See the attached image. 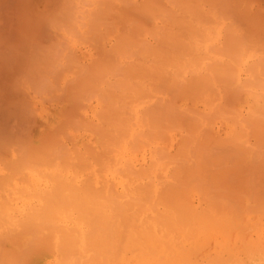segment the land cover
Returning <instances> with one entry per match:
<instances>
[{
  "label": "rangeland",
  "instance_id": "obj_1",
  "mask_svg": "<svg viewBox=\"0 0 264 264\" xmlns=\"http://www.w3.org/2000/svg\"><path fill=\"white\" fill-rule=\"evenodd\" d=\"M56 1H58L59 2V0H19V4H20V8H19V11H20V15H19V17L17 18L16 17V20L15 21H17L18 20V22H20V23H22V24H20V23H18L17 22V24H16V22L13 24L14 26V31H15V37H17V38H15V40H17V46H19V45H21V47H22V45H23V47L21 48V47H18V48H20L19 50L22 52V57H21V54H20V56H19V63H18V60H17V65L15 64V66L16 67H14V69L12 70V71H10L9 69H11V68H9V69H6L5 71H4V73H2V75L0 76V130H3L2 129V127H3V125H5L6 124V130H5V128H4V130L6 131V133L5 134H7L8 132L9 133H11V134H7L6 136H5V134H4V132H2L3 134H0V135H2V136H0V141H1V145L3 146V151H2V153H0L1 155H3V152H5L4 153V155L2 156V157H4L6 154H8L7 156H5L4 158H6L5 160L6 161H3V163L5 164V162L6 163H8V164H3L2 163V161H0V180L1 179H3V177H7V178H4L3 180H4V182L2 183L3 184V187L5 188V186H9V185H7V184H5V183H7V182H5V179H8L9 178V174L10 173H13L14 171H16L17 169H14V168H16V166H19V167H17L18 169L20 168H23V171L22 170H17L18 172H19V174H15V175H11V177L12 178H14V176L16 177L15 179H13V183H9L10 185H14L15 187H14V191H18L19 189L18 188H21L22 186V189H24L25 188V192L23 191V193H26V196H27V192H29V194L30 193H32V192H34V190H33V187L38 191V190H40V191H43V190H41V189H39L38 187V184L40 185V187L43 189V188H45V187H47L44 191L46 192H44L45 193V195L42 193V192H40V193H42L43 195H41V196H43V198L38 194L39 193V191L37 192V191H35L36 193H37V197L35 196H32V197H30V198H27V197H29V194H28V196L26 197L25 196V194H24V196L22 195V197H20L21 196V192H13L12 190H7V192H5V191H3V193H5V195L1 192V190H3V189H1L0 190V192L2 193L1 195H3V196H5V197H3V202L5 203V201L7 200V199H9L8 201H6V203L8 202V204L10 203V201L12 202L11 203V205L13 204V206H11V208H10V206H9V208L8 207H6V208H4L3 209V206L1 205V203H2V197L0 198L1 200V203H0V212H2V214L0 215V225L5 229V232H7V231H9V233L10 232H12V231H14V230H12L11 231V229H12V227L8 224V226H6V224H5V226H4V221L5 220H9L10 219V221L9 222H12V224H13V226H15L17 229H15V227H14V229L15 230H17L18 231V229H19V231H21V233L20 234H15L14 232H12V234L10 233V234H8V233H6V235H8L9 237H7L4 233L5 232H3L4 230H3V228L0 226V230L2 231V235H5L6 237H3L4 238V240H0V260H2V262H3V260H4V263H6V264H8V263H10L11 264V262H13V261H17V259L20 261L22 258H23V260H21L22 262L20 263V262H16V264H30V260H31V258L35 255V249L36 248H38V247H45L46 249H49L50 251H47V252H50L48 255L49 256H47V257H45L44 258V260H46L45 261V263L44 264H60V260H61V264H62V261H63V258H65V257H67V258H65L64 260H66V262L65 261H63V262H65V264H79L80 262H82L83 263V261H81V258L82 259H85V260H87V259H90L91 258V260H88L87 262H86V264H88V262L90 261H92V264H94V263H96V264H111L110 262H113L112 264H120V263H118V260L120 261L121 260V264H124V263H126V261L128 262L129 260H130V263L129 264H133V262H131V258L130 259H128L129 258V255H132V260L135 262V260L137 261V264H142L143 263V261H144V258H145V262L143 263V264H150V263H153V262H151V261H153L152 259H151V257H150V255H152V257L154 256V254H155V252H154V247L155 246H153L154 245V243L157 241V243H155V245L157 244V245H159V246H157L158 248L157 249H155V251L157 252V250L159 251V248H161L160 246H161V244L162 243H164L165 245H167V243H168V248H167V250L168 249H170L168 252L166 251V250H164V255H165V260H167L166 259V256H167V258L168 259H172L173 260V262H172V260H167L166 262H167V264L170 262H172V263H175V264H180L179 262H181V264L184 262V264H264V249H262V247H264V246H260V244H262V243H264V235L262 236V234H264V233H262V232H264V218H262V217H264V168H263V166H264V164H263V156H261V158H260V156L258 157L259 158V160L260 161H258V162H260L261 163V166L259 167V168H257V167H255V166H253L252 167V163L253 162H250L252 159V157L253 156H251L253 153H251L252 152V149H255L254 147L252 148V146H251V144H250V140L251 141H254L253 140V138H255V136L257 135V137L259 136V134L260 133H263V132H261L264 128H263V126H259V128L260 129H262V130H260L259 128H257L258 126L257 125H259L260 124V122H262V124H260V125H264L263 123V121H264V112H261V111H263L264 109H263V107L261 106V108L263 109H261L260 108V106H258V105H261L262 103L261 102H264L263 101V99L261 98V97H264L263 95H264V74H258V75H256L257 74V72L259 73V71H261L260 73H264L263 72V70H264V58H262L263 56H264V53H262L263 51H264V41L263 42H258L259 40H260V37H261V39H264V0H238V1H241V2H238L239 4H236V3H233L232 4V7L233 6H235V8L239 5L240 7H238L239 8V10L241 9V8H243V6H244V8L247 10V11H245L247 14H248V16H251V14L253 15H255V13H256V17L259 15V20L257 21V18L255 17V20L256 21H253V16H252V18L249 20V22L248 21H246V20H248V16L245 14V16H243V14H239L240 12L242 13L243 11H237V13L239 14H235L237 17H238V19H239V16L241 17V16H243L244 18L242 19V17L240 18V21H241V19H242V21H244L245 19V21L243 22V24L245 23L246 24V26H245V28H247L248 30L249 29H251V27H254L255 29L257 28V29H263V30H261L260 31V29L258 30V31H260V32H258L257 30H255L254 29V31H256L255 33H257L256 35L258 36H256L255 35V33L253 32V30L251 29V31L249 30V31H247V30H245V28L242 26V27H240L239 28V25L241 26V23L242 22H239L237 19V22H239V23H236L235 21L236 20H234V19H232V20H234L233 22H231L232 20H231V18L233 17V14H232V16L231 15H229L228 17H229V19L227 18V15H228V13L226 14V10H227V8L230 10V5H227V3H225L224 4V0H221V1H219V2H222L221 4L223 5H227L228 7L226 8V10H225V7H224V5H223V8H224V10H225V14H223V12L224 11H222L220 14H219V11H220V9L219 8H221L222 6H221V4L218 2V1H216L215 2V0L214 1H212V0H200L201 2H200V5H199V7H197L196 8V10H194L193 9V7L194 6H197L199 3V0H197V3H195V4H197V5H195L193 2H195L196 0H193V4L192 3H189L190 1H192V0H188L187 2L190 4V5H194L192 8H190V5L189 4H187L188 6H186V2H185V0L183 1V0H178V1H176L175 0V2H177L176 4H178V6H175L174 4V0H171L172 2H170L169 0H151V1H153L152 3H154V1H155V3H154V5L156 6V3L157 2H159V1H161V2H159V5H161L162 4V6H159L158 7V4H157V6H156V8L154 9V12L153 11H149L151 14L147 17L146 15H143V17H141L140 16V14L142 13H140L139 14V16H138V12H139V8H141V7H139V5L138 4H136L135 2H137L136 0H125V2H127V1H130L129 3L127 2V3H125L124 4V0H110L109 2H107L108 0H103L104 2H107V4H110L109 6L106 4L105 5V3L102 5V6H100L101 8H103L104 6V8H106L104 11H106V13L102 10V13L101 12H99L98 11V5L99 4H96V2H97V0H95V2L93 1V0H89V2L87 1V3H85V4H87V6L86 5H84L83 4V2L84 1H86V0H84L83 2H82V0L80 1L79 0V2H78V0H73L74 2H76V5L77 4H79V6L77 7V11L80 9V11L82 12L83 10L85 11V7L84 8H81V7H83V6H86L87 7V9L90 11V12H93V11H95V12H93V13H89V11L87 12V11H85L84 13H89V15L88 16H90V20H82L83 19V17L85 16L86 17V14L84 15L83 14V12L82 13H80L79 14V18H80V22L78 23V25H77V28H76V30L79 32V33H81L80 31H82L83 30V32H85L86 33V31H87V36H89V34L90 35H92V33H91V31H90V33L88 32L89 30H92L93 31V34H94V37H96V38H99L98 39V42L99 43H97V45L99 44V46H95V44L96 43H94L95 41V39H91L92 37H88L87 38V40H84V39H81L80 38V36L79 37H77L78 39H76V40H74V38H76V37H74L73 35H71V36H73V39H72V37H71V39L72 40H74V42L72 41V43L73 44H70V43H67L68 41L70 42L71 41V39L70 38H66V40H67V42H66V40H65V36L67 37V35H68V37H70V34H67L66 35V33L64 34L63 33V31H62V29H60V28H58V26L54 23V20H53V18L54 17H56L57 16V14H59V13H61V12H63V10L64 9H62V6L63 7H65L66 5V7H65V10L67 9V7L69 6L68 4L69 3H71V1L70 0H62V2H63V4H62V2H60V3H56ZM70 1V2H69ZM93 1V2H92ZM99 1L101 2V0H98V2L97 3H99ZM132 1V2H131ZM134 1V2H133ZM139 1V0H138ZM145 0H140L139 2H141V3H139L140 4V6H142L143 4L142 3H144V4H147V6H148V4H149V2L148 3H145L144 2ZM148 1V0H147ZM150 1V2H151ZM180 1V3H178ZM181 1H182V3L184 2V4H185V6H182L181 5ZM227 0H225V2H226ZM228 1H230V0H228ZM250 1H254V2H250ZM21 2H22V5H21ZM74 2H73V6L75 5L74 4ZM82 2V3H81ZM91 2L92 3H94V4H91ZM167 2V3H166ZM212 2V3H211ZM243 2V3H242ZM54 3V5L53 6H51L52 4ZM90 3V4H89ZM103 3V2H102ZM161 3V4H160ZM163 3H164V5H163ZM213 3H214V5L216 4V3H218V4H216L215 5V10H214V5H213ZM229 3V2H228ZM245 3V4H244ZM246 3H248V4H246ZM254 3V4H253ZM61 5V6H58V5ZM89 4V5H88ZM97 6H96V5ZM210 4V5H209ZM230 4V3H229ZM237 6H236V5ZM252 4V5H251ZM136 5V8L135 7H133V6H135ZM182 6V7H180V6ZM202 5H204V6H202ZM208 5V6H207ZM220 5V6H219ZM246 5H248V6H246ZM25 6V7H24ZM49 6V7H48ZM57 6H58V8H57ZM97 7V8H95V7ZM130 7L131 6V8L133 9L134 8V11H136L137 12V16H135V15H130L131 13V11H132V9H129V12H128V8L127 7ZM138 6V7H137ZM143 6H146V5H143ZM142 6V9L144 8ZM146 6V7H147ZM171 6H172V8H171ZM202 6V11H203V13H204V15H207V17H209L208 15L209 14H206V13H210V14H212V15H214V17L213 18H215V22H214V19L213 20H211V18H207V20H205L206 19V17H205V19L204 18H202L201 17V15L203 14V13H201V15L199 14L200 13V11H201V9H200V11H198L197 12V9L198 8H200ZM219 6V8H217ZM230 6V7H229ZM247 8H246V7ZM249 6H251L250 8H248ZM51 7V8H50ZM53 7L54 8H57L58 10L56 11V9L55 10H53ZM60 7V8H59ZM167 7H169V8H171L170 9V11H172V13L171 14H173V10L172 9H175V10H177V11H174V16L170 19V17L172 16L171 14H169L170 13V11H169V8H167ZM180 7V8H179ZM186 7L187 8H189L190 10H188L187 9V11H185L184 9H186ZM205 7V8H204ZM261 7V8H260ZM109 8V9H108ZM113 10H112V9ZM126 8H127V10H126ZM151 8V7H150ZM153 8V7H152ZM160 8H161V10H163V11H161L160 10ZM211 8H213V10H212V12L210 11V9ZM243 8V9H244ZM50 9H51V11H50ZM120 11H119V10ZM148 9V8H147ZM167 11H166V10ZM209 9V10H208ZM217 9H219L218 11H216ZM237 9V8H236ZM242 9V10H243ZM263 11H262V10ZM53 10V11H52ZM93 10V11H92ZM101 10V9H100ZM110 10V11H109ZM114 10H116V13L114 12ZM131 10V11H130ZM145 10V9H144ZM144 10H143V13H145L144 12ZM184 10V11H183ZM208 10V11H207ZM233 10H235V9H233ZM259 10H261V11H259ZM55 11L56 12H58L57 14L55 13ZM141 11V10H140ZM146 11V10H145ZM158 11H160V12H158ZM179 11V12H178ZM182 11V12H181ZM190 11V12H189ZM205 11H207L206 13H205ZM215 11L217 12V13H215ZM235 11V12H236ZM253 11V12H252ZM49 12H51L50 14H48ZM54 12V13H53ZM115 13V14H112V13ZM118 12V13H117ZM127 12V13H126ZM147 12V11H146ZM166 14H165V13ZM177 14H176V13ZM185 12V13H184ZM257 12H259V13H257ZM95 13V14H94ZM110 13V14H109ZM128 13H130L129 15H126V14H128ZM132 13H134L133 11H132ZM148 13V12H147ZM164 13V14H163ZM181 13V14H180ZM234 13V12H233ZM244 13V12H243ZM53 14V18L52 17H50V18H48L49 16H51ZM54 14H56L55 16H54ZM91 14V15H90ZM93 14V15H92ZM104 14H106V17H107V22H105V20H104V15L102 16V15ZM135 14V13H134ZM146 14V13H145ZM149 14V13H148ZM155 14H159V16H157V15H155ZM167 14H169V15H171V16H167V17H165V19H164V16L163 15H167ZM183 14L185 15V16H183ZM200 16H199V15ZM217 14H219V16H221L222 17V15L223 16H225L224 18L222 17H217ZM258 14V15H257ZM23 15V16H22ZM25 15V16H24ZM47 15H48V17H47ZM84 15V16H83ZM94 15H96V17H95V20L97 19V21L96 22H92V21H95L94 19L92 20V16H94ZM112 15H114V16H112ZM130 16V17H128V19L129 20H131V22H133V23H135V24H137V25H135V24H133V25H131L129 22V24L127 23V21H128V19H125L126 20V22H121V24L122 25H124L125 23H126V26L124 25V27L120 24V21H121V19H122V21H125V20H123L125 17L124 16ZM186 15H187V19L188 18H190L193 22L191 23V21L190 20H188V21H190V23L192 24V28H191V24L189 23L188 25H187V19L185 20V19H181V18H186ZM194 15H196V17H198V18H200V20H201V22H199L198 21V18H196ZM36 16V17H35ZM47 17V19L45 20V18ZM151 16H157V18H154V17H151ZM160 16L165 20H163L162 18H160ZM180 16H182L181 18H180ZM193 16V19L191 18ZM231 16V17H230ZM123 17V18H122ZM138 17V18H137ZM210 17H212L211 15H210ZM235 17V16H234ZM233 17V18H234ZM246 17V18H245ZM88 18V17H87ZM140 18H141V20L142 21H144L143 23H141L142 25H143V27L145 28H143L144 29V31H143V29H141L142 28V26H140V28L138 27V24L141 22V20H140ZM151 18H153V19H151ZM29 19V20H28ZM55 19V18H54ZM106 19V18H105ZM112 19V20H111ZM116 21H115V20ZM132 19L135 21H132ZM139 19V20H138ZM149 19H151V20H149ZM160 19V20H159ZM220 20V21H218V20ZM261 19V20H260ZM23 20V21H22ZM104 20V21H103ZM109 20H110V23L108 24V22H109ZM137 20L139 21L138 23H137ZM170 20V21H169ZM176 20V21H175ZM183 20H185V22L183 21V23H182V21ZM44 21H46V22H44ZM48 21V22H47ZM119 21V22H118ZM147 21V22H146ZM151 21V22H150ZM160 21V22H159ZM162 21V22H161ZM196 21V22H195ZM198 21V22H197ZM205 21V22H204ZM210 23H209V22ZM251 21V22H250ZM39 22V23H38ZM41 22H44L45 24H46V26L49 24V26L48 27H50L49 29L47 28L46 29V26H45V24L44 23H41ZM103 22V23H102ZM104 22H105V24H104ZM111 22H113V24L111 23ZM115 22V23H114ZM153 22V23H152ZM158 24H157V23ZM177 22V23H176ZM218 22H221L220 24H219V27L218 28H220V29H218L216 26H217V23ZM226 22H227V24L230 22V23H232L231 25L230 24H228V25H230V27H233L234 29H235V31H236V33L235 32H231V34H232V36L230 35V36H228V39L230 38V40L229 41H231V42H229V43H231V44H228V43H225V40H226V37H224L225 35H228V32L229 31H231V30H233V28H230L229 29V27H226L227 25H226ZM256 22V23H255ZM144 23H146V24H144ZM176 23V24H175ZM184 23H186V24H184ZM199 23V24H198ZM201 23V24H200ZM216 23V24H215ZM34 26H33V25ZM43 24V25H42ZM80 24V25H79ZM98 24V25H97ZM106 24H107V26H106ZM115 24V25H114ZM154 24H156V25H154ZM167 24V25H166ZM193 24H194V26H193ZM236 24H238V25H236ZM257 25V26H254V25ZM260 24H261V26L262 27H259L260 26ZM18 27H16V26ZM32 25V26H31ZM37 25V26H36ZM118 25H119V27H118ZM136 26V28L138 27L139 29H138V32H136L135 30H132V29H134L135 27H133V28H131V26ZM146 25H147V27H146ZM148 25H149V27H148ZM160 25L163 27L162 29H161V27H160ZM165 25V26H164ZM170 25V26H169ZM186 25V26H185ZM190 25V28L191 29H196L197 30V32L201 29V31H199L200 32V34L201 35H203V36H201L200 34H199V32H198V35H197V37L199 36H201L200 38H203V40L202 39H198L197 40V38H196V34H194L195 32H194V30H193V34H192V32H191V30H187V29H189L188 28V26ZM251 25V26H250ZM39 26V27H38ZM42 26V27H41ZM44 26H45V29H44ZM105 26V27H104ZM110 26V27H109ZM115 26H116V28H115ZM121 26H122V28H121ZM151 26V27H150ZM153 26V27H152ZM172 26V27H171ZM185 26V28L186 29H184L183 27ZM197 26H198V28H199V30L197 29ZM212 26H214V28L216 29V32L214 31V28H212ZM81 27H82V29H81ZM173 27H175V28H173ZM194 27V28H193ZM227 28V30H224V28ZM237 27V28H236ZM259 27V28H258ZM38 28H42L41 30L40 29H38ZM52 28V29H51ZM87 28V29H86ZM92 28H94V29H92ZM101 28V29H100ZM113 28H115V29H113ZM124 28H127L126 29V31L127 32H125V34H123L124 33ZM147 28V29H146ZM149 28V29H148ZM153 28V29H152ZM165 28V29H164ZM167 28H169V30L170 31H167L166 29ZM178 28H180V29H178ZM183 28V29H182ZM225 28V29H226ZM243 28V29H242ZM51 29V30H50ZM104 29V30H103ZM122 32L121 34H120V31ZM123 31H122V30ZM128 29H130L129 31H128ZM141 29V31H142V33L140 32L139 33V30ZM158 29H159V31H158ZM160 29H161V32H162V36H161V34H160ZM172 29H174V30H176V31H174V30H172ZM228 29H229V31H228ZM239 29H241V31L239 30ZM45 30H50L49 32H53L54 33V35L57 37L56 39H57V41H61L62 43H63V46H62V48L65 50L64 51V54L63 55H69L70 54V59L72 60H70V59H68V60H70L72 63H68V66H66L67 64L65 63V62H68L67 61V56L64 58V57H62L61 56V59H60V57H59V59H60V61H63L62 63L61 62H59V63H61V64H66L65 66H64V64L61 66V64L59 65L58 64V66H59V68H57L58 66H57V64H56V66L57 67H54V66H52V68H54V69H57V70H62V72H56V70H55V72L57 73V78H56V80H58L57 82H59V84H60V87H66L67 88V86H65V85H68L69 83L71 84V86H74V85H77V86H74L75 88H72V87H70V85H68L69 87H70V91L68 92L67 90V92L66 91H64V89L63 88H57V87H59V86H57L58 84H56V82H55V84H56V87H54V85L55 84H53L52 86H51V84L55 81V80H53V81H51L52 79H49V81H51V84H50V82H48V80H47V82L45 83H43V85H42V87H37V88H33V87H35V85L33 86L32 85V83L30 82V80H28L27 78V74H25L28 70H27V68H29L30 67V64H29V67L28 66H26V64H25V61H31V60H28L27 58H29L30 57V59H31V55L32 54H30L29 56H28V53H29V51H30V49H32L31 50V52L32 51H34L33 49H35L36 48V46L38 45L37 43H35V45L36 46H34V44H32L33 43V39H34V37H35V42L37 41V39L40 37V33H44V31ZM52 30H54V31H52ZM147 30H148V32H147ZM150 30H152V33H154V34H152V33H149L150 32ZM164 30H165V32H164ZM221 30V31H220ZM41 31V32H40ZM62 31V32H61ZM136 33H135V32ZM154 31V32H153ZM180 31L182 32V33H180ZM184 31V32H183ZM212 31V32H211ZM226 31H228L227 33H226ZM234 31V30H233ZM244 31H245V33H244ZM37 32H39V33H37ZM65 32V31H64ZM81 33L82 34V36L81 37H83V35H85V33ZM145 33V35H144V33ZM169 32H170V34H169ZM178 32V33H177ZM215 32V33H214ZM239 32V33H238ZM240 32H242L243 34H246V36L247 37H249V40H248V38L247 39H245V36H241L242 34L240 33ZM38 35H37V34ZM75 33H77V32H75ZM89 33V34H88ZM129 33H130V38L132 39H139L140 40V44H142L141 46H143L145 49H142V50H148V54H147V52H146V54H147V56H146V54H145V51H143L144 52V54H143V52H142V50H139V51H141L140 52V55H142L143 57V61H145L146 63H148L147 64V67L149 68V67H151V68H147L146 67V64H143V66H144V68H142L143 66H140V67H138V68H134L133 67V63L131 64V61L129 60L131 57H133L134 59H136V56H130V58H128L127 56H126V60L125 59H123V56L122 55H118V61H117V54H116V51H115V53L114 52H111V51H113V50H110V49H113V48H107L109 45H114V43H115V46H111V47H117L120 43L119 42H121V39H120V41L118 40V38L119 37H117V35L119 36V34H120V36H123L124 35V38L127 36V35H129ZM135 33V34H134ZM164 33V34H163ZM166 33H167V35L169 36H167L166 35ZM223 33V34H222ZM224 33H226V34H224ZM230 33V32H229ZM254 33V34H253ZM20 34H21V36H23L22 38H20L21 36H20ZM35 34H36V36L38 37V38H36V36H35ZM80 34V35H81ZM123 34V35H122ZM148 34H150V35H148ZM153 36H155L156 37V39H155V37H152V35ZM160 34V35H159ZM178 34V35H177ZM192 34V35H191ZM208 34V35H207ZM235 34V35H234ZM248 34H251V35H248ZM17 35V36H16ZM105 35L107 36L106 38H105ZM126 35V36H125ZM189 35H191L192 37H190ZM207 37H206V36ZM236 35H237V37L239 38V36H240V39H237V37H236ZM76 36V35H75ZM158 36V37H157ZM160 36V37H159ZM209 36H210V39L211 40H209L208 38H209ZM212 36H214V37H212ZM26 37V38H25ZM41 37H42V35H41ZM40 37V38H41ZM112 37V38H111ZM172 37L174 38V39H172ZM178 39H181L180 41L178 40V42H179V44H178V42H177V38ZM236 37V38H235ZM252 37V38H251ZM19 38V39H18ZM33 38V39H32ZM39 38V39H40ZM60 38V39H59ZM102 38H104V39H102ZM107 38H108V41H109V39H110V41L111 42H113V44L112 43H110V41L109 42H107ZM116 39V40H113V39ZM127 38V37H126ZM149 40H151V41H149ZM163 38V39H162ZM176 38V39H175ZM192 38V39H191ZM224 38H225V40H224ZM24 39H26V40H24ZM38 39V40H39ZM69 39V40H68ZM86 39V38H85ZM129 39V38H128ZM171 39V40H170ZM191 39V40H190ZM233 39H234V41L236 40V41H239L240 43H238V42H235V45H234V41H233ZM242 39V40H241ZM254 39L256 40V42H253L254 41ZM258 39V40H257ZM22 42H21V41ZM41 40V39H40ZM40 40H39V42H40ZM78 40V41H77ZM103 40V41H102ZM113 40V41H112ZM123 40V39H122ZM175 41L174 43H173V41ZM182 40L184 41V42H182ZM185 40L187 41V43L185 42ZM199 40H202L201 41V43H199L198 44V42H200ZM207 40V41H206ZM244 40H246V42L244 41ZM251 40H253V41H251ZM19 41V42H18ZM25 41H27V42H25L26 44L28 43L29 45H33L32 47L31 46H29L28 44V49H27V51H26V49H25V44H24V42ZM76 41V42H75ZM81 41V42H80ZM83 41V42H82ZM84 41H85V43H84ZM97 41V40H96ZM102 41V42H101ZM124 41V40H123ZM163 41V42H162ZM168 43H167V42ZM171 41V42H170ZM189 41V42H188ZM213 41H215L214 42V44H215V48L213 47V46H211L213 43ZM241 41H242V43H243V41H244V43H243V45H242V43H241ZM20 42L22 43V44H20ZM29 42H31V43H29ZM38 42V41H37ZM38 42V43H39ZM104 42V43H103ZM107 44H106V43ZM125 42H126V46H127V44H129L127 41H126V39H125V41H124V44H125ZM131 42V41H130ZM155 42H157V44L155 43ZM162 42V43H161ZM191 42V43H190ZM251 42L253 43V44H255V45H252L251 44ZM74 43L76 44V45H74ZM93 43H94V45H93ZM102 43V44H101ZM110 43V44H109ZM119 43V44H118ZM123 43V42H122ZM153 43V44H152ZM161 43V44H160ZM172 43H173V45H172ZM175 43H177V45L179 46V49H178V46H176V44ZM194 43H195V45H194ZM202 43H203V45H202ZM237 43V44H236ZM257 43V44H256ZM72 45V46H70V45ZM103 44H105L104 46H103ZM109 44V45H108ZM123 44V45H124ZM132 44V43H131ZM162 44H163V46H162ZM167 44V45H166ZM210 44V45H209ZM227 44H228V46H230V47H232L233 45L234 46H236V45H238V48H237V46L236 47H234V49H236V50H231L232 52H230V50L228 51V49H230V47H228L227 46ZM233 44V45H232ZM247 44V45H246ZM91 45H93L94 46V49H93V46H91ZM123 45H121V47L120 46H118L119 47V49H122L123 50ZM130 45V44H129ZM200 45V46H199ZM217 45V46H216ZM225 45H226V47H225ZM242 45V46H241ZM78 46V47H77ZM86 46V47H85ZM125 46V45H124ZM141 46H140V48H141ZM185 46V48H183ZM197 46H199V48H200V50H201V52L199 51V48L197 47ZM246 46V47H245ZM82 47V48H81ZM118 47L116 48V49H114V50H119L118 49ZM173 47V48H172ZM177 47V48H176ZM242 47V48H241ZM250 47V48H249ZM256 47H257V49H256ZM260 49H259V48ZM261 47H263V49L261 50ZM87 48V49H86ZM91 50H90V49ZM103 48H106V49H109V52H111V53H114L113 55H114V58H115V61H117V62H119V61H122V62H119L120 64H121V66L122 67H124L125 65H126V63H125V61H129V66H131L132 68H131V70L130 69H128L127 71H129V73L131 72V76H132V73H135L136 72V75H134V76H136L135 77V79L133 78V79H131V78H129V79H127V80H131L132 82H133V84L132 83H130L132 86H128V88H127V90L129 89H131V87H132V89L131 90H133V92H131V91H129V92H131L133 95H134V97H133V95H131V94H127V95H129L130 97H132V99H133V101L132 100H130L131 98L129 97V96H127L128 97V99H127V97L125 98V101L123 100H121L120 99V101L117 103L119 106H122V110H120V111H122V112H120V116L121 115H124V116H126V117H117L118 119V121H120L119 123H118V127L120 126L119 124H122L123 126H121V127H123L124 129H123V131L125 132L126 130H128V128H129V132L127 131V133L128 134H126L125 135V133L124 134H122V131H119L118 133L116 132V129H118V130H120V127L119 128H116V126L114 125V128L112 127V126H110L111 124L109 123L108 124V122H111V118L109 119L110 121H107V119H105V120H103V118H105L106 117V115L107 114H105L104 112L105 111H107V110H109L108 108H106V106L108 105V103H110L111 101H110V99H108L109 97V95H107V91H108V89L106 88V87H108L104 82H106L105 80L103 81V79H102V81H101V78H100V76L102 77V74H105V66H107V65H105L107 62L106 61H108V60H106V61H104L105 59H106V57H104V55H105V53H106V51L108 52V50H103ZM210 48V49H209ZM211 48H213V49H211ZM97 49H98V51L99 50H101L102 51V54H104L103 56H102V54L100 53H97L98 51H97ZM139 49V47H137V49L136 50H138ZM169 49V50H168ZM183 49V50H182ZM184 49H185V51H184ZM219 49V53H218V51H216V50H218ZM232 49V48H231ZM256 49V50H255ZM259 49V50H258ZM62 50V49H61ZM168 50V51H167ZM173 50V51H172ZM180 50V51H179ZM182 50V51H181ZM213 50H215V51H213ZM242 52H241V51ZM249 52H248V51ZM261 51V52H258V51ZM87 51V52H86ZM93 51V52H92ZM103 51H105V53L103 52ZM139 51L137 52V53H139ZM164 51H166V53H167V56H170L171 54V57H167L166 56V54H165V56L163 55L164 54ZM171 53H170V52ZM178 51V52H177ZM204 51V52H203ZM207 51H209V52H207ZM227 51L228 52H230V55L232 56V57H230V55H227V54H229V53H227ZM235 51V52H234ZM20 52V53H21ZM23 52H24V54H23ZM30 52V53H31ZM63 52V51H62ZM66 52V53H65ZM78 54H77V53ZM100 52V51H99ZM118 52V51H117ZM121 52V51H120ZM119 52V53H120ZM170 54H169V53ZM176 52V53H175ZM185 52H188L189 54H187V53H185ZM197 52L199 53V54H197ZM244 52H246L245 54H244ZM68 53V54H67ZM118 53V54H119ZM122 53V52H121ZM129 53V52H128ZM163 53V54H162ZM213 53V54H212ZM232 53V54H231ZM234 53V54H233ZM238 53V54H237ZM259 53H261V54H259ZM61 54V53H60ZM75 54V55H74ZM92 54V55H91ZM96 54V55H95ZM109 54V53H108ZM150 54V55H149ZM174 54H175V56H174ZM204 54H206V59H205V55ZM213 55V56H211V55ZM219 54V55H218ZM74 55V56H73ZM79 55H81V57L79 56ZM112 55V54H111ZM140 55H138V57H140ZM179 56L178 57V59H177V56ZM210 55V59H209V56ZM221 55V56H220ZM233 55L235 56V57H233ZM241 55V56H240ZM254 55V56H253ZM263 55V56H262ZM28 56V57H27ZM106 56H108L107 57V59L110 57V55H107L106 54ZM164 56V57H163ZM202 56V57H201ZM203 56H204V59H202L203 58ZM227 56V57H226ZM72 57V58H71ZM73 57H75V58H73ZM155 59H154V58ZM166 57V59L172 64V62H174L173 60H176L177 59V62L179 63V64H176V65H178V66H173V65H175V63H173V65H171V64H166L165 63V60H164V62H161V61H163V58H165ZM175 57V58H174ZM185 57V58H184ZM199 57H201V58H199ZM217 57V58H216ZM240 57V58H239ZM245 57H247V60H246V58ZM255 57V58H254ZM260 57V58H259ZM23 58L25 59V60H23ZM83 58V59H82ZM94 58H96V59H94ZM105 58V59H104ZM111 58H112V56H111ZM123 60H122V59ZM125 58V57H124ZM172 58V59H171ZM183 58V59H182ZM230 58V59H229ZM27 59V60H26ZM73 59L75 60V62L76 61H78V62H73ZM134 59H133V61H134ZM151 59V60H150ZM161 59V60H160ZM199 59H202V61H200ZM216 59V60H215ZM218 59V60H217ZM81 60V61H80ZM83 60V61H82ZM112 60V59H111ZM111 60L109 59V61L110 62H108V63H111ZM125 60V61H124ZM131 60H132V58H131ZM141 60V59H140ZM157 60V61H156ZM184 60V61H183ZM238 60V61H237ZM263 60V61H262ZM24 61V64L22 63ZM114 61V62H115ZM181 61V62H180ZM198 61H200V62H198ZM206 61H207V64H209V62L211 61V63H214V62H218L219 61V64H220V66L218 67V64L216 63L215 64V66H216V68H220L221 67V73L220 74H215V72H216V70L215 71H213L211 68H212V66L209 68L208 66H210V65H208L207 66V64H206ZM209 61V62H208ZM223 61V62H222ZM226 61V62H225ZM230 61L231 63L228 65L229 66V68H228V66H227V64H228V62ZM237 61V62H236ZM247 61V62H246ZM83 62H84V64H83ZM86 62V63H85ZM93 62H96L95 64L96 65H98V66H101V68L103 69L102 70V72L100 73V71H99V74H100V76H98L99 78L97 79V77H96V75H95V73H97L96 71H97V69L98 68H96L97 66L93 63ZM114 62H112L114 65H115V63ZM116 62V64H117V67L120 65H118V63ZM124 62V63H123ZM153 63V65L151 64V63ZM168 62V63H169ZM247 64H246V63ZM254 62L255 63H258V64H254ZM22 63V64H21ZM31 63V62H30ZM78 63V64H77ZM123 63V64H122ZM157 63V64H156ZM185 63V64H184ZM187 63V64H186ZM197 63V64H196ZM201 63V64H200ZM244 63V64H243ZM249 63V64H248ZM20 64H21V67H19L20 66ZM112 64V65H113ZM131 64V65H130ZM154 64L155 65H157V66H154ZM182 64V65H181ZM193 66H191V65ZM199 64V65H198ZM205 64V65H204ZM231 64H234V66H235V69H236V71H237V73H235V72H231L232 70L234 71L235 69H234V67H233V65H231ZM254 64V65H253ZM261 64V65H260ZM19 65V66H18ZM23 65V66H22ZM25 65V66H24ZM72 65V66H71ZM87 65H89L88 66V69H90V71H93L92 69L94 68V69H96V71H95V73H93V76H92V74H91V76H90V73L91 72H87L86 73V70L88 71V69L86 68V66ZM128 65V64H127ZM168 65V66H167ZM188 65V67H190V68H188V69H185V68H183V67H186ZM230 65H231V67H233L232 68V70H231V67H230ZM246 65H248V66H250L249 68L246 66ZM96 66V67H95ZM181 66H182V68H181ZM195 66H197V67H195ZM201 66V67H200ZM215 66L213 67V69L215 68ZM253 66V67H252ZM258 67V71L256 72V71H254V69L256 68V67ZM22 67H24V68H22ZM26 67V68H25ZM71 67V68H70ZM154 67H156L155 69H156V72H155V69H154ZM157 67H159V69L157 68ZM161 67V68H160ZM165 67H167V68H165ZM173 67V68H172ZM179 67V68H178ZM191 67H192V71H195V73H196V76L198 77V75L197 74H200L201 73V71H202V73H204V72H206V71H204V70H207L208 72H206V73H208V74H206V73H204V74H206V75H208V76H211V77H209L210 79H211V81H208V79H207V81H205L206 80V78H203V76L204 75H200L201 77L198 79L197 77H193L194 76V74L192 75L191 74ZM195 67V68H194ZM204 67V68H203ZM247 67V68H246ZM260 67H262V68H260ZM13 68V67H12ZM21 68H22V70H23V74H22V70H21ZM60 68H62V69H60ZM69 68V69H68ZM84 68V70H82ZM101 68L99 67V69L101 70ZM139 68H140V71H139ZM154 70H153V69ZM178 68V69H177ZM193 68L195 69V70H193ZM198 68H200L201 69V71H199V69ZM228 68V69H227ZM246 70H245V69ZM253 68V69H252ZM24 69H26V70H24ZM54 69H52V70H54ZM124 69H125V67H124ZM127 69V68H126ZM157 69L158 70H161V71H157ZM170 70V72L168 71V70ZM174 69H175V71H174ZM179 69L181 70H183V69H185V70H187V73H186V71H184L183 70V72H184V74H187V76L188 77H186V75L183 77V73H182V71L180 72L179 71ZM203 69V70H202ZM230 69V70H229ZM262 69V70H261ZM9 70V71H8ZM17 70H21V71H19L20 73H18V71ZM150 70V71H149ZM151 70H153L152 72H151ZM165 70V71H164ZM197 70V71H196ZM219 70V69H218ZM229 70V71H228ZM256 70H257V68H256ZM26 71V72H25ZM84 73H83V72ZM104 71V72H103ZM135 71V72H134ZM140 72V73H138V76H137V72ZM144 71V72H143ZM146 71V72H145ZM176 71H178V72H180V73H178L177 74V72ZM190 73H189V72ZM220 71V70H219ZM227 71V72H226ZM6 72V73H5ZM51 72H53V73H55L54 71H51ZM76 72L78 73V75H77V77L75 76L76 75ZM79 72H82L84 75H81V73L79 74ZM125 72V71H124ZM200 72V73H199ZM209 72H211V74L209 73ZM226 72V74L224 75V76H226L227 75V73L230 75V73H232V75L230 76V77H232L231 79L233 80H230V77H229V79H227V80H221L222 78L220 77V75L222 74V73H225ZM230 72V73H229ZM18 74V76L19 75H26V76H20V77H22V78H16V76H17V74ZM28 73V72H27ZM55 73V74H56ZM145 73H146V75H145ZM153 73V74H152ZM155 73H157V74H155ZM162 73V74H161ZM216 73H219V72H216ZM4 74H6V75H4ZM11 74V75H10ZM51 75H53L52 73H50ZM49 74V75H50ZM98 74V75H99ZM159 74H161V75H159ZM180 74V75H179ZM235 74L237 75V77L235 78V79H233V75L235 76ZM256 76H255V75ZM15 75V76H14ZM48 75V76H49ZM50 75V76H51ZM79 75H81V76H79ZM141 75H143V77L141 76ZM155 75V76H154ZM182 75V76H181ZM192 75V76H191ZM215 75H218L219 77L217 78ZM242 75V76H241ZM260 75V77H258V79L256 78L257 76H259ZM47 76V77H48ZM49 76V77H50ZM55 76L56 75H53L52 77H54L55 78ZM83 76V77H82ZM95 76V77H94ZM142 78H141V77ZM150 76H151V78H150ZM207 76V77H208ZM222 76V75H221ZM228 76V75H227ZM227 76L226 77H224V78H227ZM25 79H24V78ZM48 77V78H49ZM79 77L80 78H82V80H80L79 79ZM110 77V79L113 77V75L111 76V75H109V76H107V77H105V75H104V78L107 80L108 78ZM137 77H139V80H138V78ZM161 77H162V79L165 81V83L166 84H164L163 85V87L164 88H162V83H164V81L161 83L160 82V80H161ZM176 77V78H175ZM183 77V78H182ZM192 77V78H191ZM204 77H206V76H204ZM240 77V78H239ZM246 77H248L247 79L244 78ZM51 78V77H50ZM90 78V79H89ZM103 78V77H102ZM136 78H137V80H138V82L140 81V78H141V84L139 83H134L135 82V80H136ZM155 78V79H154ZM157 78V79H156ZM180 78H181V80H183L184 82H183V85H182V83H180L181 82V80H180ZM185 78V79H184ZM194 78V79H193ZM4 79H5V81H4ZM26 79H27V81H26ZM67 79H68V81H67ZM70 79L72 80V82H73V84H72V82H70ZM85 79V80H84ZM91 79H92V81H91ZM100 79V80H99ZM148 79V80H147ZM198 80V81H196L195 82V80ZM203 79H205V80H203ZM213 79V80H212ZM250 81H249V80ZM251 79H253V82H252V80ZM260 79V80H259ZM45 80H46V77H45ZM44 80V81H45ZM62 80V81H61ZM63 80H64V82H63ZM66 80V81H65ZM73 80H75V81H73ZM76 80H78V81H76ZM94 80V81H93ZM109 80V79H108ZM107 80V81H108ZM111 80H113V78L111 79ZM134 80V81H133ZM136 80V81H137ZM145 80V81H144ZM177 80H179L178 81V84H177ZM185 80H186V82H185ZM255 80V81H254ZM85 81V82H84ZM129 81H127V82H129ZM148 81H150V83H148ZM152 81V82H151ZM202 81V82H201ZM204 81V82H203ZM245 81H249L248 83L247 82H245ZM261 81V82H260ZM5 82V83H4ZM28 82V83H27ZM66 82V83H65ZM74 82H76V83H74ZM81 82H82V84H81ZM93 82V83H92ZM123 82H125V81H123ZM144 82V83H143ZM156 82H157V84H156ZM158 82H160L161 84L159 85V86H161V87H159V88H162V89H159V88H157L156 89V87H155V89H152L153 88V85H158ZM208 82V83H207ZM242 82V83H241ZM244 82V83H243ZM49 83V84H48ZM152 83V84H151ZM180 83V84H179ZM184 83H185V85H184ZM196 84V85H194V84ZM219 83V84H218ZM237 83H240V84H242L243 85V88L241 89V87H242V85H240V90L238 89V88H236V86H238L239 87V85L237 84ZM255 83V84H254ZM83 84L84 85H88L89 86V89H90V91L93 93L94 91V93H93V96H91L90 97V95H91V92L88 90V88L84 91L83 89ZM108 84V83H107ZM121 84V83H120ZM124 84V83H123ZM122 84V85H123ZM127 83L125 82V85H126ZM135 84H138V85H141L140 86V89H141V91H137L138 89H139V87H138V89H136V87H137V85H135ZM143 84V85H142ZM198 84V85H197ZM231 84V85H230ZM246 86H245V85ZM256 84H258V85H256ZM109 85V84H108ZM127 85H129V84H127ZM135 85V86H134ZM149 87H148V86ZM165 85H167V88L169 89H173V90H175L174 88L175 87H177L176 89H178V90H180V91H178V90H176V95L174 94V97H171V96H173V95H171V94H173V91H168V89H166V87H165ZM179 85H181L182 86V88H181V86H179ZM187 85V86H186ZM189 85V86H188ZM205 85V86H204ZM252 85V86H251ZM254 85H256V86H254ZM12 86V87H11ZM21 86V87H20ZM32 86V87H31ZM50 86V87H49ZM79 86L80 87H82V88H80L79 89ZM87 86V87H88ZM93 87V88H90V87ZM121 86V85H120ZM120 86H117L118 88H120ZM148 88H147V87ZM259 86V87H258ZM10 87V88H9ZM21 89H20V88ZM29 87L31 88V89H29ZM76 87H77V89H76ZM123 88H125V89H123V88H121V89H123V90H126V87L123 85L122 86ZM142 87V88H141ZM158 87V86H157ZM172 87H174V88H172ZM180 87V88H179ZM187 87V88H186ZM197 87H198V89H197ZM202 89H201V88ZM223 87H224V90H223ZM39 88H40V92H39ZM49 88V89H48ZM227 88H229V90L227 89ZM19 89V90H18ZM25 89H27V90H25ZM37 89V90H36ZM63 89V90H62ZM76 89V90H75ZM81 89H82V91H81ZM91 89H95L94 91L93 90H91ZM136 89V90H135ZM139 89V90H140ZM191 89V90H190ZM193 89H195V90H193ZM205 89V90H204ZM208 89H209V91H208ZM236 89H238V91L236 90ZM248 89V90H247ZM258 89V90H257ZM25 90V91H24ZM33 90H35V91H33ZM50 90H51V92H50ZM78 90V91H77ZM109 90H110V86H109ZM122 90V91H123ZM156 90V91H155ZM222 90V91H221ZM227 90H228V92H227ZM2 91V92H1ZM63 91H64V94H61L60 95V98L62 99H60L62 102H60V100L58 99L59 97H58V95L62 92L63 93ZM75 91H77V93L79 94V96H78V94H76L77 96H78V99H76L75 98V101H74V96H76V95H74L75 94ZM82 92V95H81V92ZM97 91V92H96ZM116 91H118V92H120L119 91V89H116ZM121 91V92H122ZM136 91L138 92V94L136 93ZM163 91H165V92H163ZM183 91V92H182ZM189 91V92H188ZM204 91H207V94L210 92V91H212V93H211V99L209 98V99H207L205 96H204V99H202V100H198L197 101V99H194V100H191V99H186V97H184L185 96V93L186 92H188V93H192V94H194L193 92H195V95H199V94H202ZM224 91H226L227 92V94H225V92ZM13 92H14V94H13ZM21 92V93H20ZM23 92V93H22ZM72 92V93H71ZM74 92V93H73ZM90 94H89V93ZM115 92V91H114ZM125 92V91H124ZM123 92V93H124ZM127 92V91H126ZM141 92H145L144 94H141ZM149 92H151L152 94H157V95H159V96H161L162 97V99H161V97H157V95H155V96H153V95H151ZM159 92V93H158ZM172 92V93H171ZM175 92V91H174ZM197 92V93H196ZM200 92V93H199ZM202 92V93H201ZM236 92V93H235ZM20 93V94H19ZM29 93V94H28ZM84 93H86V94H84ZM141 95H140V94ZM147 93H149V94H147ZM206 92H204V94H205ZM9 94V95H8ZM30 95L29 97H28V95ZM33 94V95H32ZM52 96H51V95ZM54 94H56L57 96H55ZM84 94V95H83ZM87 94H89V96H87ZM116 94H118L119 96H120V98H121V95H122V93H117L116 92ZM247 95V96H249V95H251V96H257V97H259V100L257 101V104H256V106H248V105H250V104H247V101H246V98H245V95ZM253 94V95H252ZM263 94V95H262ZM14 95V96H13ZM32 95V96H31ZM139 95V96H138ZM142 95H144V97L142 96ZM146 95H149V96H146ZM168 95V96H167ZM178 95V96H177ZM236 95V96H235ZM244 95V96H243ZM10 96V97H9ZM12 96H13V98H12ZM37 96V97H36ZM117 96V95H116ZM118 96V97H119ZM123 96H126V95H123ZM122 96V97H123ZM136 96V97H135ZM228 97V98H226V99H224V97ZM239 96V97H238ZM9 98V102H8V98ZM18 97V99H16ZM22 97H24L25 99H27V101L26 102H28V105H27V109H28V107L29 106H33V108L32 107H29V108H31V110L29 111V112H31L32 110H33V114H32V112L29 114V112H28V117H27V119H26V117H24L23 115V113H19L18 111H19V109H20V111H21V109H22V106L19 104V102H18V104L21 106L20 108H19V105L18 104H15L14 102H12L13 100L15 101H20L21 102V100H23V98ZM50 97V98H49ZM52 97V98H51ZM66 97V98H65ZM81 97V98H80ZM86 97H88V98H86ZM89 97H90V99H89ZM22 98V99H21ZM117 98V97H116ZM137 99V102L136 101H134V99ZM158 98V99H157ZM172 98H174L173 99V101H174V103H173V107H181L180 109L178 108V110L179 111H182V108H183V111L182 112H179L180 114L181 113H183V115L185 116V117H191L192 119H193V121H194V124H192V125H190V124H188V123H184V121H181V120H179V117L178 116H175L176 118L173 120L172 119V113L170 114V115H168L167 113H166V116L168 115V116H171V117H169L170 118V120H171V122H169V118H168V116L166 117V118H168V119H166V118H164V114L161 112L162 111V109H163V111H165V109H166V105L169 107V109L171 110V108L170 107H172L171 105L169 106V104H171L169 101H171L170 99H172ZM230 98V99H229ZM238 98V99H237ZM10 99H11V101H10ZM13 99V100H12ZM24 99V100H25ZM83 99V100H82ZM86 99V100H85ZM123 99H124V97H123ZM166 99H168V101L166 100ZM224 99V100H223ZM229 99V100H228ZM237 99V100H236ZM243 99H245V100H243ZM50 100V101H49ZM106 100V101H105ZM126 100H129L130 101V103L129 102H127ZM141 100H142V102H141ZM144 100V101H143ZM147 100V101H146ZM150 100V101H149ZM156 100H160V102L158 101V102H156ZM186 100V102H184ZM189 100V101H188ZM251 100L253 101L254 100V98H251ZM14 103V104H11L12 106H11V110H8L9 109V107H7V106H9V104L7 103ZM34 101H36V102H34ZM92 101V102H91ZM101 101V102H100ZM153 101H154V103L156 104V103H158L157 105H159V104H161L162 103V107H165V108H157V109H159L160 110V112H159V114L158 113H155V114H158V116L160 115V117H158L159 118V120H161V124H159V122L156 124V119H155V123L153 122V125L151 124V120H150V118L151 117H153L152 116V114H151V111H148V109H147V114L145 113V110H144V112H143V109H146V107H149V103H153ZM177 101V103H175ZM194 101H196V103H195V106L193 105L194 104ZM224 103V104H221L222 102ZM6 102V104L4 105V103ZM23 102V101H22ZM64 102V103H63ZM76 103V104H74V103ZM82 102V103H81ZM106 102V103H105ZM124 102V103H123ZM127 102V103H126ZM139 102V103H138ZM149 102V103H148ZM169 102V103H168ZM190 102V103H189ZM198 102V103H197ZM217 102H218V108L217 109H219V111L220 112H222V111H224V108H225V111L224 112H226V110L228 109V111H229V108H230V111L232 110L233 111V113L232 112H230V113H232V115L234 116H237V114H239V115H241L242 116V114H244V112L248 115V116H246V114H244L243 116H245L244 118H246V117H249L250 116V110L251 109H254L255 110V108L256 109H258V110H255L256 112L258 111H260L262 114H263V118H262V120H260L261 119V116L260 117H257V115H256V117H254L255 115H252V114H255L254 112H251L252 114H251V116L249 117L250 119H251V117H253L254 119L256 118V121L253 123V124H256L257 123V125H254V126H252L253 128L251 129V131H250V133L251 134H249L248 133V135H246V136H244L246 133H244V135L243 136H241V133L245 130H243L242 132H240L241 130V125H240V123L241 122H238V121H240V120H242L241 119V116L239 117V116H237L238 118H240L239 120H237V121H235L234 119H236L237 117H235L234 116V118L231 116V114H228V116H226L225 117V114H223V116H222V113H224V112H222V113H220L217 109H216V104H217ZM227 102V103H226ZM30 103H31V105H30ZM36 103V104H35ZM46 103V104H45ZM53 103V104H52ZM72 103V104H71ZM80 103V104H79ZM86 103V104H85ZM154 103H153V105H154ZM165 103H166V105H165ZM181 103V104H180ZM184 103H186V104H188V105H185ZM204 105H203V104ZM229 103H231V105L229 104ZM232 103H234V105H232ZM244 103V106H247L246 107V110L247 109H249L250 107H251V109L248 111H245V107H243V105H241V104H243ZM3 104V105H2ZM22 104V103H21ZM34 104V105H33ZM52 104V105H51ZM73 104H74V106H73ZM79 104V105H78ZM82 104H83V106H82ZM144 104V105H143ZM176 104H178V105H176ZM179 104H180V106H179ZM184 104V105H183ZM196 104H198V105H196ZM247 104V105H246ZM14 105V106H13ZM70 105V106H69ZM80 107L81 106V108H79L78 106ZM181 105H183V106H181ZM203 105V106H202ZM220 105H223L222 106V108H221V106ZM228 105H230V106H232V107H235V108H233V109H235V112H237V113H235L234 112V110L233 109H231L232 107H229ZM263 106H264V103L262 104ZM34 106H36L35 107V109H34ZM70 107V109H71V111H72V107H74L73 108V113H75V111L76 110H78L79 112H78V114L77 113H75L74 115L76 116L77 115V118L78 117H80L79 119V121H80V124L82 123V125L80 126H78V127H76L77 129H73V127H72V125H70V124H77L75 121H71V122H69L68 123V125L65 127V128H63L64 130V132L61 130L60 131V129H61V125H64V121H63V119L65 120V118H67V119H69V121L72 119V117H74V116H71V114H66L67 112H71V111H67V109H69V108H67V107ZM86 106V107H85ZM105 106V107H104ZM142 108H141V107ZM146 106V107H145ZM151 106V105H150ZM160 106V105H159ZM185 106H187V107H185ZM240 106V107H239ZM18 107V108H17ZM78 107V108H77ZM132 107H134V108H132ZM143 107H145V108H143ZM152 107V106H151ZM150 107V108H151ZM155 107V106H154ZM189 107V108H188ZM191 107V108H190ZM197 107H198V109H197ZM206 107H208V108H206ZM224 107V108H223ZM228 107V108H227ZM249 107V108H248ZM259 107V108H258ZM15 109V112H16V110H18L17 112L19 113V114H22V116L21 115H19V116H17V112H16V115H15V119H14V116H13V114L15 113L14 112V110L13 109ZM66 108V109H65ZM75 108H76V110H75ZM188 108V109H187ZM215 108V109H214ZM5 109H7L8 111H13L12 113V115H10L11 116V118H13V120L11 121V118L10 117H8L9 115L7 114V118H10L9 120H8V122H6L7 121V119H6V113L8 112V111H6ZM36 109H37V111H36ZM64 109V110H63ZM99 109H100V111H99ZM132 109H133V111H135V115H133L134 114V112L132 111ZM141 109V110H140ZM153 109V108H152ZM156 109V108H155ZM156 109V110H157ZM174 109V108H173ZM172 109V110H173ZM190 109H192V110H190ZM195 109V110H194ZM223 109V110H222ZM259 109H261V110H259ZM34 110H35V113H34ZM90 110V111H89ZM102 110V111H101ZM105 110V111H104ZM174 110H176L177 111V109H174ZM194 110V111H193ZM197 110V112H195ZM243 110V111H242ZM104 111V112H103ZM110 111V110H109ZM108 111V112H109ZM140 111H141V113H140ZM154 111V110H153ZM158 111V110H157ZM166 111H168L167 109H166ZM165 111V112H166ZM200 111H202L203 112V114L205 113V116H203V114H200L199 112ZM210 111H211V114H210ZM218 111V112H217ZM251 111H253V110H251ZM9 112V113H10ZM170 111H168V113H169ZM175 112V111H174ZM201 112V113H202ZM213 112L216 114V113H218V114H213ZM241 112V113H240ZM72 113V112H71ZM100 113V114H99ZM163 114V116H162V114ZM193 113H194V115H193ZM11 114V113H10ZM64 114H66V115H64ZM105 114V115H104ZM138 114V115H137ZM146 114V115H145ZM148 114H151V117L149 116L148 117ZM206 114H207V116H206ZM256 114H259V115H262V114H260V113H256ZM68 115H70L71 116V119H70V116H68ZM111 115V114H110ZM109 114H108V116L109 117H111ZM140 115V116H139ZM144 115H145V118H147L146 120H145V118L143 119V117H144ZM229 115H230V117H229ZM258 115V116H259ZM20 117V118H22V119H20V120H22L21 122L18 120V118L17 117ZM26 116V115H25ZM35 116H36V118H35ZM66 116V117H65ZM140 118H139V117ZM156 116V115H155ZM195 116V117H194ZM209 116V117H208ZM214 118H213V117ZM23 117L25 118V120L23 119ZM34 118V120H32L33 118ZM63 117H65V118H63ZM69 117V118H68ZM174 117V116H173ZM194 117V118H193ZM208 117V118H207ZM227 117H229V118H227ZM31 118V119H30ZM75 118V117H74ZM73 118V119H74ZM106 118H108V117H106ZM161 118H164V119H161ZM233 118V120L235 121V122H233L232 120H230V119H232ZM257 118H259V119H257ZM62 119V120H61ZM72 119V120H73ZM121 119V120H120ZM123 119V120H122ZM126 121H125V120ZM145 120V121H143V120ZM152 119V118H151ZM197 119V120H196ZM205 120V121H202V120ZM6 120V121H5ZM24 120V121H23ZM29 120V121H28ZM76 120V119H75ZM84 120H86V122L84 121ZM139 120V121H138ZM148 120H150L151 122H149ZM158 120V121H159ZM174 121V124H175V126L177 127H175L174 125H172V123H173V121ZM178 120V121H177ZM200 120H201V123H200ZM209 120V122H211V121H213L212 123H210V124H212V125H208V123L209 122H207ZM219 120H220V122H219ZM225 120V121H224ZM230 120V121H229ZM244 120V119H243ZM248 120V119H247ZM260 120V121H259ZM33 121V122H32ZM62 121V122H61ZM68 121V120H67ZM67 121H66V123H65V125L67 124ZM104 121H107V123L106 122H104ZM162 121H165V123L164 122H162ZM227 121V122H226ZM249 121H252V120H249ZM6 122V123H5ZM18 122H20V123H18ZM30 122V123H29ZM97 122V123H96ZM121 122H123V123H121ZM140 122V123H139ZM146 122H147V124H146ZM169 124H168V123ZM176 122V123H175ZM199 122V123H198ZM206 122V123H205ZM230 122V123H229ZM236 122H238L239 123V125H237V123ZM245 122H248V121H246L245 120ZM244 121L241 123L242 124V127H243V124L245 123ZM7 123H9L8 125H7ZM17 123V124H16ZM87 123V124H86ZM92 123V124H91ZM99 123V124H98ZM112 123V122H111ZM129 123V124H128ZM171 123V124H170ZM181 125H180V124ZM226 123V124H225ZM233 124V125H230V124ZM236 125H235V124ZM250 124H251V122H249ZM30 124V125H29ZM61 124V125H60ZM73 124V125H74ZM79 124V123H78ZM84 124H86L85 126H84ZM96 124H98V125H96ZM102 124H104V125H107V127L105 126V128H110V127H112L111 129H109V130H112V131H110V133L112 132L113 134H110L109 133V135H116L117 137L119 136V141L122 143H120L119 144V146L121 147H119L118 145L117 146H115L116 145V141H115V139H114V137L112 136H110V139H109V136L107 137V134H108V132H107V134H106V131H108V130H103V129H99V128H101L102 127ZM114 124V123H113ZM112 124V125H113ZM178 126H177V125ZM185 126H184V125ZM219 124H223L222 125V127H221V125L218 127V125ZM224 124H225V126H224ZM229 124V125H228ZM13 125V126H12ZM15 125H17L16 127H15ZM25 125V126H24ZM59 125V126H58ZM64 125V126H65ZM92 125V126H91ZM96 125V126H95ZM100 125V126H99ZM104 125H103V128H104ZM128 125V126H127ZM140 125V126H139ZM146 125H149V128H151L150 130H151V132L149 131V133L148 134H150V136L147 134L146 136L144 135V134H142V132L141 131H143V129H144V127L146 126ZM168 126V129H166L167 128V126ZM169 125L171 126V129H169ZM228 125V126H227ZM245 126H246V128L248 129V128H250V125H247L246 123L244 124ZM20 126H24L25 128L26 127H28L31 131H32V129L33 130H35V131H37V133H38V135H39V139H38V141L37 142H34V141H28V139H27V142H26V140L25 139H22L24 142H26V143H28V142H32L33 144H30L29 143V145L31 146V145H34V143H35V145H34V148H35V150H36V148H37V146H40V144H41V150L43 151V152H45V153H43L44 154V156L46 157V155L47 156H49L48 158L49 159H47V161L45 160V161H43L42 159H41V157L43 156V154L42 155H40V157H38V156H36L38 153L39 154H41L42 152H39V150L40 149H37L38 150V152L36 153V151H35V153L36 154H34L33 155V153H31L33 156L32 157H34L35 158V162H39L40 163V161H41V164L43 163V162H47L48 163V160H50V161H52L53 159L51 158L52 157V154H54V152H52V154H50L51 152H49L48 153V150H49V146L50 147H52V145H53V147H55V145L58 147V150H56V152L57 151H59V149H60V151L59 152H57V153H60L61 151V154H60V156L63 158V156H65L66 158H67V156L69 155V153H67V151L68 150H64V148H66L67 149V147H68V149H70V153H72L73 152V154H70L71 156H73V159H74V155H76L77 156V158H78V160H79V162L77 161L76 163H80V164H75V166L77 165L80 169L82 168V171L84 172V174L82 173V171H77V172H75L76 171V169H74V173H72L71 171L69 172L68 171V173L66 172L68 169H72L73 170V168H70L72 165H73V163H72V161H73V159H71L70 161H71V163H72V165L71 166H69V168L67 169V170H65L64 168H63V166L61 167V168H59L60 170L61 169H63V170H61V173L63 172V174H61V176H62V181H63V177L65 178V176H67L68 178V180L67 181H73V179L72 180H70V177L72 178V176H73V174H77L76 175V177L74 178V179H76V181L78 182H76V185L78 186V185H80V186H78V187H81V185H83V184H81L82 183V181L83 182H85V181H87V178H88V182L87 183H90L89 182V180L91 179V182H92V185H94V186H96L97 187V190L99 189L98 188V186L100 185L101 186V184H105V183H102V180L103 179H108L110 176H112V174L114 175V176H112L114 179H113V181H114V183H112V184H114V185H112L111 184V179H108V180H110V183H109V181L108 180H106L105 179V181H106V185L109 183V187H110V185H112V186H114V188H116L115 189V192H116V190L117 191H119V192H123V193H127L128 195H131L130 193V186L132 185V184H127V185H129V187L128 186H124V185H126V184H122V186H120L121 184L120 183H118V185L117 184H115V183H117V181L118 182H123V183H125V181L128 179V175L130 176V171L128 170V172H127V168L125 169V171H126V175L123 173V176H124V179H121V175H120V173H118V172H116L117 170V167H120L121 165V168L123 169V166L125 167L126 166V163L124 162L125 160V158H126V160H128L129 158V161H131V159H134V160H132V161H134L133 162V164H132V166H131V168H129V169H132V167H133V165H134V167H139V168H141L142 169V166L143 167H149L148 169L149 170H146V171H150V173L152 174V176L151 175H149V176H145L146 174H143L144 175V177H145V179L143 178V177H141V178H138V176L139 175H136L137 176V179H136V176H133V175H135V172H134V174L132 175V176H130L131 177V179H132V177H135L134 179L136 180V182H134L133 180L132 181H130V178L127 180V181H130V182H133V183H136V186H139V184L140 183H144L145 181H146V177H149V179L147 178V180H149V182L148 181H146L145 183H150L149 185H150V187H151V189L149 188V189H147L148 191H149V193H148V191H147V193H148V198L146 197V202L148 201V199H149V202L148 203H150L151 205L149 206L148 205V203H147V205L146 206H149L147 209L144 207V208H142V207H140V208H142V209H145V211H146V215H147V217H150V216H148V214L149 215H151L153 212H157L158 210H162V207L165 205V204H169L170 202L168 201V203H165L164 205L162 204V206H161V204H159L160 202L162 203V201H160L159 202V200L157 201L158 202V204H157V202H156V200H157V198H159V194H160V192L162 191V187H160V186H163V184H166L167 182H169L170 181V183L172 184V183H175V187L173 186V185H171L170 183H168L171 187L168 189L167 188V185L165 186H163V187H166L167 188V190H172L173 188L172 187H174L175 188V190H177V187H176V183L177 182H179V181H177V179L178 180H180V179H182V178H175L174 176H176V177H178L177 176V174L176 175H174V176H172V175H169L170 174V170H171V174L174 172H172V166L173 165H176L177 166V164H178V166L179 167H177V169H173V170H177L178 172H179V174L180 175H183L185 178H187L186 180L188 181V183L190 184V185H188V183L187 182H185L183 179L181 180V181H184L185 182V188H183V190L182 191H184L185 192V190H186V193H187V190H188V192L189 193H187V194H185V196L184 197H186L188 194H190V199L191 200H189V199H187V197L189 196H187L185 199H187L186 201H185V199H184V197H183V199L182 200H177V201H179V202H183V204H180V205H178L177 206V204L179 203H176L175 202V200L176 199H178L177 197H176V199H174V197L176 196V195H174V194H176V193H178L177 191H176V193H174V191L175 190H173L172 191V193L171 194H173L172 196L170 195L169 197H171V198H173V200H174V203H175V205H174V208H171V207H173V202L171 203L172 205L171 206H167V205H165L167 208H169V209H174L173 211H174V213L171 211V214H170V212H169V215H167L168 213H166V212H168V210L169 209H167V210H165L166 209V207H165V209H164V212H163V210H162V212H163V216H165V215H167V216H165V217H163V218H165V220H163L164 222H162L161 221V219H162V217H161V210L160 211H158V212H160V214H158V215H155L156 213H154L153 215H154V217H153V215L150 217V219L149 220H151V219H153V221L157 218V221L158 222H161V223H156V224H154L155 222H153V224H154V226L155 227H157L158 226V230L155 228V229H153L152 228V222L150 221H148L147 220V218H146V222L148 221L149 223L148 224H150V225H148L147 223L145 224V221H144V223H143V220H142V216H140V215H138V218H139V216H140V218H141V220H142V223H140V218L138 219V218H136V220L138 221L139 220V222H137V221H131V222H127V223H130V224H126V219H123V218H126L127 217V215H128V218H129V216L131 217H134L133 215H130V213H131V211L129 212V209H128V212H129V214H126V216H122V219L124 220V222H122L123 220L121 219V217L118 219V217H116V219H118V221L119 220H122V221H119V223H121V225L120 224H118L117 222V220H112V221H115V223H117L116 224V226L118 225V227H114L113 225H115V223H113L112 224V221H111V219H109V215L111 216V214H108V213H106L109 209H108V207H110V206H106V202L108 201H110L109 199H105V197H107V196H105V197H100L101 199L100 200H102L101 202L102 203H100L99 204V206H100V208L101 209H103V210H101V209H99L98 208V210H101V212L99 211H95V209H96V206H98L97 204H96V202L97 201H99L98 200V198H99V196H94V191L93 190H95L94 189V187H92V192L91 191H88L89 193H91V194H93L91 197H90V202L88 203L89 204V206L91 207V212H92V209H93V211H95L96 213H101V214H99V215H101V216H98V214H96L95 216L97 217H101V221H100V219H98V218H96V220L98 219V222H101V225L100 224H98L97 222H96V220H94L93 219V216L91 215V220H94V222H96L95 224H97V225H95L94 223H93V221H92V223H90V225H89V222L91 221H89V219H88V217H84V218H82V219H80L79 217H81V216H85V212H86V207H87V205H86V203H85V205L86 206H84V208H85V212L83 211V205L84 204H82L83 203V201L81 202V200H83L84 199V197L83 196H81V194H84L85 193V191H84V189L83 190H78L81 194H79L80 195V197H79V195H78V198L80 199L81 198V200H80V202L81 203H79L80 205H82L81 207H79V205H78V210L81 208L82 210H79L80 211V213H79V211L77 210V212L79 213V214H81L82 212L81 211H83L85 214H83V215H78V213L76 212V209L74 208V202H71V199L73 198V196H71L70 195V193H72L73 191H72V189H74L73 187H75L76 185L74 184V186H73V184H72V186L73 187H69L70 189H71V191L72 192H70V190H68L69 188H68V182L65 180V182L66 183H63V184H65V186H66V188H68V189H66L65 190V192H64V186L61 188V187H59L58 188V185H57V188L55 189V193H58L59 192V194L57 195H55L54 194V197L56 196L57 198H56V201H58V202H64L63 201V199L61 200V198H60V195L62 194V192L63 193H65L64 195H61L62 196V198H63V196H65L64 198H66V194H68L69 192V194H68V199H70V203L69 204H74L73 206L72 205H69V206H71L70 207V209H72V208H74V214H72V212L71 213H69V211H70V209L68 208V207H66L65 205H66V203H64L63 205L65 206V210L62 212V211H60V208H62L59 204H61V203H56V201H55V199L53 198V200L51 199V197H48L49 195H51V194H53V187H51V186H54V183H56L55 181H53V180H50V177L48 176L47 178H45L46 176H44L43 177V175H44V173H42L41 172V170L43 171V167L41 168V167H38V166H36V165H33L35 162H30L31 164L30 165H28V166H31L32 168H33V166H35L36 168L38 167L39 168V172L36 170L35 172V174H34V176L31 174L33 171H31V170H26L27 171V173H26V171L24 170V168L26 169L27 167V163L28 162H26L25 160L26 159H24V157H23V155L22 154H24V153H21V158L23 157V159H22V161L21 162H23V163H21V164H19V161L21 160H19L18 159V155H19V153H20V151H19V147L20 148H22V150H23V148L25 149V150H28V148L30 149L31 147H29L28 146V148L25 146V145H28V144H26V143H24V142H22V143H19V142H21L22 140H20L21 138L20 137H24V135L22 134V130H23V128L22 127H20ZM63 126V127H64ZM125 126V127H124ZM126 126H127V128H126ZM152 126V127H151ZM157 126V127H156ZM163 126H166V128L165 127H163ZM179 126H181V128L179 127ZM182 126H184V128H182ZM196 126V127H195ZM198 126V127H197ZM208 126V127H207ZM227 126V127H226ZM232 126V127H231ZM235 126H236V128H235ZM248 126V127H247ZM16 129H15V128ZM17 127H20L19 128V130H17ZM60 129H59V128ZM172 127H174V128H172ZM190 127V128H189ZM205 127V128H204ZM210 127V128H209ZM238 127V128H237ZM7 128L8 129H12L13 128V131H17V134L18 135H20L19 133H20V131H21V134L23 135V136H18L20 139H18V140H16V132H12V130L11 131H9V130H7ZM24 128V129H25ZM28 128H26L24 131H23V133L25 132H27V134L26 135H28V133H29V129ZM88 128V129H87ZM116 128V129H115ZM164 128V129H163ZM195 128V129H194ZM204 128V129H203ZM221 128H222V130H221ZM225 128L227 129V130H229V131H224L225 130ZM230 128V129H229ZM232 128H233V130H232ZM245 128V127H244ZM256 128L257 129H259V130H257V132H256ZM22 129V130H21ZM65 129H66V131H65ZM145 129H148V126L145 128ZM144 129V131H145V133H146V130ZM154 129V130H153ZM161 129V130H160ZM162 129H163V132H165L166 133V135H164V133L162 134ZM206 129V131H208V130H210V131H208V136H206V134L204 135V133L206 132V131H202V130H205ZM215 129V130H214ZM221 130V132H223L222 134L219 132V130ZM243 129V128H242ZM246 129V130H247ZM102 130V131H101ZM117 130V131H118ZM165 130V131H164ZM171 130V131H170ZM191 131L190 133H186L187 131ZM237 130L238 132V134H239V132H240V135L239 136H241V137H239V136H237L236 137V135H237V133L235 132V131ZM248 130H250V129H248ZM247 130V131H248ZM18 131H19V133H18ZM68 131V133L71 135V136H69V134L68 133H66ZM76 131V132H75ZM78 131H80V132H78ZM104 131V132H103ZM114 131V132H113ZM135 131V132H134ZM186 131V132H185ZM42 134H41V133ZM73 132H74V135H76L75 136V138L73 137ZM87 132V133H86ZM121 132V133H120ZM147 132H148V130H147ZM204 132V133H203ZM227 132V133H226ZM245 132V131H244ZM0 133H1V131H0ZM13 133H15V134H13ZM76 133V134H75ZM83 133V134H82ZM154 133V134H153ZM158 133V134H157ZM161 133V134H160ZM194 134V136L193 135H190V134ZM216 133H218V134H216ZM232 133H234V134H236V135H234V134H232ZM255 133V134H254ZM13 134V135H12ZM50 134V135H49ZM119 134V135H118ZM120 134H122V135H120ZM134 134H135V136L138 138H135V139H137V141L133 138V136H134ZM153 134V136H151ZM157 135V138H156V135ZM169 134V135H168ZM222 136H220V135ZM232 134V135H231ZM45 135H49L48 137H49V139H50V137H51V139H50V141H47L48 139H47V137L45 136ZM154 135H155V137H154ZM158 135L160 136V137H158ZM214 135V136H213ZM250 135V136H249ZM251 135H252V137H251ZM67 136V137H66ZM116 136H115V138H116ZM121 136H122V138H124V139H121ZM172 136V137H171ZM216 136V137H215ZM220 136V137H219ZM225 136H229L230 137V139L233 137H235V139L234 140H232L231 139V142H233V141H235L236 139H239V140H241L242 141V139L243 138H245V137H250V139H248V141H247V139H246V141L244 140L243 142H248V143H246L248 146H246L245 148H244V143L242 142H240L239 140V142L236 140L235 141V143L233 142L232 143V146L233 147H236L237 146V144L238 143H240V144H238V146H241L242 144V148L240 149V152L242 151V149L244 148V152H246L247 150H246V148L248 149L249 148V150L251 151V152H249V150H248V152L249 153H251L250 154V157L248 156V154L247 153H245L244 154V152L242 151L241 153H243V154H241L240 152H238L235 148V152H238V154L240 153L241 155H243L242 157H241V155L240 156H237V159L234 157V159L233 160H235V161H233V163L234 162H236L237 163V165L234 163V165L233 164H231V161H230V159H229V157H227V156H229V155H225V153L226 152H224L225 150L222 148L223 146H226L225 144H221V142H223V137L225 138ZM254 136V137H253ZM5 137H6V139H5ZM47 139L46 141H45V145L46 146H44L43 145V143H44V140H45V138ZM68 137H70L69 139H68ZM162 137H164L163 138V142H162ZM215 137V138H214ZM218 137V138H217ZM256 137V138H257ZM9 138H10V140H9ZM27 138V137H26ZM40 138L42 139L43 138V140H41L40 141ZM54 138V139H53ZM127 138V139H126ZM129 138H131V140L132 141H136L137 142V145L139 146V148H138V146H136V144H132L131 142V140H129ZM148 138V139H147ZM159 138H161V139H159ZM191 138H193L192 140H191ZM198 138V139H197ZM219 138H221V139H219ZM255 138V139H256ZM260 138V137H259ZM262 138L264 139V137H263V135H262ZM262 138L261 139H259V140H262ZM18 142L19 140V144L18 143H16L17 144V146L19 145V147L17 148V146H16V144H15V142H13V141H15V140ZM111 139H113V140H111ZM118 138H116V140H117ZM175 139V140H174ZM186 139V140H185ZM226 139H228L229 141H230V139L229 138H227L226 137ZM224 140L225 142L224 143H226L227 145H228V143H229V141H227V140ZM4 140V141H3ZM7 142H11L12 140V143H14V146H15V148H14V146L12 147V146H9L10 144L9 143H6V141ZM29 140H30V138H29ZM100 140V141H99ZM128 141V143H127V141ZM169 140H170V142H169ZM185 140V141H184ZM256 140H258V138L256 139ZM39 141L41 142V143H39ZM53 141V142H52ZM60 141V142H59ZM83 141V142H82ZM109 141H111V142H113L114 141V145L112 144V143H110ZM118 141V140H117ZM129 141H131V142H129ZM196 141H198L197 143H196ZM214 141V142H213ZM216 141H221V142H216ZM47 142V143H46ZM51 142V143H50ZM57 142H59V143H57ZM67 144H66V143ZM73 144H72V143ZM135 142V143H136ZM160 144H159V143ZM184 142L187 144V142H189V144H191V145H188L189 147H187V151L186 150H183V149H185L184 147L186 146V145H184ZM228 142V143H227ZM231 142H230V144H231ZM256 142L257 141H255L254 143L256 144ZM261 142V141H260ZM259 142V143H260ZM263 143H264V141H262ZM11 143V144H12ZM84 143H87V144H84ZM88 143H90V144H88ZM125 143V144H124ZM130 143V144H129ZM162 143H164V144H162ZM166 143V144H165ZM172 143H173V145H172ZM210 143V144H209ZM217 143V144H216ZM237 143V144H236ZM251 143H253V142H251ZM20 144L21 145H23V146H25V147H21L20 146ZM37 144V145H36ZM52 144V145H51ZM60 144V147L58 146ZM61 144H62V146H63V148L61 147ZM79 145V144H81V145H79V147L77 148V146H75V145ZM92 144L94 145V147L92 146ZM113 145V148H115V149H112V147H110V145ZM127 144H128V146H127ZM147 144V145H146ZM152 144H153V147H152ZM157 144H159V145H157ZM168 144V145H167ZM180 144H183V146H181ZM196 144H198V145H196ZM207 144V145H206ZM209 144V145H208ZM214 146H213V145ZM250 144V145H249ZM261 144V143H260ZM1 145H0V148H2L1 147ZM5 145V146H4ZM49 145V146H48ZM64 145H66V147L64 146ZM69 145V146H68ZM88 145H91V146H88ZM111 145V146H112ZM122 145V146H121ZM133 145V146H132ZM196 145V147H197V149L198 150H200L199 152H200V154H201V152H203L204 151V154H203V157L205 158L206 157V159H207V161L208 162H206L205 160V162L203 161V162H201V163H199L200 161H201V158L199 159V157H202V154L200 155V154H197V155H195L194 153H191V152H193L194 151V146ZM200 145V146H199ZM211 145H212V147L214 148V149H211L212 147H211ZM217 145H218V147H217ZM222 145V147H220ZM258 145V144H257ZM43 146V147H42ZM48 146V147H47ZM73 146V147H72ZM127 146V147H126ZM132 146V147H131ZM159 146H162V148L161 147H159ZM163 146L166 148L167 147V149H168V152H167V149H165L166 150V153L165 154H163V152L165 151H162L164 148H163ZM199 146V147H198ZM209 146V147H208ZM216 146V147H215ZM229 146V145H228ZM231 146V145H230ZM231 146V147H232ZM237 146V147H238ZM249 146H251V147H249ZM46 147L48 148V150H46ZM57 147H56V149H57ZM82 147V148H81ZM88 149H86V148ZM134 147H137L135 150H133V149H131V148H134ZM158 147L160 148V150H161V152H160V150L158 149ZM181 148V150H179V148ZM195 147V148H196ZM204 147V148H203ZM220 147V148H219ZM255 147H256V145H255ZM260 147H261V145H260ZM264 147V146H263ZM27 148V149H26ZM62 148V149H61ZM73 148H74V150H73ZM75 148H77L76 150H75ZM112 149V151L111 150H109V149ZM174 148V149H173ZM190 148H193L192 150L193 151H191V149ZM219 150H217V149ZM225 148V147H224ZM252 148V149H251ZM262 148V147H261ZM5 149V150H4ZM15 151H14V150ZM16 149L18 150V151H16ZM90 149H92V150H90ZM119 150V152H117V150ZM123 149V150H122ZM126 149V150H125ZM137 149L139 150V151H137ZM150 149V150H149ZM159 151H158V150ZM196 149V150H197ZM209 149H211V151L212 150H214V151H216L217 153L218 152H220V155L218 154V156H220V158H218V156H215L214 154V156L212 155V153L209 151ZM216 149V150H215ZM224 150V151H222V150ZM238 149V148H237ZM21 150V151H22ZM33 150V146H32V149H31V152H33L32 151ZM46 150V151H45ZM50 150H53L52 148L50 149ZM54 150H55V148H54ZM53 150V151H54ZM73 150V151H72ZM81 150V151H80ZM84 151V154H83V151ZM101 150V151H100ZM121 150V151H120ZM128 150V151H127ZM129 150H131V152H133L132 153V156H131V152L129 151ZM133 150V151H132ZM170 150V151H169ZM177 150H179L178 152H179V158L180 159H178L177 158V160H179V162H176V160H174V159H171L172 157H176L175 155H177ZM185 152V153H188L187 154V156H185V153L182 155V153H183V151ZM226 150H228L227 151V153L229 152V151H232L231 153L233 154V151L234 150H231V149H226ZM7 151H8V153H7ZM14 151V152H13ZM66 151V152H65ZM72 151V152H71ZM77 151V152H76ZM94 151V152H93ZM104 151V152H103ZM111 151V152H110ZM130 152V153H128V154H130V155H128V154H126L125 152ZM157 151L159 152V153H162L163 154V156H162V154H160L161 156H162V158H157L158 156L159 157H161L160 155H158L157 154ZM182 151V152H181ZM208 151V152H207ZM223 152V154L226 156V159H225V162L226 161H228L229 162V164H228V166H226V168L224 167L225 166V164L227 163H225V162H223L224 161V155H222V152ZM261 151V150H260ZM259 151V152H260ZM17 153V157H16V155H14V154H16ZM22 152H24V150L22 151ZM93 153V155H91L92 153ZM123 152V153H122ZM141 152V153H140ZM213 152V151H212ZM234 152V153H235ZM259 152H257L258 154H260ZM57 153H56V155H57ZM64 153H67V154H64ZM77 153V154H76ZM86 153V154H85ZM89 153H91V154H89ZM101 153H103V155H101ZM176 153V154H175ZM198 153V152H197ZM216 153V154H217ZM226 153V154H227ZM46 154V155H45ZM49 154V155H48ZM105 154V155H104ZM169 154H170V157H169ZM194 154V155H193ZM261 154H264V151H263V153H261ZM51 155V156H50ZM69 155V156H70ZM84 155H88V156H84ZM96 155V156H95ZM99 155V156H98ZM126 155H128L129 156V158H127L126 157ZM149 155V156H148ZM165 155H167V157L165 156ZM192 155V156H191ZM200 155V156H199ZM205 155V156H204ZM208 155V156H207ZM231 155V154H230ZM236 155V153L234 154V156ZM245 155H246V157H245ZM20 156H19V158H20ZM44 156H43V158H44ZM55 156V155H54ZM53 156V157H54ZM58 156V155H57ZM92 156H93V158H94V160L97 162H95L94 160H93V158H92ZM95 156V157H94ZM98 156V157H97ZM106 158V156L108 157V156H110V157H112V159H113V157H114V159L115 160H111V158H109L111 161H112V163L111 164H113V166H112V168H113V170H114V168H115V170L113 171L112 169V171H110V173L107 171V170H105V171H107L108 172V175H106L107 174V172L105 173V175L106 176H108V177H105L104 176V174L102 175V180L101 179H97L98 177H100L101 175V173L103 172H101V170H99V172H101V173H98V170H97V172H95V170L96 169H99L101 166H103L104 165V158ZM121 157V158H123V159H119V158H117V157ZM172 156V157H171ZM188 156H190V160H189V158H188ZM194 156H198L197 157V159H196V157H194ZM221 156H223V157H221ZM2 157H0L1 159H3ZM8 157V158H7ZM39 158L40 159V161H38L36 158ZM59 157V156H58ZM81 157V158H80ZM84 157V158H83ZM96 157H97V160H96ZM102 157V158H101ZM164 157V158H163ZM202 157V159H204ZM238 157H241V159H239ZM34 158H32L33 160H34ZM47 158V157H46ZM45 158V159H46ZM76 158V159H77ZM90 158V160L92 161H90V160H87V159H89ZM92 158V159H91ZM101 159L102 160V162H103V165H102V162L101 163H98V159ZM166 158V159H165ZM186 158H188L187 159V163H186V165L187 166H189L190 164L192 165V160H191V158H193V162H195L196 164H197V160L199 159V162H198V164H208L207 166L208 167H206V166H202V168L200 169V167L201 166H199V165H196L198 168V170L195 168L196 166H194V168H195V170H197V173L198 172H200V174L198 173V175H200V177H201V174H202V176L203 177H205V178H209V179H207V180H205L203 177V180H201V183L203 182L204 184H206L207 182H209V181H213V184L214 183H216L215 185L217 186L218 185V183H219V185L218 186H221V188L222 187H224L223 189L225 190V196H222L223 194H224V192L222 193V190L220 191V190H215L217 187L216 186H214V187H216L214 190H215V192H218V194H219V192H221L222 194H220V197L222 198V199H218V200H216L215 198L216 197H218V195L216 194L215 195V198H212V197H214V196H212L213 194H209L207 191H206V193H208L210 196L209 197H211L210 199L207 197L208 195L205 193V190H209L208 188V186H206V187H204V185H203V183L201 184V185H199V184H197L196 182H198L197 180H194L195 178H193V177H197V176H195V173H194V171H192L193 173H194V175H193V173L192 172H188L189 174L191 173L193 176H192V178H193V181H196V182H194V183H196L194 186L196 187V188H194L193 189V184H192V178H191V175H189V174H187V173H184V170L187 172V170L186 169H190V171L192 170V168L193 167H187L186 166V169H184V164H185V159ZM255 158H256V156H255ZM257 158V159H258ZM0 159V160H1ZM18 159V160H17ZM28 159H30L31 160V155H30V157L28 158ZM52 159V160H51ZM56 156H55V158H54V161H56V160H61V158L60 159H56ZM68 159L69 158H67V159H65V161H68ZM81 159V160H80ZM99 159V160H100ZM108 158H106V160H107ZM109 159L107 160V162L109 161ZM117 159H119V161L117 160ZM156 159H158V160H156ZM210 159H213V160H210ZM229 159V160H228ZM251 159V160H250ZM254 159V158H253ZM16 160V161H15ZM37 160V161H36ZM75 160V159H74ZM83 160V161H82ZM100 160V161H101ZM104 160V161H103ZM124 160V161H123ZM156 160V161H155ZM163 160V161H162ZM172 160V162L174 161V163H170V161ZM189 160V161H188ZM237 160H239V161H237ZM243 160V161H242ZM248 160V161H247ZM28 161V160H27ZM61 161H63V163L61 162ZM61 161H59V164L60 163H62V165L63 164H66V163H64V158H63V160H61ZM69 161V162H70ZM88 161L90 162V163H93V164H88ZM99 161V162H100ZM118 161V162H117ZM132 161H131V163H132ZM154 161V162H153ZM162 161V162H161ZM242 161V162H241ZM253 161V160H252ZM263 161V162H262ZM26 162V163H25ZM86 162V163H85ZM106 162V163H107ZM124 162V163H123ZM151 162V163H150ZM153 162V163H152ZM182 162V163H181ZM212 162H213V165L211 166L210 164H212ZM215 162V163H214ZM217 162V163H216ZM2 163V164H1ZM10 163V164H9ZM17 163H18V165H17ZM51 163V165H52V162H50ZM53 163H55V162H53ZM56 163H57V161H56ZM75 163V162H74ZM116 163V164H115ZM128 163V162H127ZM154 163H156V164H154ZM239 163V164H238ZM241 163V164H240ZM248 163V167L249 168H245V166L243 167V165H246ZM16 165V166H14V165ZM29 164V163H28ZM35 164H37V163H35ZM82 164V165H81ZM85 166H84V165ZM108 164V163H107ZM125 164V165H124ZM136 164V165H135ZM146 164V165H145ZM153 164V165H152ZM160 164V165H159ZM163 166H162V165ZM173 164V165H172ZM214 164H215V168H216V166L218 165V166H220L221 167V165H223V167L222 168H225L226 170H224V172H223V169L222 168H217V169H215L214 168V171H217L218 173H220L221 171V179H219V174L216 172H214V171H212L213 169V167H214ZM220 164V165H219ZM231 164V165H230ZM243 164V165H242ZM263 164V165H262ZM3 165L4 166H7L8 168H11V170H13V172L12 171H10V173H9V171H8V173H6V171H7V167H6V171H4L5 170V168H2L3 167ZM22 165V167H20ZM50 165V166H51ZM61 165V164H60ZM67 165V164H66ZM81 167H80V166ZM101 165V166H100ZM106 165V164H105ZM110 165L108 166L109 168H110ZM139 165H142V166H139ZM151 165V166H150ZM190 165V166H191ZM232 165L234 166V168L232 167ZM242 167H241V166ZM2 166V167H1ZM12 166H13V169H12ZM41 166V165H40ZM43 166H45L44 164H43ZM50 166H49V169H50ZM52 166H54V165H52ZM74 166V168H77V167H75ZM90 168H89V167ZM100 166V167H99ZM127 166H128V164H127ZM154 166H155V168H154ZM159 166V167H158ZM170 166V167H169ZM217 166V167H218ZM231 166V167H230ZM238 166V169H235V167H237ZM247 166V165H246ZM33 168V170L34 169H36V168ZM46 167H48V166H46ZM57 167H59L58 165H57ZM88 167V168H87ZM93 167V169H91ZM99 167V168H98ZM133 167V168H134ZM160 168V169H158V168ZM163 167V168H162ZM183 167V168H182ZM203 167H205L206 169L204 170L203 169ZM211 167V168H210ZM250 167H252V168H250ZM55 168H56V165H55ZM67 168V167H66ZM86 168V169H85ZM104 168V167H103ZM107 167H105L104 169H106ZM109 168H107V169H109ZM138 168V169H139ZM168 168H171V169H168ZM173 168H174V166H173ZM176 168V167H175ZM231 169V170H229L230 171V174L227 172V173H225V171H227V169ZM244 168H245V170H244ZM254 168V169H253ZM2 169H3V171L6 173H4L3 171H2ZM48 168H45V170H47ZM58 169V170H59ZM78 169V168H77ZM91 171H90V170ZM119 169V168H118ZM138 169H137V171H138ZM144 169V168H143ZM145 169H147V168H145ZM153 169H154V171H153ZM161 169H162V175L161 176H163V175H165V176H163L164 178H162V179H166V181H163L162 182V180L160 179V177H159V179L161 180V182L163 183H157V181L158 180H154V178L156 179L157 178V176L158 175H160V174H158L157 172H161ZM184 169V170H183ZM200 169V170H199ZM212 169V170H211ZM220 169V170H219ZM250 169H252L251 171H250ZM259 169V170H258ZM262 169V170H261ZM52 170H54V168L52 169ZM58 170H54V172H53V174L55 173H57L58 175H59V172H57ZM79 170V169H78ZM88 170V171H87ZM248 170V171H247ZM254 170V171H253ZM50 171H51V169H50ZM56 171V172H55ZM89 172V173H87V172ZM95 173H94V172ZM119 171H120V169H119ZM121 171H124V170H121ZM120 171V172H121ZM134 171H136V168H135V170ZM140 171V170H139ZM139 171L138 172H136V173H139ZM144 172V173H147V172ZM169 171V172H168ZM189 171V170H188ZM206 171H207V173H206ZM231 171L232 172H234V174H236L237 175V172H238V175L236 176V179H235V181L234 182H232V181H230L231 180V178L232 177H228V175L229 176H231ZM247 173H246V172ZM30 172V173H29ZM42 173L43 175H41L40 176V174L39 173ZM44 172V171H43ZM47 172V171H46ZM45 172V174H47ZM48 172H49V170H48ZM94 173V176L93 175H91V174H93ZM176 172V171H175ZM175 172L173 173V174H175ZM177 172V173H178ZM196 172V171H195ZM203 172V173H202ZM205 172V173H204ZM210 172H211V175H213V172H214V174H216V176L218 177H216L217 178V180L215 179V175H213V176H211L210 175ZM250 172V173H249ZM258 172V173H257ZM2 173V174H1ZM38 173V174H37ZM52 173V172H51ZM65 173V174H64ZM67 173V174H66ZM70 173H72V174H70ZM79 173H81V176L80 175H78ZM96 173H98V174H96ZM112 173V174H111ZM116 173H117V176H116ZM122 173V172H121ZM150 173H147V174H150ZM157 173V174H156ZM242 173V174H241ZM88 174V175H87ZM90 174V175H89ZM140 174H142V171L140 172ZM209 174V177L207 176ZM224 174V176H222ZM244 174H245V176H244ZM255 174V175H254ZM4 175H8V176H4ZM65 175V176H64ZM87 175V176H86ZM98 175H100V176H98ZM118 175H120V176H118ZM186 175L188 176V177H186ZM3 176V177H2ZM32 176V177H31ZM36 176H38L37 178L38 179H36ZM51 176V175H50ZM60 176V177H61ZM86 177V180H85V177ZM89 176H90V178H89ZM190 176V177H189ZM232 176H233V178H235L234 177V175H233V173H232ZM245 178H244V177ZM56 177H57V175H56ZM59 177V176H58ZM59 177V180L61 179ZM91 177H93V181H92V178ZM94 177L96 178V179H94ZM105 177V178H104ZM120 177V180L121 181H119V180H117L116 181V179H118V178ZM175 179H174V178ZM199 177V176H198ZM214 179H213V178ZM224 177H227V178H225L224 179ZM237 177L239 178V179H237ZM248 177V178H247ZM249 177H250V179H249ZM17 178H19L18 180H17ZM42 178V179H41ZM54 178V177H53ZM123 178V177H122ZM143 178V179H142ZM184 178V179H185ZM228 178H229V181H228ZM11 179V178H10ZM45 179H47L48 180V182H49V184L51 185V184H53V185H49L48 183L46 184L45 183ZM51 179H52V177H51ZM126 179V180H125ZM141 179V180H140ZM170 179H173V180H170ZM191 179V180H190ZM223 179L225 180L224 181V183L226 184H223ZM244 179V180H243ZM253 179H255V181L253 180ZM2 180V181H3ZM9 180V179H8ZM12 180V179H11ZM10 180V181H11ZM30 180H32V181H30L31 183H33V185H30V182L29 181ZM42 180H43V182H42ZM45 180V181H44ZM82 180V181H81ZM95 180V181H94ZM101 180V181H100ZM125 180V181H124ZM142 180H144V182L142 181ZM175 180V182H173ZM215 180V181H214ZM241 180V185L239 184V183H237V182H239ZM248 180H250L249 182H248ZM253 180V181H252ZM2 181H0V184H1V182ZM7 181V180H6ZM18 181V182H17ZM36 183H35V182ZM50 181H53L52 183L50 182ZM96 181H98V183L96 182ZM99 181L101 182V183H99ZM104 180H103V182H105ZM107 181H108V183H107ZM140 182L138 185H137V182ZM190 181H191V183H190ZM228 181V182H227ZM15 182V183H14ZM59 182V181H58ZM61 182V181H60ZM95 182V183H94ZM166 182V183H165ZM184 182H182L181 184L183 185L184 184ZM200 182V181H199ZM220 182H222V183H220ZM236 182V183H235ZM254 182L256 183V185H254ZM86 183V184H87ZM94 183V184H93ZM127 183V182H126ZM180 183V182H179ZM178 183V184H179ZM231 183V184H230ZM233 183V184H232ZM258 183V184H257ZM4 184H5V186H4ZM16 184H18V186L16 185ZM59 184H62V183H59ZM71 184H69V185H71ZM96 184V185H95ZM178 184H177V186H178ZM212 184V183H211ZM239 184V185H238ZM242 184H243V186H242ZM251 184H253V186H252V189H251V187H250V185ZM43 185H44V187H43ZM47 185V186H46ZM56 185V184H55ZM89 184H87V186H88ZM115 185H117V187H115ZM133 185H135V184H133ZM141 185V184H140ZM149 185L147 186V187H149ZM154 185V186H153ZM169 185H168V187H169ZM180 185V184H179ZM182 185H180V186H178V187H180V188H182V187H184V185L182 186ZM208 185H209V183H208ZM222 185H225V186H222ZM234 185V187H232ZM60 186V185H59ZM62 186V185H61ZM86 185H85V187H84V185H83V187L86 189V190H89V189H91L90 188V186H88L87 187ZM104 186V185H103ZM103 186H101V187H103ZM135 186V187H136ZM201 186V187H200ZM227 186H228V188L230 187V192L228 191V188H227ZM245 186V187H244ZM0 187H2L1 185H0ZM7 187H6V189H7ZM32 187V188H31ZM82 187V188H83ZM89 188V189H87V188ZM106 187V186H105ZM109 187H108V189L107 190H109ZM121 187H124V188H121ZM134 187V186H133ZM132 186H131V188L134 190V188H133ZM145 187V186H144ZM147 187H145V188H147ZM187 187L189 188V187H192V190H190L189 191V189H187ZM202 187L203 188H205V190L204 189H202ZM208 187V188H207ZM12 189V187H9V189ZM26 188H28L27 190H26ZM50 188H53L52 189V191H49V190H51ZM81 188V189H82ZM107 188V187H106ZM112 188V187H111ZM122 190H121V189ZM162 188V189H161ZM180 188H178L179 189V192H181V190H180ZM201 188V189H200ZM207 188V189H206ZM232 188V189H231ZM237 188V189H236ZM245 188V189H244ZM6 189H4V190H6ZM31 189V190H30ZM77 189H79V188H77ZM76 189V190H77ZM103 189V191H105V188H102ZM113 189V188H112ZM128 191H127V190ZM131 189V190H132ZM136 189H137V187H136ZM140 189H143L142 190V194H144L143 192H145V189L143 188V187H139V189L138 190H140ZM165 189V188H164ZM163 189V190H164ZM191 189V188H190ZM227 189V190H226ZM234 189V190H233ZM235 189L236 190H239L240 192L238 193L237 191H235ZM30 190V191H29ZM57 190H60V191H57ZM63 190V191H62ZM75 189H74V191H75V193L77 192ZM100 190V189H99ZM105 191V192H107L108 193V191ZM125 192H124V191ZM132 190V191H133ZM166 190V189H165ZM165 190H164V192H165ZM166 190V192L165 193H167L168 194V191ZM11 191H12V194H11ZM27 191V192H26ZM47 191H48V196H46V194H47ZM84 191V192H83ZM96 191V190H95ZM101 191V190H100ZM112 191V190H111ZM136 192H137V190H135ZM141 191V190H140ZM212 193H214V191L213 190H210ZM227 191H228V193H230L231 194V192L233 193V198L232 197H230V198H228L229 196H231L230 194H228L227 195ZM251 191L253 192L252 194H251ZM68 192V193H67ZM87 192V193H88ZM99 192V191H98ZM102 192V191H101ZM100 192V193H101ZM114 191H112V193H113ZM115 192L113 193V194H115ZM163 192V191H162ZM161 192V193H162ZM164 192H163V194H164ZM205 193V195L203 194V193ZM241 192H243L242 194H241ZM260 192V193H259ZM6 193H7V196L9 197V195L13 198V199H11V198H7V196H6ZM74 193V192H73ZM78 193V192H77ZM76 193V194H77ZM87 193H85V194H87ZM109 193H110V191H109ZM133 194L135 193V192H132ZM139 193V192H138ZM146 193V192H145ZM154 193V194H153ZM195 193V194H194ZM13 194H17L16 196L15 195H13ZM84 194V195H85ZM90 194V195H91ZM99 194V193H98ZM97 194V195H98ZM103 194V193H102ZM101 194V195H102ZM117 194H122V193H117ZM137 194V193H136ZM234 194H235V196H237V199L239 200H244V202L243 201H241V208H243V207H245L246 206V210L244 211L243 209H242V214L241 215H239V213H238V211H240L238 208H236L235 207V205L234 204H237V203H234L235 202V200L238 202V200L236 199V197L234 198ZM238 194V195H237ZM20 195V196H19ZM32 195V194H31ZM30 195V196H31ZM33 195H35V193H33ZM41 197V199L39 198V196ZM96 195V194H95ZM108 195V194H107ZM122 195H124V194H122ZM121 195V196H122ZM147 195V194H146ZM145 194H144V196H146ZM154 195V196H153ZM179 196L180 195H182V193L181 194H178ZM202 195H204V197L202 196ZM240 195V196H239ZM243 197H242V196ZM250 195H251V197H250ZM18 196V197H17ZM52 196V195H51ZM59 196V197H58ZM76 196V195H75ZM88 196H89V194H88ZM110 196L112 197V196H114V195H111L110 194ZM120 196V195H119ZM120 196V200H121V198L123 197H121ZM136 195L134 194V197H135ZM138 196V195H137ZM143 196V195H142ZM141 196V197H142ZM150 196V197H149ZM158 196V197H157ZM163 196V195H162ZM200 196H202V197H200ZM228 196V197H227ZM258 196V197H257ZM20 197V198H19ZM25 197V198H24ZM49 198V199H47V198ZM72 197V198H71ZM87 197V196H86ZM94 197H95V199H94ZM114 197H117V196H114ZM125 197H128V196H125ZM138 197H140V196H138ZM155 197H157L156 199H155ZM165 196H163V198H164ZM207 197V198H206ZM225 199H224V198ZM228 199H227V198ZM241 197V198H240ZM251 199H250V198ZM254 197H257V198H254ZM261 197V198H260ZM6 200H5V199ZM16 198V199H15ZM59 198H60V200H59ZM109 198V197H108ZM144 198V197H143ZM142 198V199H143ZM160 198H161V196H160ZM168 198V197H167ZM171 198L170 199H167V200H170V201H173V200H171ZM189 198V197H188ZM195 198V199H194ZM196 198H197V200H196ZM204 199L205 198V201H202V199ZM244 198V199H243ZM259 198V199H258ZM15 199V200H14ZM19 199V200H18ZM46 200V201H48L49 203L48 204H50L51 202H52V206H54L55 204H57V206H60V207H55V209L57 210V212H56V210L54 211V212H56L59 216H57L55 213V215L53 216V218L55 219V217L57 216V218H56V220L58 219L59 221H60V223H59V225L60 224H62L63 222H64V224L62 225V230H61V228L59 229V231H58V227H57V225H56V229H53V227H54V224H52V221L54 220L53 218H52V215H53V213L52 214H49L48 215V212L49 213H51V212H53L52 210L54 209V207H52L53 209H50V207L48 206V205H46L45 206V204H44V206L42 205V203H44V201L43 200ZM58 199V200H57ZM74 199H76L75 197H74ZM85 199H89V198H85ZM92 199V200H91ZM97 199V200H96ZM111 199H113V197L111 198ZM118 199V198H117ZM116 198H115V200H117ZM123 199V198H122ZM129 199H130V197H129ZM132 199H134V198H131V200ZM141 199V205H140V201L138 202V200H136V198H135V200L139 203H137V205H133L132 203H134V202H136V201H134L133 200V202L132 201H129V203L131 202V207H135V206H142V204H143V202H145L144 200H142ZM166 199V198H165ZM179 199H181V197L179 198ZM214 199H215V201H214ZM235 199V200H234ZM259 201H258V200ZM77 200V199H76ZM96 200V201H95ZM114 200V201H115ZM119 200V201H120ZM125 200V199H124ZM123 200V201H124ZM126 200H128V198L126 199ZM154 200V201H153ZM161 200H163V199H161ZM166 200V201H167ZM187 203V201L189 200V201H192V202H190L191 204V206L189 205V204H187L186 205V203H185V207H183V206H181V205H184V201ZM214 201V202H211V201ZM240 200H239V202H238V204H240ZM248 200L249 201H251V203H255V202H258V205H257V203L254 205H250V202L248 203ZM256 200V201H255ZM263 200V201H262ZM40 201V203H41V207H40V204H39V208L40 209H38V207H37V205H38V203H36V202H39ZM55 203H54V202ZM72 201H74V200H72ZM78 201V200H77ZM76 201V202H77ZM86 201H88V200H85V202ZM92 201V202H91ZM114 201H113V203H114ZM118 201V202H119ZM196 201V202H195ZM32 202V203H31ZM65 202H67V200L65 199ZM79 202V201H78ZM95 202V203H94ZM103 202H104V204H103ZM117 202V203H118ZM124 202H126V201H124ZM123 202V203H124ZM128 202V201H127ZM206 202V203H205ZM211 202V203H210ZM217 202L219 203V205H217ZM242 202L244 203L243 205H242ZM30 203L31 204H33V209H32V205L30 206ZM37 205H36V204ZM45 203H47V202H45ZM111 203V202H110ZM120 203V202H119ZM129 203H126L127 205L129 204ZM202 203H204V204H202ZM209 203H210V205H209ZM214 203V205H212ZM247 203H248V205H249V207L250 208H248L247 206ZM260 203H262V205L260 204ZM3 204V203H2ZM23 204V205H22ZM26 204V205H25ZM36 205V208H37V210L35 209V205ZM94 204H96V205H94ZM101 204H102V206H101ZM108 204V203H107ZM145 204V203H144ZM192 204H194V205H192ZM215 204H216V206H215ZM259 204H260V206H259ZM51 205V204H50ZM62 205V206H63ZM67 205H68V202H67ZM109 205V204H108ZM117 205V204H116ZM116 205H113V206H115V207H118V205L116 206ZM123 205V204H122ZM122 205L120 204L119 206H121L122 207ZM133 205V206H132ZM198 205V206H197ZM208 205V206H207ZM245 205V206H244ZM14 206H16L14 209H16V210H14L13 211V207ZM20 206V207H19ZM22 206V207H21ZM29 206L31 207V208H29ZM63 206V207H64ZM98 206V207H99ZM125 206V205H124ZM176 206L178 207V209H180V208H182V209H184V210H186L185 208H187V210L186 211H184L183 210V213H182V211H181V209H180V213H182V215H180V214H177V215H179V216H181L180 217V220H182V221H184L183 223L179 220V222L178 221H176V222H173V221H175V218H176V214H175V211H177V210H175V208H176ZM187 206V207H186ZM193 206H196L195 208L193 207ZM200 206H202V208L200 207ZM205 207V210H203L204 209V207ZM207 206V207H206ZM261 206H262V208H261ZM18 207V208H17ZM23 207H25V208H23ZM43 207H45V208H49L48 210L46 209L45 211H43L45 208H43ZM76 207V206H75ZM105 207V208H104ZM126 207V206H125ZM120 208L119 210H118V213H120V210H121V215H122V211L124 212V211H127L126 210V208ZM128 208H131L130 206H127ZM133 207V208H134ZM159 207V208H158ZM193 209H192V208ZM197 207H198V209H199V211L202 209L204 212H206V210H207V212H210L211 214H207L206 213V216L203 218V217H201V216H199V215H202V214H199V213H201L202 212V210L200 211V212H198L197 211ZM216 207H218V208H216ZM258 207H259V210H258ZM29 209L28 211L29 212H31L30 210H33V211H35L34 213H41V214H43L40 210L41 209H43L42 211L44 212V213H46V214H44V216H48V218H49V216H50V218L49 219H51V221L50 220H48V218L47 217H42V216H39L40 215V213L39 214H35L36 216H37V218H39V219H41L42 220V222H43V219H45V218H47V219H45L46 221L45 222H47V221H50L51 222V224L49 225L48 223H44L45 224V226H44V228L47 226L48 228H46L48 231L46 232V229H44L42 226H43V223L41 224L38 220H37V218H35L36 219V221L35 220H33V217H35L34 216V214H33V212L31 213V217L29 216L30 214H29V212L28 213H26V214H29L28 216H26L25 215V213H21V211H23V212H25L27 209ZM58 208H59V211H60V213H62V214H60L59 212H58ZM67 208H68V213L72 216V218L69 216L68 217V214L67 213H65L66 211H67ZM135 208H138V207H135ZM150 208H152V210L150 209ZM201 208V209H200ZM254 209V211H250L249 212V210L250 209ZM4 210V212H3V210ZM8 210V212L9 213H11V215L10 216H8L7 215V213L6 214H4L5 216L7 215V217H5L4 215H3V213H5L7 210ZM19 209L21 210L20 212H18L19 211ZM35 209V210H34ZM105 209V210H104ZM108 209V210H107ZM112 209H113V214H116V212L117 211H114L115 209H114V207H112ZM111 208H110V210H112ZM124 209V210H123ZM148 209H150L151 211H153L152 213H148L147 211H149ZM195 209V210H194ZM228 209V210H227ZM258 211H257V210ZM260 209H261V211H260ZM263 209V210H262ZM18 210V211H17ZM50 210H51V212H50ZM61 210H63V209H61ZM73 210V209H72ZM90 209H89V207H88V209H87V211L88 212H90L89 211ZM131 210V209H130ZM135 209H133V211H134ZM137 210V209H136ZM209 210V211H208ZM233 210V211H232ZM238 210V211H237ZM255 210H256V212H255ZM13 211V212H12ZM38 211V212H37ZM103 211V212H102ZM133 211H132V213L131 214H133ZM139 211H142L141 209H139ZM144 211V210H143ZM142 211V212H143ZM145 211H144V213H143V215L145 214ZM151 211H149V212H151ZM194 211V212H193ZM196 211V212H195ZM218 211H220V212H218ZM235 211V212H234ZM246 211H248V212H246ZM16 212H18V213H16ZM27 212V211H26ZM87 212V213H88ZM90 212V213H91ZM109 212H112V211H109ZM135 212V211H134ZM138 212V211H137ZM137 212H135V214L137 213ZM142 212L141 213H139V214H142ZM178 212V211H177ZM197 212H198V214H197ZM204 212H203V214H204ZM222 212V214L224 213L226 216H227V218H226V216L224 217L223 215H221V216H223V219H221V218H214L215 217V215L214 214H216V217H217V215H218V213H219V215H220V213ZM226 212L228 213V214H226ZM233 212H234V214L235 215H233ZM255 212V213H254ZM12 213L14 214V216L12 215ZM18 214V216L16 215V214ZM76 213H77V215H76ZM92 213H94V212H92ZM117 213V214H118ZM172 213H173V215L175 216H173L172 215ZM194 213V214H193ZM238 213V214H237ZM22 214L23 215H25L27 218H23L24 220H20V218H22ZM65 214H67V217H66V215ZM95 214V213H94ZM119 214V215H120ZM124 214H125V212H124ZM138 214V213H137ZM197 214V215H196ZM213 214V217H211V215ZM3 215V216H2ZM17 217H19L20 216V218H16V216ZM64 215H65V217H64ZM86 215H89V217H90V214H86ZM120 215V216H121ZM171 215V216H170ZM208 215V216H207ZM218 215V216H219ZM251 215V216H250ZM255 215V216H254ZM2 216V217H1ZM24 216V217H25ZM39 216V217H38ZM78 217V218H76L77 220L78 219H80V220H78V221H83L84 219H86V221H83L82 222V225L78 222V221H76V219H75V217ZM113 217H110V218H115L114 216L115 215H112ZM159 216L161 217V218H159ZM168 216H170L169 218H168ZM173 216V218H171ZM197 216H199V217H201V219L203 218L204 220H200V218L199 217H197ZM204 216V215H203ZM220 216V217H221ZM235 216H237L238 218H234L235 220H233V221H235V226L233 225L232 226V224L233 223H231L230 222V219L232 218V217H235ZM242 216V217H241ZM251 218H250V217ZM254 216V217H253ZM59 217V218H58ZM132 217H131V220H132ZM156 217V218H155ZM166 217H167V219H168V222H166L167 221V219H166ZM206 217L207 218H209L207 221H209L210 219L214 222H212L211 220L208 222V224L206 223L207 221H205L206 220ZM228 217L230 218V219H228ZM245 219H244V218ZM1 218H3V219H1ZM5 218V219H4ZM7 218V219H6ZM31 218V223H32V221L33 222H39V223H37V224H39V228H38V225H37V227H36V225H35V223H32L31 225H32V229L30 230H28L27 231V227L28 228H30L31 227V225L29 226H26V225H23V224H26V221H28L29 222V220L28 219H30ZM43 218V219H42ZM63 218V219H62ZM64 218H65V220L68 222V223H66V221L64 220ZM68 218V219H67ZM74 219V221L76 222V223H79L80 225H76L77 226V230H78V228L80 229V231L77 233V231L76 230H74L75 228H73V226L72 225H75L76 223H74V222H72L71 221V219ZM95 218V217H94ZM144 218V217H143ZM155 218V219H154ZM171 218V219H170ZM178 216H177V220H178ZM182 218V219H181ZM198 218H199V220H198ZM225 218V219H224ZM19 219V220H18ZM107 219V220H106ZM174 219V220H173ZM184 219V220H183ZM216 219V220H215ZM4 220V221H3ZM58 220L56 221V222H58ZM63 220V221H62ZM88 220V221H87ZM106 220V221H105ZM129 219H127V221H128ZM133 220H135L134 218H133ZM145 220V219H144ZM173 220V221H172ZM218 220H220L221 222L224 220V221H227L228 222V224L229 225H231V227H233V228H231V229H229L228 228V224L227 225H225L224 223H226V222H222V224L221 225H223V226H219L220 224L219 223H221L220 221H219V223H216V222H218ZM232 220V219H231ZM19 221H21V222H19ZM22 221H24L25 223H23ZM71 221V222H70ZM105 221V222H104ZM156 221V220H155ZM172 221V222H171ZM199 221V222H198ZM205 223H204V222ZM242 221V222H241ZM254 221V222H253ZM256 221V222H255ZM6 222V221H5ZM135 222H136V224H135ZM165 222L167 223L166 225H164L165 224ZM169 222H171V223H169ZM211 222V223H210ZM54 223V222H53ZM72 223H74V224H72ZM85 225H84V224ZM102 223H104V224H102ZM122 223H124V225L122 224ZM132 223L133 224H135L134 226L132 225ZM163 223V224H162ZM169 223V224H168ZM173 223V224H172ZM182 223V224H181ZM186 224L185 226H183V224ZM200 223V224H199ZM239 223H240V225H239ZM249 223L253 226H255V225H257L256 227L257 228H253V227H250L249 226ZM256 223V224H255ZM27 224H29V223H27ZM48 224V225H47ZM70 226H68V225ZM87 224V225H86ZM92 224H93V226H92ZM139 224V225H138ZM144 224L146 225L145 227L147 228L148 226H150V227H148L147 229L148 230H146V228L144 227ZM160 224L162 225V226H160ZM175 224V225H174ZM176 224H178V225H176ZM179 224H180V226H182V227H180L179 226ZM196 224H198V225H196ZM210 224H211V226H210ZM214 224H217V225H214ZM242 224H244V227H243V230L244 229H246L247 227V224H248V230L246 231V232H244L243 230V232L241 231V230H239V229H241V228H239V227H242L243 225ZM51 225L53 226V227H51ZM66 225V226H65ZM100 225V226H99ZM128 226V229H127V226ZM164 225V226H163ZM171 226V228H170V226L169 227H167L168 228V230L167 231H164L163 232V229L164 230H166L167 228H163V227H165V226ZM173 225V226H172ZM200 225V226H199ZM205 225V226H204ZM236 225H237V227H236ZM246 225V226H245ZM10 226V227H9ZM23 226H25L26 228H24ZM40 226L42 227V229H44V231H42V229L40 228ZM49 226L51 227V228H49ZM65 226V228L67 227V229L70 231V232H68V231H66V229L65 228H63ZM79 226V227H78ZM92 226V227H91ZM96 226V227H95ZM121 227V229H120V227ZM129 226H131V227H129ZM137 226H139V227H137ZM153 226V227H154ZM174 226H176V228L174 227ZM205 228H204V227ZM214 226H215V228H214ZM216 226H219V227H221L222 228V230H223V232H222V230L219 228V227H216ZM225 226V227H224ZM227 226V227H226ZM9 229H8V228ZM73 228L72 230L70 229V228ZM75 227V226H74ZM82 227V228H81ZM84 227V228H83ZM102 229H101V228ZM103 227H105V228H103ZM125 227L126 229H127V231H128V233H127V231L126 232H124V230H125V228L123 229V228ZM134 227V228H133ZM137 227V228H136ZM178 227H180V228H178ZM190 227V228H189ZM191 227H193L192 229H193V231H192V229H191ZM202 227H203V229L204 230H201L202 229ZM211 227H213V228H211ZM263 227V228H262ZM55 228V227H54ZM91 228H93L92 230H91ZM95 228H100L99 230V235H101L102 236V234H100L101 233V230H102V232H103V234H105V238L104 239H102L104 236H102V238H99V239H102V241H104V244L103 243H101V241L99 240L98 242H97V244L95 243V238L97 237L98 238V234H97V236L95 237V236H93V235H95V233H98L96 230H98V229H95ZM115 228V229H114ZM150 228V229H149ZM162 230H161V229ZM178 228V229H177ZM182 228V229H181ZM185 228V229H184ZM218 228V229H217ZM226 229L227 228V234H228V232H229V234H231L230 236H231V239H230V237H229V234L227 235L229 238L227 239V236H226V234H223V233H225V231H224V229ZM8 229V230H7ZM39 231H38V230ZM54 230V231H52V230ZM64 229V230H63ZM123 229V231H122V233L120 234V230H122ZM135 229H137V230H135ZM143 229V230H142ZM175 229V230H174ZM199 229V230H198ZM210 229V230H209ZM214 230L215 231V233H213L212 232V230ZM216 229H217V231H216ZM219 229H220V231H219ZM233 229H234V231H233ZM50 230H51V232H50ZM56 230H57V232H56ZM82 230V231H81ZM95 230V231H94ZM103 230H105V231H103ZM117 230H119L118 232H117ZM131 230H134V231H131ZM155 231V233L153 232V231ZM178 231L177 232V234H174V233H176V232H174V231ZM186 230L188 231V233L186 232ZM191 230V232H189ZM197 230V231H196ZM249 230L251 231V232H249ZM18 231V232H19ZM31 231V232H30ZM41 231V232H40ZM63 231H66L65 232V234L68 232V233H71V231H72V233H71V235L69 236L68 234H66V235H68L69 237H71V236H73L72 234L73 233H77L76 234V236H75V239H73L74 241L76 240V243L74 242V241H71L70 242V240L71 239H69V237H67V236H64L65 234H64V232ZM90 231V232H89ZM130 231V232H129ZM136 231V232H135ZM149 231V232H148ZM173 231V232H172ZM184 232L185 233V236H184V234L183 233H181V232ZM233 231V232H232ZM34 232V233H33ZM39 232V233H38ZM43 232H45V233H43ZM61 232V233H60ZM81 232V234H79ZM84 232V233H83ZM86 232V233H85ZM88 232V233H87ZM95 232V233H94ZM133 232V233H132ZM136 234H135V233ZM149 233V235H147L148 233ZM152 234H151V233ZM168 232V233H167ZM193 232H195V233H193ZM198 232H204L203 234L205 235V234H207L208 232L210 233V235H208V236H212V238H208V236H206V238H204V235H202L201 233V235H198V236H200L199 238L198 237H196V235L197 234H199ZM220 232H222L221 234H219ZM247 232H248V234L250 235H248L247 234ZM254 232V233H253ZM259 232V233H258ZM1 233V232H0ZM50 235V236H48V234ZM59 233V234H58ZM90 233H93V235H90ZM115 233L117 234V235H115ZM126 233H127V235H126ZM131 233V234H130ZM147 233V234H146ZM157 233L160 235V237H161V244H159V242L158 241H160V237H159V235H158V237L156 236L157 235ZM164 233H165V235H164ZM170 233H171V235H170ZM180 233V234H179ZM192 233V234H191ZM208 233V234H209ZM242 233H243V236H242ZM15 234V235H14ZM31 234L32 235H34V234H36V235H38V234H41V235H38V236H40L39 238H36V237H38V236H35V237H33V239H32V244H31V238H32V236H31ZM43 234V235H42ZM47 234V235H46ZM64 234V235H63ZM84 234H86L85 236L86 237H89V235H90V239L91 240H89V238H88V241L89 242H87V239H86V250H85V245L83 246V245H79V243H81L82 241V239H83V241L84 242H82L83 244L85 243V239L84 238H82V237H84ZM107 234H108V237H107ZM113 235V237H112V240L111 241H109L111 238L109 237V235L110 236H112ZM132 234H133V236L134 237H131L132 236ZM139 234V235H138ZM173 234V235H172ZM183 234V235H182ZM188 234H190V235H188ZM247 234V235H246ZM260 234V236H258ZM13 235V236H12ZM51 235H53V236H51ZM58 235H60L59 237V239H58ZM61 235H62V237H61ZM75 235V234H74ZM77 235H78V237H77ZM123 235V236H122ZM128 235H129V237H131V238H129L128 237ZM135 235H136V237H135ZM153 235V237H154V235H155V237L153 238V237H151ZM221 235V236H220ZM224 235V236H223ZM244 235H245V237H244ZM258 236V239H259V241H256L255 240V236ZM12 236V237H11ZM15 236V237H14ZM171 236H172V238H171ZM180 237V239H179V237ZM191 236H193V238L191 239V238H189L192 242H193V240H195V238H197L198 239V241H196V246L195 245H193V243L195 242H191L189 239H188V237H191ZM248 236V237H247ZM253 237V239H251L250 237ZM45 237H47V238H45ZM50 237V238H49ZM53 237H55V238H53ZM65 237L68 239H66L67 240V242L65 241ZM77 237V238H76ZM80 237H81V240H80ZM91 237H95V238H91ZM100 237V236H99ZM128 237V240H125L126 238ZM150 237V239H151V242L153 241V245L150 243L149 244V242H148V244L150 245H148L147 244V241H148V238ZM163 237V238H162ZM165 237V238H164ZM202 237V239H200ZM222 237H224V239L222 238ZM226 237V238H225ZM243 237H244V239H243ZM260 237V238H259ZM263 239H262V238ZM2 238V237H1ZM10 238V239H9ZM19 238V239H18ZM53 238V239H52ZM72 238V237H71ZM73 238H74V236H73ZM97 238H96V241H97ZM120 238H122V239H120ZM125 238V239H124ZM140 239V241H139V239ZM157 238H158V240H157ZM177 238H178V240H177ZM186 238H187V240H189V241H187L186 243H185V241H186ZM222 240H221V239ZM242 239V240H240V239ZM44 239V240H43ZM51 239V240H50ZM56 239V240H55ZM115 241H114V240ZM135 239V244L137 243V244H139V245H133L132 246V244H134L133 243V241L132 240H134ZM154 239H155V241H154ZM200 239V240H199ZM204 239V240H203ZM210 239H212V240H210ZM221 240V242H220V240ZM225 239H226V241L227 242H230V243H227L226 241H225ZM249 239H251V241L253 240V242L255 243V241L256 242H259V244H255V247L254 248H252V249H250V247L253 245V242H251L252 244H251V246H249L250 244V240ZM261 239L263 240L262 242H260L261 241ZM20 240V241H19ZM43 240V241H42ZM53 240V241H52ZM122 240V241H121ZM131 240V241H130ZM163 240V241H162ZM183 240V241H182ZM236 240V241H235ZM244 240V241H243ZM28 241H30V242H28ZM63 241H65L66 243H63V245H62V243L61 242H63ZM70 243H69V242ZM79 241H81V242H79ZM93 241H94V246L95 247H93ZM118 241H121V242H118ZM131 243H130V242ZM138 241V242H137ZM220 243H219V242ZM3 242V243H2ZM47 242V243H46ZM49 242H52V243H49ZM79 242V243H78ZM91 242V243H90ZM115 242H116V245H115ZM127 242H129V244L131 245H129L128 246V244H127ZM142 242L144 243V244H142ZM172 242V245L169 247V245H170V243ZM182 242H184V244L183 245H185V246H183L182 245ZM190 242V243H189ZM200 242V243H199ZM225 242H226V245H225ZM234 242V243H233ZM39 243V244H38ZM72 243H75V246L72 244ZM88 243H89V245H88ZM123 243H125V244H123ZM178 243H180V244H178ZM200 244V245H198V244ZM245 243L247 244L248 243V246L247 245H245ZM2 244V245H1ZM30 244H31V246H30ZM48 244V245H47ZM52 244H55V245H52ZM66 244V245H65ZM69 244V245H68ZM91 244V245H90ZM99 244H102V245H99ZM113 244L115 245V247L113 246ZM142 244V246H140ZM191 244V245H190ZM222 244V245H221ZM224 244V245H223ZM39 245V246H38ZM70 245H71V250H70ZM96 245H98L97 246V248H96ZM118 245V246H117ZM151 245L153 246V247H151ZM164 245V248L166 247ZM190 245V246H189ZM215 245V246H214ZM221 245V246H220ZM244 245V246H243ZM262 245H264V244H262ZM30 246V247H29ZM54 246V247H53ZM67 246V247H66ZM73 246H74V248H73ZM77 246H78V249H79V247L81 246V247H83L82 249H81V251H80V249H79V253L81 254V253H84L85 251H86V254L85 255H83L82 256V254H81V256H79V255H76V256H78L79 257V259H78V257H76L75 256V254H77V252H78V250H77ZM119 246H121L120 248H119ZM144 246V248H147V246H148V248L149 247H151L150 249H145L144 250V252H143V254H144V257H143V254H142V252H141V249H138L139 247H143ZM175 247V248H173V247ZM188 246H189V251H188V249H186L185 250V248H188ZM193 246V247H192ZM200 247V248H198V247ZM208 246V247H207ZM226 246V247H225ZM254 246V245H253ZM257 246V247H256ZM10 247V248H9ZM64 247V248H63ZM69 247V248H68ZM89 247H92V248H90L91 250L92 249H94V250H90L89 249ZM100 247V248H99ZM102 247V248H101ZM105 247V248H104ZM116 247L118 248V250L116 249ZM124 247V248H123ZM126 247V248H125ZM131 247H134V248H131ZM135 247H136V249H135ZM138 247V248H137ZM181 247V248H180ZM204 247V248H203ZM259 247V248H258ZM4 248H5V250H4ZM20 248V249H19ZM60 248H63V250L62 249H60ZM76 251L77 250V252H74L73 251V249ZM106 248H107V251H106ZM122 248H123V250H122ZM164 248H162L161 250H163ZM182 248H184L183 250H185V251H187V252H185V251H183L182 250ZM193 248H194V251H193ZM202 248V249H201ZM9 250V251H11L10 253H12V252H14L13 254H11V255H14L13 256V260L9 257V258H6V251L7 250ZM66 249H69L70 250V252H72L73 251V253H70V252H68V250H66ZM89 249V250H88ZM99 249V250H98ZM103 250V251H105V252H101V250ZM116 249V250H115ZM124 249H125V251L127 252V254H128V256H127V254L126 253H124L125 251H124ZM131 249L132 250H135V251H131ZM178 249V250H177ZM217 249V250H216ZM247 249V250H246ZM255 249V250H254ZM259 249H261L260 250V252L259 251H257V250H259ZM18 250V251H17ZM54 250V251H53ZM61 252H60V251ZM65 250V251H64ZM97 250L99 251L98 253H101L102 255H105V256H99L100 254H95V253H97ZM160 250V251H161ZM182 250V252L183 253H181V252H179L178 253V251H181ZM199 250V251H198ZM9 251H7L8 253H9ZM28 251V252H27ZM87 251L89 252V254L91 253V252H93L92 254H90V256H89V254L87 253ZM95 251V252H94ZM109 251V252H108ZM115 251V252H114ZM120 252V256H118L119 255V252ZM132 253H131V252ZM137 251H139L138 253H136V255L134 256V254H135V252H137ZM142 251H143V249H142ZM145 251H147V252H145ZM149 251H150V253H149ZM192 251V252H191ZM220 251H221V253H220ZM229 251V252H228ZM248 253H247V252ZM2 252V253H1ZM66 252V253H65ZM106 252H108L107 253V256H106ZM153 252V253H152ZM170 252V253H169ZM186 254H185V253ZM189 252V253H188ZM197 252V253H196ZM238 252V253H237ZM19 253V254H18ZM21 253H23V254H21ZM64 253V254H63ZM131 253V254H130ZM149 253V254H148ZM162 252H160V257L162 258V256H164V255H162L161 254ZM167 253H169V254H167ZM2 254H4L3 256H2ZM66 254H68V255H66ZM70 254H72V257L74 256V257H76L75 259L74 258H72L71 257V255ZM113 254H114V256H113ZM149 255L148 257H150L149 259L151 260H149V259H147V257H145V255ZM185 254V255H184ZM193 254V255H192ZM251 254V255H250ZM9 255V254H8ZM16 255V256H15ZM62 255H65V256H62ZM126 256V259H124V257ZM139 255V256H138ZM178 255H180V256H178ZM4 258H2V257ZM23 256V257H22ZM85 256V257H84ZM96 256H98V257H96ZM110 257V259H111V257H112V260H108V258ZM137 256V257H136ZM157 256H158V252H157ZM156 256V257H157ZM221 256H223V257H221ZM251 256V257H250ZM81 257V258H80ZM84 257V258H83ZM88 257V258H87ZM100 257H101V259H100ZM105 257V258H104ZM108 257V258H107ZM116 259H115V258ZM131 257V256H130ZM155 256H154V260L156 261L157 259L159 260L160 259V257H157L156 258ZM171 257V258H170ZM215 257H217V258H215ZM8 260L9 259V261H6V259ZM15 258V259H14ZM19 258H21V259H19ZM24 258H25V260H24ZM49 260H48V259ZM87 258V259H86ZM93 258V259H92ZM102 258L103 259H107L106 261L105 260H103V261H100V260H102ZM118 258V259H117ZM164 258V257H163ZM162 258V259H163ZM181 258H182V260H183V262H182V260H181ZM52 259V260H51ZM161 259V262L163 261L164 262V260H162ZM217 259V260H216ZM220 259V260H219ZM12 260V261H11ZM95 260H96V262H95ZM98 260V261H97ZM116 260V261H115ZM122 260H126V261H122ZM185 260V261H184ZM222 260V261H221ZM48 261V262H47ZM71 261H74V263L73 262H71ZM80 261V262H79ZM85 262H84V264H85ZM122 262H124V263H122ZM142 262V263H141ZM197 262V263H196ZM4 263H1L0 262V264H4ZM14 263V262H13ZM12 263V264H13ZM165 263V262H164ZM169 263V264H170ZM171 263V264H172ZM64 264V263H63ZM89 264H91V263H89ZM127 264V263H126ZM134 264H136V263H134ZM153 264H157V262L156 263H153ZM158 264H161L160 263V261H159V263ZM163 264V263H162ZM166 264V263H165Z\"/></svg>",
  "mask_w": 264,
  "mask_h": 264
},
{
  "label": "bare ground",
  "instance_id": "obj_2",
  "mask_svg": "<svg viewBox=\"0 0 264 264\" xmlns=\"http://www.w3.org/2000/svg\"><path fill=\"white\" fill-rule=\"evenodd\" d=\"M63 1H64V0H63ZM70 1H71V3L68 4L69 6L67 7L66 10H65V7H66L67 5H66L65 7L62 6V9H64V10H63V12H61V13H59V14H57L58 12H56V11L58 10V9H57L58 6H61V5H58V4H57V5H58L57 8H54V7H53V10L56 9L55 13L57 14V16L54 17L55 19L53 18V14H52L51 16H49V17H48V15H47V17H48V18L52 17L53 20H54V23L58 26V28L62 29V31H63L64 34H65V33H66V35H67V34H70V37H68V35H67V37L65 36V40H66V38H70V39H71V37H72V39H73V36L76 37V38H74V40L78 39L77 37H79V36H80L81 39L87 40V38L90 36V37H92L91 39H95V40H94V41H95L94 43H96L95 46H99V44L97 45V43H99V42H98V39H99V38L94 37V34H93V31H92V30H89V31H88L89 33H90V31H91V33H92V35H90V34L88 33L89 36H87V34H86L87 31H86V33L83 32V30L80 31L81 33H82V32L85 33V35H83V37H81L82 34L79 33V32L77 31L79 28L76 30L77 25H78V23L80 22L79 14L83 12V14L85 15L86 13H84V12H85V11H87V12L89 11V10L87 9V7H86L87 4H85V3H87V1L89 2V0H86V1L82 0V2L84 1L83 4L86 5V6L81 7V8H84V7H85V8H84L85 11L83 10L82 12L80 11V9H79L78 11L76 10L80 3L76 5V2H74L75 0H74V1H73V0H70ZM70 1H69V2H70ZM80 1H81V0H80ZM93 1L95 2V0H93ZM93 1H92V2H93ZM104 1H105V0H104ZM104 1L101 0V2L99 1V3H97V2H98V0H97V2H96V4H99V5H98V8H99L98 11L101 12V13H102V10L104 11L106 8H104L105 6H104L103 8H101L100 6H102L104 3H105V5H106L107 2H109L110 0H108L107 2H104ZM111 1H112V0H111ZM136 1H137V2H135V3L138 4L139 7H141V8H139L141 11L139 10V12H138V16H139V14L142 12V13L140 14L141 17H143V15H146V16L148 15V16H149V15L151 14L149 11H153V12H154V9L156 8L157 4H158V7H159V6H162L161 3H160L161 5H159V2H161V1L157 2V3H156V6H155V5H154L155 1H154V3H152L153 1H151V0H148V1L145 0L146 2H145V1H144V2H145V3H148V2H149V4H148V6H147V4L142 3L143 5H146V6H147V7H146V6H143V5H142V6L144 7V8L142 9V6H140V4H139V3H141V2H139L140 0H139V1L136 0ZM150 1H151V2H150ZM166 1H167V0H166ZM169 1L172 2L171 0H169ZM176 1H178V0H176ZM183 1H184V0H183ZM187 1H188V0H185V2H186V3H185L186 6H188L187 4L193 2V0L190 1L189 3H188ZM203 1H204V0H203ZM208 1H209V0H208ZM212 1H214V0H212ZM216 1H218V0H215V2H216ZM219 1H221V0H219ZM219 1H218V2H219ZM235 1L237 2L238 0H230V1L227 0L226 2H225V0H224V4L227 3V5H230V6H231V7L229 6V7H230V10L227 8V7H228L227 5H224V4H223V5H224V7H225V10H226V8H227V10H226V14L228 13V15H227V18H228V19H229L228 16H229V15L232 16V14H233V17H234V16H235V17H234V18L232 17L231 20H232V19H234V20L237 19L239 22H242V23H241V26L239 25V28H240V27H242V26L245 24V23L243 24V22H244L246 19H245L244 21H242V19L244 18L243 16H245V14L248 16V14H247L248 12H247V13L245 12V11H247V10L244 8V6H243L244 9H243V8L240 9L241 11L244 12V13H243V12H242V13H241V12L239 13V14H243V16H241L242 19H241V21H240V18H241V17L239 16V19H238L237 16H238L239 14L237 13V11H240L238 7L241 6V5H240L241 3L239 4L238 2H241V1H238L237 3H236ZM244 1H245V0H244ZM246 1H247V0H246ZM248 1H249V0H248ZM248 1H247V2H248ZM57 2H58V1H56V3H57ZM60 2H62V0H59L58 3H60ZM73 2H74V4H75L74 6L72 5ZM78 2H79V0H78ZM82 2H81V3H82ZM92 2H91V4H94V3H92ZM102 2H103V3H102ZM127 2L129 3L130 1H127ZM127 2H125V0H124V4L127 3ZM131 2H132V1H131ZM133 2H134V1H133ZM138 2H139V3H138ZM173 2L175 3V4H174L175 6H178V4H176L177 2H175V0H174ZM173 2H172V3H173ZM200 2H201L200 0H199V2H198L199 4L197 3V0H196L195 2H193L194 4H195V3L198 4V5L195 4V5H197V6H194V5H193L194 7H193L192 5L189 4V5H190V8L193 7V9L196 10V8L199 7ZM204 2H205V1H204ZM209 2H210V1H209ZM228 2H229L230 4H229ZM232 2H233V3H236V4H239L240 6H239V5L237 6V5L235 4V5L237 6V7H236L237 9H236L235 6L232 7V4H233ZM250 2L252 3V2H254V1H250ZM109 3H110V2H109ZM166 3H167V2H166ZM178 3H180V1H179ZM193 3H192V4H193ZM201 3H202V2H201ZM211 3H212V2H211ZM219 3L221 4L222 2H219ZM242 3H243V2H242ZM248 3H249V2H248ZM248 3H246V4H248ZM62 4H63V2H62ZM89 4H90V3H89ZM89 4H88V5H89ZM96 4H95V5H96ZM185 4H184V2L182 3V1H181V5H182V6H185ZM216 4H218V3H216ZM216 4H215V5H216ZM244 4H245V3H244ZM253 4H254V3H253ZM21 5H22V2H21ZM53 5H54V3H53L51 6H53ZM107 5L109 6L110 4H107ZM163 5H164V3H163ZM209 5H210V4H209ZM213 5H214V3H213ZM215 5H214V10H215ZM223 5L221 4V6H222L221 8H219L220 5L217 7V8L220 9L219 14H220L222 11H224L223 14H225V10H224V8H223ZM251 5H252V4H251ZM96 6H97V5H96ZM179 6H180V5H179ZM182 6H180V7H182ZM191 6H192V7H191ZM202 6H204V5H202ZM202 6H201L200 8L197 9V12L200 11V9H201V11H200V13H199L200 15H201V13H203V11H204V10L202 11V9H203ZM207 6H208V5H207ZM216 6H217V5H216ZM246 6H248V5H246ZM246 6H245V7H246ZM24 7H25V6H24ZM48 7H49V6H48ZM94 7H95V6H94ZM109 7H110V6H109ZM133 7L136 8V5L133 6ZM137 7H138V6H137ZM150 7H151V8H150ZM152 7H153V8H152ZM154 7H155V8H154ZM180 7H179V8H180ZM188 7H189V6H188ZM250 7H251V6H249L248 8H250ZM19 8H20L19 0H0V76L2 75V73H4V71H5L6 69L11 68V69H9V70L12 71V70L14 69V67H16L15 64L17 65V60H18V63H19V56H20V54H21V57H22V52H21L22 50L20 51V50H19L20 48H18V47H21V45L17 46V40H15V38H17V37H15V31H14L16 28L14 29V27H13V26H14L13 24H14L15 22H16V24H17V22H18V20H17V21H15V20H16V17L18 18L19 15H20ZM50 8H51V7H50ZM59 8H60V7H59ZM95 8H97V7H95ZM127 8H128V12H129V9H132L131 6H130V7L128 6ZM127 8H126V10H127ZM147 8H148V9H147ZM167 8H169V7H167ZM171 8H172V6H171ZM171 8H169V11H170ZM204 8H205V7H204ZM246 8H247V7H246ZM260 8H261V7H260ZM20 9H21V8H20ZM100 9H101V10H100ZM108 9H109V8H108ZM111 9H112V8H111ZM136 9H137V8H136ZM144 9H145L149 14H148ZM187 9L190 10V9L187 8V7H186V9H184V10L187 11ZM219 9H217L216 11H218ZM233 9H235V10H233ZM242 9H243V10H242ZM53 10H52V11H53ZM112 10H113V9H112ZM118 10H119V9H118ZM143 10H144V12H145L146 14L143 13ZM160 10H161V8H160ZM165 10H166V9H165ZM172 10H173V14H171L172 11H170V13H169V14H171L172 16L169 15V14H167L166 16L163 15V16H164V19H165V17H167L168 15L171 16L170 19L174 16V11H177V10H175V9H172ZM184 10H183V11H184ZM208 10H209V9H208ZM208 10H207V11H208ZM212 10H213V8L210 9L211 12H212ZM221 10H222V11H221ZM236 10H237V11H236ZM244 10H245V11H244ZM261 10H262V9H261ZM261 10H259V11H261ZM50 11H51V9H50ZM58 11H59V10H58ZM92 11H93V10H92ZM109 11H110V10H109ZM119 11H120V10H119ZM130 11H131V10H130ZM132 11H133L135 14L132 13ZM132 11L130 12L131 14L128 13V14H126V15H129V14H130L131 16H132V15L137 16V12H136L137 10L134 11V8H133ZM161 11H163V10H161ZM166 11H167V10H166ZM207 11H205V13H206ZM216 11H215V13H217ZM235 11H236V12H235ZM262 11H263V10H262ZM59 12H60V11H59ZM79 12H80V13H79ZM93 12H95V11H93ZM93 12H90V11H89V13H93ZM104 12L106 13V11H104ZM114 12L116 13V10H114ZM114 12H113L112 14H115ZM158 12H160V11H158ZM178 12H179V11H178ZM181 12H182V11H181ZM189 12H190V11H189ZM230 12H231L232 14H231ZM233 12H234V13H233ZM252 12H253V11H252ZM50 13H51V12H49L48 14H50ZM53 13H54V12H53ZM89 13L86 14V17L83 15L84 17H83L82 20H84V19H85V20H86V19H87V20H90V19H89L90 16H88ZM117 13H118V12H117ZM126 13H127V12H126ZM164 13H165V12H164ZM164 13H163V14H164ZM175 13H176V12H175ZM184 13H185V12H184ZM257 13H259V12H257ZM56 14H54V16H55ZM94 14H95V13H94ZM109 14H110V13H109ZM165 14H166V13H165ZM176 14H177V13H176ZM180 14H181V13H180ZM199 14H198V15H199ZM206 14H209V15H208L209 17H207V15H204V13L201 15V17L203 16L202 18H204V19H205V17H206L205 20H207V18H211V20L214 19V22L216 21L215 18H213L214 15H212V14H210V13H206ZM219 14H217V17H221V16H219ZM221 14H222V13H221ZM221 14H220V15H221ZM235 14H236V15L238 14V15L236 16ZM90 15H91V14H90ZM92 15H93V14H92ZM101 15H102V14H101ZM103 15H104V14H103ZM103 15H102V16H103ZM126 15L124 16L125 18H124L123 20L128 19V17H130V16L127 17ZM155 15H157V14H155ZM200 15H199V16H200ZM210 15H211L212 17H210ZM257 15H258V14H257ZM22 16H23V15H22ZM24 16H25V15H24ZM112 16H114V15H112ZM140 16H139V17H140ZM148 16H147V17H148ZM157 16H159V14H158ZM157 16H155V17H154V16H151V17L157 18ZM169 16H168V17H169ZM183 16H185V15L183 14ZM194 16L196 17V15H194ZM199 16H198V17H199ZM204 16H205V17H204ZM225 16H226V15H225ZM225 16L222 15L223 18H224ZM231 16H230V17H231ZM252 16H253V18H252ZM35 17H36V16H35ZM45 17H46V16H45ZM47 17L45 18V20L47 19ZM87 17H88V18H87ZM95 17H96V15L92 16V17H91L92 20H93V19L95 20ZM103 17H104L105 22H107V21H106V20H107L106 14H105ZM181 17H182V16H180V18H181ZM198 17H196V18H198ZM222 17H221V18H222ZM255 17H256V13H255V15H254V14H253V15L251 14V16H248V20H246V21L249 22V20H250L251 18L253 19V21H256V20H255ZM258 17H259V15L256 17V18H257V21L259 20ZM96 18H97V17H96ZM105 18H106V19H105ZM122 18H123V17H122ZM137 18H138V17H137ZM160 18H162V17L160 16ZM191 18L193 19V16H192ZM225 18H226V17H225ZM245 18H246V17H245ZM249 18H250V19H249ZM151 19H153V18H151ZM151 19H149V20H151ZM162 19H163V18H162ZM164 19H163V20H164ZM181 19H185V20H186V19H187V15H186V18L184 17V18H181ZM28 20H29V19H28ZM104 20H103V21H104ZM111 20H112V19H111ZM114 20H115V19H114ZM134 20H135V19H134ZM134 20L132 19V21H134ZM138 20H139V19H138ZM138 20H137V23L139 22ZM140 20H141V18H140ZM159 20H160V19H159ZM185 20H183V21L185 22ZM188 20H190L191 23L193 22L190 18H188V19H187V22H188L187 25L190 23V21H188ZM201 20H202V19H201ZM201 20H200V18H198V21H199V22H201ZM217 20H218V19H217ZM234 20H232L231 22H233ZM237 20H236L235 22H236V23H239V22H237ZM260 20H261V19H260ZM22 21H23V20H22ZM96 21H97V19H96L95 21H92V22H96ZM115 21H116V20H115ZM129 21H130V22H129ZM135 21H136V20H135ZM135 21H134V22H135ZM164 21H165V20H164ZM169 21H170V20H169ZM175 21H176V20H175ZM181 21H182V20H181ZM183 21H182V23H183ZM198 21H197V22H198ZM218 21H220V20H218ZM44 22H46V21H44ZM44 22H41V23H44ZM47 22H48V21H47ZM105 22H104V24H105ZM118 22H119V21H118ZM121 22H126V20H125V21H122V19H121L120 24H121ZM128 22H129L131 25L135 24V23L131 22V20H129V19H128L127 23H128ZM143 22H144V21L141 20V22L138 24V27H139V28H140V26H142L141 29L144 28L143 25L141 24V23H143ZM146 22H147V21H146ZM150 22H151V21H150ZM159 22H160V21H159ZM161 22H162V21H161ZM195 22H196V21H195ZM204 22H205V21H204ZM208 22H209V21H208ZM250 22H251V21H250ZM18 23H20V22H18ZM38 23H39V22H38ZM102 23H103V22H102ZM109 23H110V20H109L108 24H109ZM111 23L113 24V22H111ZM114 23H115V22H114ZM129 23H128V24H129ZM152 23H153V22H152ZM156 23H157V22H156ZM176 23H177V22H176ZM176 23H175V24H176ZM191 23H190V24H191ZM209 23H210V22H209ZM220 23H221V22H218V23H217V26H216L217 28L219 27V24H220ZM255 23H256V22H255ZM20 24H22V23H20ZM44 24H45V23H44ZM46 24H47V23H46ZM46 24H45V26H46ZM122 24H123V23H122ZM122 24H121V25H122ZM144 24H146V23H144ZM157 24H158V23H157ZM184 24H186V23H184ZM198 24H199V23H198ZM200 24H201V23H200ZM215 24H216V23H215ZM221 24H222V23H221ZM228 24L231 25L232 23L229 22ZM228 24H227V22H226V25H227L226 27H229V29H230V28H233V27H230V25H228ZM242 24H243V25H242ZM32 25H33V24H32ZM32 25H31V26H32ZM42 25H43V24H42ZM79 25H80V24H79ZM97 25H98V24H97ZM114 25H115V24H114ZM124 25L126 26V23H125ZM124 25H122V26L124 27ZM131 25H130V26H131ZM135 25H137V24H135ZM135 25H134V26H131V28L135 27V28L132 29V30H135V31L137 30L136 32H138V29H139V28H138V27L136 28ZM154 25H156V24H154ZM166 25H167V24H166ZM236 25H238V24H236ZM15 26H16V25H15ZM33 26H34V25H33ZM36 26H37V25H36ZM45 26H44V29H45ZM48 26H49V24L46 26V29H47V28H48V29L50 28V27H48ZM106 26H107V24H106ZM122 26H121V28H122ZM156 26H157V25H156ZM162 26H163V25H162ZM162 26L160 25L161 29L163 28ZM164 26H165V25H164ZM169 26H170V25H169ZM185 26H186V25H185ZM185 26L183 27L184 29L187 28V27L185 28ZM193 26H194V24H193ZM231 26H232V25H231ZM245 26H246V24H245L243 27L245 28ZM250 26H251V25H250ZM254 26H257V25L255 24ZM16 27H17V26H16ZM38 27H39V26H38ZM41 27H42V26H41ZM104 27H105V26H104ZM109 27H110V26H109ZM118 27H119V25H118ZM146 27H147V25H146ZM148 27H149V25H148ZM150 27H151V26H150ZM152 27H153V26H152ZM171 27H172V26H171ZM226 27H225V28H226ZM259 27H262L261 24H260ZM259 27H258V28H259ZM17 28H18V27H17ZM115 28H116V26H115ZM115 28H113V29H115ZM119 28H120V27H119ZM173 28H175V27H173ZM183 28H182V29H183ZM188 28H189V29H187V30H191L192 34H193V30H194V32L196 31L194 34H196V38H197V40H198V39H202V40H203V38H200V37L203 36L204 34H203V35L200 34L199 31H201V29L199 30L198 26H197V29L199 30L198 32H199V34L201 35L200 37H199V36L197 37L198 32H197L196 29H191V28H192V24H191V28H190V25L188 26ZM193 28H194V27H193ZM212 28H214V26H212ZM225 28H224V30H227V28H226V29H225ZM236 28H237V27H236ZM13 29H14V30H13ZM38 29H40V28H38ZM41 29H42V28H41ZM41 29H40V30H41ZM51 29H52V28H51ZM51 29H50V30H51ZM81 29H82V27H81ZM86 29H87V28H86ZM92 29H94V28H92ZM100 29H101V28H100ZM126 29H127V28H124L125 31H124L123 34H125V32H127ZM141 29L139 30V33H140V32L142 33ZM144 29H145V28H144ZM144 29H143V31H144ZM146 29H147V28H146ZM148 29H149V28H148ZM152 29H153V28H152ZM161 29H160V34H161V36H162ZM164 29H165V28H164ZM178 29H180V28H178ZM218 29H220V28H218ZM229 29H228V31H229ZM242 29H243V28H242ZM251 29L253 30L254 33L256 32V31H254V29H255L254 27H251ZM251 29H249V30L251 31ZM259 29H260V28H259ZM259 29L256 28L255 30L258 31ZM263 29H264V28H263ZM263 29H260V31L263 30ZM42 30H43V29H42ZM50 30H49V31H50ZM103 30H104V29H103ZM118 30H119V29H118ZM121 30H122V29H121ZM129 30H130V29H128V31H129ZM166 30H167V31H170L169 28H167ZM172 30H174V29H172ZM230 30H231V29H230ZM233 30H234V31H233ZM233 30L229 31L230 33H229L228 31H226V33L228 32V35H225V36H224V37L227 36V37H226V40H225V38H224L225 43L231 44V43H229V42H231V41H229L230 38L228 39V36H230V35L232 36L231 32H235V33H236V31H235L234 28H233ZM239 30L241 31V29H239ZM245 30L249 31L247 28H245ZM49 31H48V30H45L44 33H43V32L40 33V34L42 35V37H41V35H40L41 38H40L39 36H38V37H39L41 40L36 36V34L39 33V32H37V33L35 34L36 38H38V39L40 40V42H39V40L37 39V41L39 42V43H38L37 41L35 42V40H34L35 37H34V39L32 38V39H33V43H32V44H34V46H36V45L38 44V45L36 46V48H35L32 44L29 45V44L27 43L29 46H31V47L33 46L35 49H33L34 51H32V52H31L32 49H30V51H29V53H28V56H29L30 54H32V55H31L32 57H31V59H30V57L27 58L28 60H31V61H29V62H28V61H25L26 66L29 67V64H30V67L27 68V70L29 69V70L27 71L28 73L25 71V72H26L25 74H27V77H28L27 79L30 80V82L32 83V85H33V84L35 85V87H33V88L42 87L43 83H44V82L46 83L47 80H48V82H50V84H51V81L55 80V81L51 84V86H52L53 84H55V82H56V84H58L57 86H59V87H57V88H63V89L65 88L64 91L67 90V91L69 92V91H70V90H69L70 87L75 88L74 86H77V85L71 86V84L69 83L68 85H70V87H69L68 85H65V86H67V88H66V87H60L59 82H57L58 80H56V78H57V73H56V72H59V71L62 72V70L54 69V68H52V66L57 67L58 64L60 65V64L63 62V61H60V59H61V56L64 54V51H65V50L62 48L63 43H62L61 41H57V39H56L57 37L54 35V33H53V32H49ZM52 31H54V30H52ZM62 31H61V32H62ZM64 31H65V32H64ZM119 31H120V30H119ZM122 31H123V30H122ZM135 31H134V32H135ZM158 31H159V29H158ZM174 31H176V30H174ZM214 31L216 32V29H215V28H214ZM220 31H221V30H220ZM260 31H258V32H260ZM40 32H41V31H40ZM75 32H77V33H75ZM136 32H135V33H136ZM147 32H148V30H147ZM153 32H154V31H153ZM164 32H165V30H164ZM183 32H184V31H183ZM211 32H212V31H211ZM215 32H214V33H215ZM121 33H122V32L120 31V34H121ZM135 33H134V34H135ZM143 33H144V32H143ZM149 33H152V30H150ZM158 33H159V32H158ZM158 33H157V34H158ZM177 33H178V32H177ZM180 33H182V32L180 31ZM226 33H224V34H226ZM238 33H239V32H238ZM240 33L242 34L241 36H245V39L248 38V40H249V37H247L246 34H243L242 32H240ZM244 33H245V31H244ZM254 33H253V34H254ZM80 34H81V35H80ZM120 34H119V36L117 35V37H119L118 40L120 41V39H121V42H119L120 44L118 43V44H119L118 46L121 47V45L124 44L125 39H126L127 42L129 41L128 43H129L130 45L127 44V46H126V42H125V44H124L125 46L123 45V47H124L123 50H122V49H119L118 46H117V47H118L119 50H114V49H116L117 47H111V46H115V43H114V45H109V44H110V43L113 44V42H114L113 40H116V39L114 38V39L112 40L113 42H111V41H110V39L112 38V37H111V38L109 39V41H110V43L108 44L109 46L107 47V48H109V47H110V48H113V49H110V50H113V51H111V52H114V53H115V51H116V54H117V55H116V56H117L116 59H117V61L119 60V59H118V55H122V56H123V59H125V60L127 59L126 56H127L128 58H130V56H133V55H134V56H136V59H134L133 57H131L132 60H131V58H130L129 60L131 61V64L133 63V67H134L135 69L138 68V67H140V66H143V64H146V67H147V64H148V63H146L145 61H143V58H142L143 56L140 55V52H141V51H139V50L145 49L143 46H141L142 44H140V40H139V39H133V38L131 39V38H130V33H129V35H127V36L125 35L127 38H126V37L124 38V35H123V34H122L123 36H120ZM152 34H154V33H152ZM152 34H151V35H152ZM157 34H156V35H157ZM160 34H159V35H160ZM163 34H164V33H163ZM169 34H170V32H169ZM192 34H191V35H192ZM222 34H223V33H222ZM229 34H230V35H229ZM256 34H257V33H255V35H256ZM37 35H38V34H37ZM71 35H73V36H71ZM75 35H76V36H75ZM144 35H145V33H144ZM148 35H150V34H148ZM154 35H155V34H154ZM156 35H155V36H156ZM166 35H167V33H166ZM177 35H178V34H177ZM191 35H189V36L192 37ZM207 35H208V34H207ZM234 35H235V34H234ZM248 35H251V34H248ZM16 36H17V35H16ZM20 36H21V34H20ZM155 36L152 35V37H155ZM167 36H168V35H167ZM205 36H206V35H205ZM256 36H257V35H256ZM22 37H23V36H21L20 38H22ZM106 37H107V36L105 35V38H106ZM157 37H158V36H157ZM159 37H160V36H159ZM168 37H169V36H168ZM206 37H207V36H206ZM212 37H214V36H212ZM232 37H233V36H232ZM236 37H237V35H236ZM236 37H235V38H236ZM257 37H258V36H257ZM25 38H26V37H25ZM85 38H86V39H85ZM128 38H129V39H128ZM176 38H177V37H176ZM176 38H175V39H176ZM251 38H252V37H251ZM18 39H19V38H18ZM59 39H60V38H59ZM72 39H71L70 42H69V41L67 42V40H66V42H67V43H70V44H73L72 41L74 42V40H72ZM88 39H89V38H88ZM102 39H104V38H102ZM122 39H123L124 41H123ZM147 39H148V38H147ZM155 39H156V37H155ZM162 39H163V38H162ZM172 39H174V38L172 37ZM191 39H192V38H191ZM191 39H190V40H191ZM208 39L211 40V39H210V36H209ZM237 39H240V36H239V38L237 37ZM24 40H26V39H24ZM68 40H69V39H68ZM96 40H97V41H96ZM104 40H105V39H104ZM148 40H149V39H148ZM170 40H171V39H170ZM178 40L180 41L181 39H178V38H177V42H178ZM202 40H199L200 42H198V44L201 43ZM241 40H242V39H241ZM257 40H258V39H257ZM20 41H21V40H20ZM77 41H78V40H77ZM102 41H103V40H102ZM102 41H101V42H102ZM105 41H106V40H105ZM109 41H108V38H107V42H109ZM130 41H131V42H130ZM149 41H151V40H149ZM172 41H173V40H172ZM206 41H207V40H206ZM233 41H234V39H233ZM244 41L246 42V40H244ZM244 41H243V43H244ZM251 41H253V40H251ZM263 41H264V39H261V37H260V40H259L258 42H263ZM18 42H19V41H18ZM21 42H22V41H21ZM21 42H20V44H22ZM23 42H24V41H23ZM25 42H27V41H25ZM25 42H24V44L26 45V46H25V49H26V48L28 49L29 47H28V45H27ZM75 42H76V41H75ZM80 42H81V41H80ZM82 42H83V41H82ZM122 42H123V43H122ZM162 42H163V41H162ZM162 42H161V43H162ZM166 42H167V41H166ZM170 42H171V41H170ZM174 42H175V41H173V43H174ZM182 42H184V41L182 40ZM185 42L187 43L186 40H185ZM188 42H189V41H188ZM214 42H215V41L212 42L213 44H212L211 46H213V45L215 46ZM235 42L240 43L239 41H236V40H235V41H234V45H235ZM253 42H256V40L254 39ZM29 43H31V42H29ZM35 43H37V44L35 45ZM84 43H85V41H84ZM94 43H93V45H94ZM103 43H104V42H103ZM105 43H106V42H105ZM131 43H132V44H131ZM155 43L157 44V42H155ZM161 43H160V44H161ZM167 43H168V42H167ZM173 43H172V45H173ZM190 43H191V42H190ZM241 43H242V41H241ZM243 43H242V45H243ZM246 43H247V42H246ZM70 44H69V45H70ZM101 44H102V43H101ZM106 44H107V43H106ZM152 44H153V43H152ZM175 44H176V46H178L177 43H175ZM178 44H179V42H178ZM228 44H227V46H228ZM236 44H237V43H236ZM251 44H252V45H255V44H253L252 42H251ZM256 44H257V43H256ZM74 45H76V44L74 43ZM93 45H91V46H93ZM104 45H105V44H103V46H104ZM166 45H167V44H166ZM194 45H195V43H194ZM202 45H203V43H202ZM209 45H210V44H209ZM232 45H233V44H232ZM234 45H233L232 47L228 46V47H230V49H228V51L230 50V52H232L231 50H236V49H234V47H236V46H237V48H238V45H236V46H234ZM242 45H241V46H242ZM246 45H247V44H246ZM263 45H264V44H263ZM70 46H72V45H70ZM105 46H106V45H105ZM140 46H141V48H140ZM162 46H163V44H162ZM199 46H200V45H199ZM199 46H197V47L199 48ZM214 46H213V47H214ZM216 46H217V45H216ZM22 47H23V45H22ZM22 47H21V48H22ZM77 47H78V46H77ZM85 47H86V46H85ZM137 47H139L138 50H136ZM225 47H226V45H225ZM245 47H246V46H245ZM263 47H264V46H263ZM263 47H261V50L263 49ZM81 48H82V47H81ZM172 48H173V47H172ZM176 48H177V47H176ZM183 48H185V46H184ZM200 48H201V47H200ZM200 48H199V51L201 52ZM214 48H215V47H214ZM226 48H227V47H226ZM231 48H232V49H231ZM241 48H242V47H241ZM249 48H250V47H249ZM258 48H259V47H258ZM27 49H26V51H27ZM61 49H62V50H61ZM86 49H87V48H86ZM89 49H90V48H89ZM93 49H94V46H93ZM105 49H106V48H103V50H105ZM178 49H179V46H178ZM185 49H186V48H185ZM185 49H184V51H185ZM209 49H210V48H209ZM211 49H213V48H211ZM256 49H257V47H256ZM256 49H255V50H256ZM259 49H260V48H259ZM259 49H258V50H259ZM28 50H29V49H28ZM90 50H91V49H90ZM106 50H108V52L106 51V53H105V51H103V52L105 53V55H104V54H102V51H101V50H99V51H100V52H99L98 49H97V51H98L97 53H99V54L101 53L102 56L104 55V57H106V59L104 58V59H105L104 61L108 60V61H106L107 63L105 64V65H107V66H105V68H106V69H105V74H102V77H103V78H102V77L100 76V74H99V71H100V73H101L103 69L101 68V66L96 65V64H97L96 62H93V63H94V64L96 63L95 65H96L97 67H96V66H95V67L98 68L97 71H96V69H94V68L92 69L94 72H93V71H90V69H88V66H89V65H87L86 68L88 69V71L86 70V73H87V72H91V73H90V76H91V74H92V76H93V73H95V71H96L97 73H95V75H96L97 79L99 78L98 76H100L101 81H102V79H103V81H104V80L106 81V82H104V83L108 86V87H106V88L108 89V91H107V92H108L107 95H109V96H108V97H109L108 99H110L111 102L108 103V105L106 106V108L109 107L108 109H109L110 111H109V110H107V111L104 110L105 112L103 111L105 114H107L106 117H108V118L105 117V118H103V120L107 119V121H110L109 119L111 118V122H112V123H111V122H108V124L110 123V124H111L110 126H112L113 128H114V125L116 124V125H117V126L115 125L116 128H119V127H120V130H118V129L115 128V129H116V132L118 133L119 131H122V134L125 133V135H126V134H128L127 131L129 132V128H130V127H129L128 130H126L125 132L123 131L124 128L121 127V126H123L122 124H119L120 126L118 127V123L120 122V121H118V120H119L118 118H119V117L122 118L124 115H121V116L119 115L120 112H122L123 110L121 109L122 106H119L117 103L120 101V99H121L122 101H123V100L125 101V98H126L127 96H129V95H127L128 93L131 94V95H133V94L131 93V92H133V90H131L132 87H131L130 90H129V89L127 90L128 86H132L130 83L133 84V82H132L131 80L129 81V80H127V79H129V78H131V79L134 78V79H135L136 76H134V75H136V72L134 71L135 73H132V76H131V72L129 73V71H127L128 69L131 70V68H132L131 66H129V61H128V60H127V61L124 60L125 63L127 62L126 65L124 66V67H125V69H124V67H122V66L124 65V64H123L124 62L122 63L123 65L121 66V64H120L119 62H122V61H119V62L115 61V58H114V55H115V54L109 52V49H106ZM168 50H169V49H168ZM168 50H167V51H168ZM182 50H183V49H182ZM182 50H181V51H182ZM258 50H257V51H258ZM62 51H63V52H62ZM117 51H118V52H117ZM120 51H121L122 53H121ZM138 51H139V53H137ZM143 51H145V54H146V52H147V54H148V50H147V51H146V50H142V52H143ZM172 51H173V50H172ZM179 51H180V50H179ZM213 51H215V50H213ZM216 51H218V53H219V49L216 50ZM228 51H227V53H229V54H227V55H230V52H228ZM236 51H237V50H236ZM240 51H241V50H240ZM247 51H248V50H247ZM20 52H21V53H20ZM30 52H31V53H30ZM86 52H87V51H86ZM92 52H93V51H92ZM119 52H120V53H119ZM128 52H129V53H128ZM142 52H141V53H142ZM169 52H170V51H169ZM169 52H168V53H169ZM177 52H178V51H177ZM203 52H204V51H203ZM207 52H209V51H207ZM234 52H235V51H234ZM237 52H238V51H237ZM241 52H242V51H241ZM248 52H249V51H248ZM258 52H261V51H258ZM60 53H61V54H60ZM65 53H66V52H65ZM76 53H77V52H76ZM108 53H109V54H108ZM118 53H119V54H118ZM170 53H171V52H170ZM170 53H169V54H170ZM175 53H176V52H175ZM185 53L189 54L188 52H185ZM245 53H246V52H244V54H245ZM262 53H264V51H263ZM23 54H24V52H23ZM67 54H68V53H67ZM77 54H78V53H77ZM106 54H107V55H110V57H109L108 59H107L108 56H106ZM111 54H112V55H111ZM113 54H114V55H113ZM143 54H144V52H143ZM147 54H146V56H147ZM162 54H163V53H162ZM165 54H166V56H167L166 51H164V54H163V55L165 56ZM197 54H199V53L197 52ZM212 54H213V53H212ZM231 54H232V53H231ZM233 54H234V53H233ZM237 54H238V53H237ZM259 54H261V53H259ZM74 55H75V54H74ZM74 55H73V56H74ZM91 55H92V54H91ZM95 55H96V54H95ZM138 55H140V57H138ZM149 55H150V54H149ZM171 55H172V54H171ZM171 55H170V56H167V57H171ZM204 55H205V59H206L207 56H206V54H204ZM210 55H211V54H210ZM210 55L208 56L209 59H210ZM218 55H219V54H218ZM28 56H27V57H28ZM66 56H67V61H68V62H65L67 65L63 63L64 66H65V65L68 66V63H72V62H71L72 60L69 58V57H70V54H69V55H66V54H65V55H63L62 57L65 58ZM79 56L81 57V55H79ZM111 56H112V58H111ZM164 56H163V57H164ZM174 56H175V54H174ZM176 56H177V55H176ZM211 56H213V55H211ZM220 56H221V55H220ZM240 56H241V55H240ZM253 56H254V55H253ZM262 56H263V55H262ZM59 57H60V59H59ZM124 57H125V58H124ZM178 57H179V56H177V59H178ZM201 57H202V56H201ZM201 57H199V58H201ZM226 57H227V56H226ZM230 57H232V56L230 55ZM233 57H235V56L233 55ZM71 58H72V57H71ZM73 58H75V57H73ZM153 58H154V57H153ZM155 58H156V57H155ZM155 58H154V59H155ZM174 58H175V57H174ZM184 58H185V57H184ZM216 58H217V57H216ZM239 58H240V57H239ZM245 58H246V60H247V57H245ZM254 58H255V57H254ZM259 58H260V57H259ZM262 58H264V56H263ZM27 59H26V60H27ZM68 59H70L71 61L68 60ZM82 59H83V58H82ZM94 59H96V58H94ZM109 59H110V60L112 59V60H111V63H108V62H110ZM121 59H122V58H121ZM123 59H122V60H123ZM133 59H134V61H133ZM140 59H141V60H140ZM171 59H172V58H171ZM177 59H176V60H173L174 62H172V64H171V63H170L171 61L169 62V61L166 59V57H165V58H163V61H161V62H164V60H165V63L167 62L166 64H171V65H173V63L176 62L175 65H173V66H178V65H176V64H179V63L177 62ZM182 59H183V58H182ZM202 59H204V56H203ZM202 59H199V60L202 61ZM229 59H230V58H229ZM23 60H25V59L23 58ZM150 60H151V59H150ZM160 60H161V59H160ZM215 60H216V59H215ZM217 60H218V59H217ZM58 61L61 62V63H59ZM80 61H81V60H80ZM82 61H83V60H82ZM114 61H115V62H114ZM156 61H157V60H156ZM183 61H184V60H183ZM200 61H198V62H200ZM237 61H238V60H237ZM237 61H236V62H237ZM262 61H263V60H262ZM30 62H31V63H30ZM73 62H75L74 59H73ZM76 62H78V61H76ZM76 62H75V63H76ZM112 62H114L115 65H114ZM116 62L118 63V65L120 64L118 67H117ZM168 62H169V63H168ZM180 62H181V61H180ZM208 62H209V61H208ZM222 62H223V61H222ZM225 62H226V61H225ZM227 62H228V61H227ZM246 62H247V61H246ZM246 62H245V63H246ZM22 63L24 64V61H23ZM22 63H21V64H22ZM78 63H79V62H78ZM78 63H77V64H78ZM85 63H86V62H85ZM150 63H151V62H150ZM216 63L218 64V67H219V66H220L219 61H218V62L216 61V62H214V63H211V61H210L209 64H207V61H206L207 66L210 65V66H208L209 68L213 65L211 69H212L213 71L216 70V72H219V73H216V72H215V74H220V73L222 72V71H221V67H220V68H216V66H215ZM230 63H231V62L229 61L228 64H227V66H228ZM21 64H20V66H19V65H18V66L21 67ZM56 64H57V66H56ZM63 64H61V66H62ZM83 64H84V62H83ZM112 64H113V65H112ZM127 64H128V65H127ZM131 64H130V65H131ZM151 64L153 65V63H151ZM156 64H157V63H156ZM184 64H185V63H184ZM186 64H187V63H186ZM196 64H197V63H196ZM200 64H201V63H200ZM243 64H244V63H243ZM246 64H247V63H246ZM248 64H249V63H248ZM254 64L256 65V64H258V63H255V62H254ZM254 64H253V65H254ZM148 65H149V64H148ZM181 65H182V64H181ZM190 65H191V64H190ZM198 65H199V64H198ZM204 65H205V64H204ZM231 65H233V67H234V69H235L234 64H231ZM231 65H230V67H231ZM260 65H261V64H260ZM22 66H23V65H22ZM24 66H25V65H24ZM71 66H72V65H71ZM154 66H157V65L154 64ZM167 66H168V65H167ZM191 66H192V65H191ZM214 66H215V68L213 69ZM246 66H247L248 68L250 67V66H248V65H246ZM256 66H257V65H256ZM256 66H255V67H256ZM12 67H13V68H12ZM99 67L101 68V70L99 69ZM187 67H188V65H187L186 67H183V68H185V69L190 68V67H188V68H187ZM192 67H193V66H192ZM192 67H191V70H190V71H191V74H192V75L194 74L193 77H197L195 71H192ZM195 67H197V66H195ZM195 67H194V68H195ZM200 67H201V66H200ZM233 67H231V70H232ZM247 67H246V68H247ZM252 67H253V66H252ZM22 68H24V67H22ZM22 68H21V70H22ZM25 68H26V67H25ZM57 68H59V66H58ZM70 68H71V67H70ZM126 68H127V69H126ZM142 68H144V66H143ZM147 68H148V67H147ZM149 68H151V67H149ZM149 68H148V69H149ZM155 68H156V67H154V69H155ZM157 68L159 69V67H157ZM160 68H161V67H160ZM165 68H167V67H165ZM172 68H173V67H172ZM178 68H179V67H178ZM178 68H177V69H178ZM181 68H182V66H181ZM194 68H193V70H195ZM203 68H204V67H203ZM228 68H229V66H228ZM228 68H227V69H228ZM250 68H251V67H250ZM250 68H249V69H250ZM256 68H257V70H256ZM256 68L254 69V71L257 72V71H258V67H256ZM260 68H262V67H260ZM52 69H54V70H52ZM60 69H62V68H60ZM68 69H69V68H68ZM152 69H153V68H152ZM154 69H153V70H154ZM158 69H157V71H161V70H158ZM185 69H183V70L186 71V73H187V70H185ZM198 69H199V71H201L200 68H198ZM218 69H219L220 71H219ZM244 69H245V68H244ZM252 69H253V68H252ZM9 70H8V71H9ZM21 70H17L18 73H20L19 71H21ZM24 70H26V69H24ZM55 70H56V72H55ZM82 70H84V68H83ZM98 70H99V71H98ZM153 70H151V72H152ZM167 70H168V69H167ZM183 70H182V69H181V70L179 69L180 72L182 71V73H183V74H182L183 77H184L185 75H186V77H188L189 75L187 76V74H184ZM202 70H203V69H202ZM229 70H230V69H229ZM229 70H228V71H229ZM245 70H246V69H245ZM261 70H262V69H261ZM51 71H54L56 74L53 73V72H51ZM124 71H125V72H124ZM139 71H140V68H139ZM139 71L137 72V76H138V73H140ZM149 71H150V70H149ZM164 71H165V70H164ZM168 71L170 72V70H168ZM174 71H175V69H174ZM196 71H197V70H196ZM204 71L208 72L207 70H204ZM60 72H59V73H60ZM82 72H83V71H82ZM82 72H79V74L81 73V75H84V74H83L84 72H83V73H82ZM92 72H93V73H92ZM103 72H104V71H103ZM143 72H144V71H143ZM145 72H146V71H145ZM155 72H156V69H155ZM176 72H177V74L180 73V72H178V71H176ZM188 72H189V71H188ZM206 72H204V73H206ZM226 72H227V71H226ZM226 72H225V73H222V74H221L222 76L220 75V77L222 78L221 80H227V79H229V77L232 75L233 72L237 73L236 69H235L234 71L232 70V71H231L232 73L229 72L230 75L227 73V75H228V76L226 75L227 78H224V77H226V76H224V75L226 74ZM260 72H261V71H259V73L257 72L256 75H258V74H261V75L264 74V73H260ZM263 72H264V70H263ZM5 73H6V72H5ZM50 73H52L53 75H56L55 78L52 77L53 75H51ZM189 73H190V72H189ZM199 73H200V72H199ZM204 73H202V71H201L200 74H197V75H198L197 78L199 79L202 75H204V76H206V77L203 76V78H206V80H205V79H203V80L207 81V79H208V81H211V79L209 78V77H211V76L206 75V74H208V73H206V74H204ZM209 73L211 74V72H209ZM16 74H17V73H16ZM22 74H23V70H22ZM22 74H21V75H22ZM25 74L22 75V76H26ZM49 74H50L51 76H50ZM98 74H99V75H98ZM133 74H134V75H133ZM140 74H141V73H140ZM152 74H153V73H152ZM155 74H157V73H155ZM161 74H162V73H161ZM161 74H159V75H161ZM201 74H202V75H201ZM4 75H6V74H4ZM10 75H11V74H10ZM21 75L18 76V74H17L16 78H17V77L19 78ZM48 75H49L51 78H50ZM77 75H78V73L76 72V75H75V76L77 77ZM81 75H79V76H81ZM104 75H105V77H107V76H109V75H111V76L113 75V77H112L113 80H111L112 78L110 79V77H109V78H108L109 80L107 79V80H108V81H107V80L104 78ZM145 75H146V73H145ZM179 75H180V74H179ZM182 75H181V76H182ZM192 75H191V76H192ZM200 75H201V76H200ZM237 75H238V74H237ZM237 75H236V74H235V76L233 75V79H235V78L237 77ZM254 75H255V74H254ZM256 75H255V76H256ZM14 76H15V75H14ZM47 76H48L49 78H48ZM141 76L143 77V75H141ZM141 76H140V77H141ZM154 76H155V75H154ZM207 76H208V77H207ZM215 76H216L217 78L219 77L218 75H215ZM241 76H242V75H241ZM45 77H46V80H45ZM82 77H83V76H82ZM94 77H95V76H94ZM142 77H141V78H142ZM183 77H182V78H183ZM234 77H235V78H234ZM258 77H260V75L257 76L256 78L258 79ZM20 78H22V77H20ZM23 78H24V77H23ZM137 78H138V80H139V77H137ZM137 78H136V80H137ZM141 78H140V81H139V82H138V80H137V81L135 80L134 83H138V84L140 83V84H141ZM150 78H151V76H150ZM175 78H176V77H175ZM191 78H192V77H191ZM211 78H212V77H211ZM231 78H232V77H230V80H232ZM239 78H240V77H239ZM243 78H244V77H243ZM245 78H246V77H245ZM245 78H244V79H245ZM247 78H248V77H247ZM247 78H246V79H247ZM24 79H25V78H24ZM27 79H26V81H27ZM49 79H52V80L49 81ZM79 79L82 80V78H80V77H79ZM89 79H90V78H89ZM154 79H155V78H154ZM156 79H157V78H156ZM184 79H185V78H184ZM193 79H194V78H193ZM44 80H45V81H44ZM84 80H85V79H84ZM99 80H100V79H99ZM147 80H148V79H147ZM162 80H163V79H162V77H161V80H160L161 83L164 81V80H163V81H162ZM180 80H181V78H180ZM199 80H200V79H199ZM212 80H213V79H212ZM248 80H249V79H248ZM251 80H252V82H253V79H251ZM259 80H260V79H259ZM4 81H5V79H4ZM61 81H62V80H61ZM65 81H66V80H65ZM67 81H68V79H67ZM73 81H75V80H73ZM76 81H78V80H76ZM91 81H92V79H91ZM93 81H94V80H93ZM123 81H125V82H126L127 84H129V85H127V84L125 85V82H123ZM127 81H129V82H127ZM133 81H134V80H133ZM144 81H145V80H144ZM178 81H179V80H177V84H178ZM196 81H198V80L196 79L195 82H196ZM232 81H233V80H232ZM249 81H250V80H249ZM249 81H245V82L248 83ZM254 81H255V80H254ZM63 82H64V80H63ZM70 82H72L71 79H70ZM84 82H85V81H84ZM151 82H152V81H151ZM160 82H158V85H153V88H152V89H155V87H156V89L159 88V87H161V86H159V85L161 84ZM183 82H184V81L181 80L180 83H182V85H183ZM185 82H186V80H185ZM201 82H202V81H201ZM203 82H204V81H203ZM252 82H251V83H252ZM260 82H261V81H260ZM4 83H5V82H4ZM27 83H28V82H27ZM65 83H66V82H65ZM74 83H76V82H74ZM92 83H93V82H92ZM107 83H108L109 85H108ZM120 83H121V84H120ZM123 83H124V84H123ZM143 83H144V82H143ZM148 83H150V81H148ZM180 83H179V84H180ZM196 83H197V82H196ZM207 83H208V82H207ZM241 83H242V82H241ZM243 83H244V82H243ZM249 83H250V82H249ZM251 83H250V84H251ZM48 84H49V83H48ZM56 84L54 85V87H56ZM72 84H73V82H72ZM81 84H82V82H81ZM122 84H123L125 87L127 86V87H126V90H123V89H125V88L122 87V86H123ZM138 84H135V85H137L136 89H138V87H139V89H140V86H141V85H138ZM151 84H152V83H151ZM156 84H157V82H156ZM164 84H166L165 81H164V83L161 84V85H162V88H164V87H163ZM193 84H194V83H193ZM218 84H219V83H218ZM237 84L239 85V87L236 86V88H238V89L240 90V85H242V84H240V83H237ZM254 84H255V83H254ZM34 85H33V86H34ZM120 85H121V86H120ZM135 85H134V86H135ZM142 85H143V84H142ZM184 85H185V83H184ZM194 85H196V84H194ZM197 85H198V84H197ZM230 85H231V84H230ZM244 85H245V84H244ZM256 85H258V84H256ZM256 85H254V86H256ZM87 86H88L87 84H86V85L83 84V88H84L83 90H84V91H85L87 88H88V90L90 91L89 86H88V87H87ZM109 86H110V90H109ZM117 86H120V88H118ZM147 86H148V85H147ZM147 86H146V87H147ZM157 86H158V87H157ZM179 86H181V85H179ZM186 86H187V85H186ZM188 86H189V85H188ZM204 86H205V85H204ZM245 86H246V85H245ZM251 86H252V85H251ZM11 87H12V86H11ZM20 87H21V86H20ZM20 87H19V88H20ZM31 87H32V86H31ZM49 87H50V86H49ZM148 87H149V86H148ZM148 87H147V88H148ZM165 87H166V89H168V88H167V85H165ZM177 87H178V86H177ZM177 87H175V88L172 87V88H174L175 90L170 89V88L168 89V91H173V94H171V95H173V96H171V97H174V94L176 95V90H178V89H176ZM258 87H259V86H258ZM9 88H10V87H9ZM80 88H82V87L79 86V89H80ZM90 88H93V87L91 86ZM121 88H123V89H121ZM141 88H142V87H141ZM162 88H159V89H162ZM179 88H180V87H179ZM181 88H182V86H181ZM186 88H187V87H186ZM200 88H201V87H200ZM202 88H203V87H202ZM202 88H201V89H202ZM242 88H243V85H242L241 89H242ZM20 89H21V88H20ZM29 89H31V88L29 87ZM37 89H38V88H37ZM37 89H36V90H37ZM48 89H49V88H48ZM63 89H62V90H63ZM76 89H77V87H76ZM76 89H75V90H76ZM116 89H119L120 92L116 91ZM136 89H135V90H136ZM139 89H138L137 91H141V89H140V90H139ZM197 89H198V87H197ZM227 89L229 90V88H227ZM238 89H236V90L238 91ZM18 90H19V89H18ZM25 90H27V89H25ZM25 90H24V91H25ZM91 90L94 91L95 89H91ZM122 90H123V91H122ZM162 90H163V89H162ZM190 90H191V89H190ZM193 90H195V89H193ZM204 90H205V89H204ZM223 90H224V87H223ZM228 90H227V92H228ZM247 90H248V89H247ZM257 90H258V89H257ZM33 91H35V90H33ZM64 91H63V93L61 92V93L58 95V97H59L58 99H59V100L61 99V98H60V95H61V94H64ZM67 91H66V92H67ZM77 91H78V90H77ZM77 91H75V94H74V95L78 94ZM81 91H82V89H81ZM81 91H80V92H81ZM114 91H115V92H114ZM121 91H122V92H121ZM124 91H125V92H124ZM126 91H127V92H126ZM129 91H131V92H129ZM137 91H136V93L138 94ZM155 91H156V90H155ZM174 91H175V92H174ZM178 91H180V90H178ZM208 91H209V89H208ZM221 91H222V90H221ZM1 92H2V91H1ZM35 92H36V91H35ZM39 92H40V88H39ZM50 92H51V90H50ZM82 92H83V91H82ZM82 92H81V95H82ZM90 92H91V91H90ZM94 92H95V91H94ZM94 92H93V93H94ZM96 92H97V91H96ZM116 92L119 93V94L122 93L121 98H120V96H119L118 94H116ZM123 92H124V93H123ZM163 92H165V91H163ZM180 92H181V91H180ZM182 92H183V91H182ZM188 92H189V91H188ZM188 92H186V93H185V96H184V97H186V99H191V100L197 99V101H198V100H202V99H204V96H205L207 99H209V98L211 99V93H212V91H210L208 94H207V91H204V92H206L205 94H204V92H203V93L201 92L202 94H199V95H198V94L195 95V92H193L194 94H192L191 92H190V93H188ZM224 92H225V94H227L226 91H224ZM20 93H21V92H20ZM20 93H19V94H20ZM22 93H23V92H22ZM71 93H72V92H71ZM73 93H74V92H73ZM88 93H89V92H88ZM93 93L91 92L90 97L93 96ZM144 93H145V92H144ZM144 93L141 92V94H144ZM149 93H150L151 95H153V96L157 95V94H152L151 92H149ZM149 93H147V94H149ZM158 93H159V92H158ZM171 93H172V92H171ZM196 93H197V92H196ZM199 93H200V92H199ZM235 93H236V92H235ZM13 94H14V92H13ZM28 94H29V93H28ZM28 94H27V95H28ZM84 94H86V93H84ZM84 94H83V95H84ZM89 94H90V93H89ZM89 94H87V96H89ZM139 94H140V93H139ZM141 94H140V95H141ZM8 95H9V94H8ZM32 95H33V94H32ZM32 95H31V96H32ZM50 95H51V94H50ZM54 95L57 96L56 94H54ZM116 95H117V96H116ZM123 95H126V96H123ZM244 95H245V94H244ZM244 95H243V96H244ZM252 95H253V94H252ZM262 95H263V94H262ZM13 96H14V95H13ZM13 96H12V98H13ZM29 96H30V95H28V97H29ZM51 96H52V95H51ZM61 96H62V95H61ZM78 96H79V94H78ZM78 96H77V95L74 96V101H75V98L78 99ZM118 96H119V97H118ZM122 96L124 97V99H123ZM138 96H139V95H138ZM142 96L144 97V95H142ZM146 96H149V95H146ZM167 96H168V95H167ZM177 96H178V95H177ZM235 96H236V95H235ZM263 96H264V95H263ZM9 97H10V96H9ZM36 97H37V96H36ZM90 97H89V99H90ZM116 97H117V98H116ZM129 97H130V96H129ZM133 97H134V95H133ZM135 97H136V96H135ZM157 97L159 98V97H161V96L157 95ZM238 97H239V96H238ZM7 98H8V97H7ZM22 98H23V100H21V102H20L19 100H18V101H16V100L14 101V100H13L14 98H13V99H12V100H13L12 102H14L15 104H18V102H19V104L22 106V109H21V111H20V109H19V111L16 110V112L18 111L19 113H20V112L23 113V114H24L23 116L26 117V119H27V117H28V116H27V115H28V112L31 110V108H29V107H32V108H33V106H32L31 103H30L31 106H29L28 109H27V105H28V102H26L27 99H25L24 97H22ZM22 98H21V99H22ZM49 98H50V97H49ZM51 98H52V97H51ZM65 98H66V97H65ZM80 98H81V97H80ZM86 98H88V97H86ZM130 98H131L130 100L133 101L132 97H130ZM144 98H145V97H144ZM158 98H157V99H158ZM226 98H228V97L225 96L224 99H226ZM245 98H246L247 104H250V105H248V106H253V105L256 106L257 101L259 100V97L255 96V95H254V96H251V95L247 96V95H245ZM251 98H254V100L252 101ZM261 98H262L263 101H264V97H261ZM16 99H18V97H17ZM24 99H25V100H24ZM127 99H128V97H127ZM137 99H138V98H137ZM137 99L135 98L134 101L137 102ZM161 99H162V97H161ZM173 99H174V98L170 99L171 101H169V102H170L171 104H169V106H170V105H171V106L173 105V103H174ZM224 99H223V100H224ZM229 99H230V98H229ZM229 99H228V100H229ZM237 99H238V98H237ZM237 99H236V100H237ZM7 100H8V102H9V98H8ZM61 100H62V99H61ZM61 100H60V102H62ZM82 100H83V99H82ZM85 100H86V99H85ZM166 100L168 101V99H166ZM243 100H245V99H243ZM10 101H11V99H10ZM22 101H23V102H22ZM49 101H50V100H49ZM105 101H106V100H105ZM126 101L130 103L129 100H126ZM143 101H144V100H143ZM146 101H147V100H146ZM149 101H150V100H149ZM158 101L160 102V100H156V102H158ZM188 101H189V100H188ZM6 102H7V101H6ZM6 102L4 103V105L6 104ZM8 102H7V103H8ZM34 102H36V101H34ZM75 102H76V101H75ZM91 102H92V101H91ZM100 102H101V101H100ZM127 102H126V103H127ZM141 102H142V100H141ZM169 102H168V103H169ZM184 102H186V100H185ZM221 102H222V101H221ZM14 103H11V102L8 103V104H9V106H7V107H9L8 110H11V109H10L11 106H12L11 104H14ZM21 103H22V104H21ZM63 103H64V102H63ZM73 103H74V102H73ZM81 103H82V102H81ZM105 103H106V102H105ZM123 103H124V102H123ZM138 103H139V102H138ZM148 103H149V102H148ZM153 103H154V101H153ZM153 103H149V107H146V106H145L146 109H143V112H144V110H145V113L147 114V113H148V112H147V109H148V111H151V114H152L153 117H151V114H148V117L150 116V117L152 118V119L150 118V120H151L152 122H151L150 120H148V121L151 122L152 125H153V122L155 121V119H156V121H155L156 124H157L158 122H159V124H161V123H160L161 120H159V118H158V117H160V115L158 116V114H159V112H160L159 109H160V108H165V107H162V106H161L162 103L159 104L160 106L157 105L158 103H156V104L154 103V105H153ZM175 103H177V101H176ZM189 103H190V102H189ZM195 103H196V101H194V104H193L194 106H195ZM197 103H198V102H197ZM224 103H225V102H224ZM224 103L222 102L221 104H224ZM226 103H227V102H226ZM261 103L263 104L264 102H261ZM0 104H1V103H0ZM19 104H18V105H19ZM35 104H36V103H35ZM45 104H46V103H45ZM52 104H53V103H52ZM52 104H51V105H52ZM71 104H72V103H71ZM74 104H76V103H74ZM74 104H73V106H74ZM79 104H80V103H79ZM79 104H78V105H79ZM85 104H86V103H85ZM180 104H181V103H180ZM180 104H179V106H180ZM184 104H185V105H188V104H186V103H184ZM184 104H183V105H184ZM202 104H203V103H202ZM229 104L231 105V103H229ZM247 104H246V105H247ZM262 104H261V105H258V106H260V108H261V106H262L263 109H264V106H263ZM2 105H3V104H2ZM20 105H19V108L21 107ZM33 105H34V104H33ZM78 105H77V106H78ZM143 105H144V104H143ZM150 105H151L152 107H151ZM165 105H166V103H165ZM176 105H178V104H176ZM183 105H181V106H183ZM196 105H198V104H196ZM203 105H204V104H203ZM203 105H202V106H203ZM217 105H218V102H217V104H216V109L218 108ZM230 105H228V106H229V107H232V106H230ZM232 105H234V103H232ZM241 105H243V107H245V108H244L245 111H247V110L249 111V110L251 109V107H250V108L248 107L249 109L246 110V107H247V106H244V103L241 104ZM13 106H14V105H13ZM69 106H70V105H69ZM69 106L67 107V108H69V109H67V111H71V109H70ZM82 106H83V104H82ZM154 106H155V107H154ZM198 106H199V105H198ZM220 106H221V108H222L223 105H220ZM35 107H36V106H34V109H35ZM78 107H79V106H78ZM78 107H77V108H78ZM85 107H86V106H85ZM104 107H105V106H104ZM140 107H141V106H140ZM145 107H143V108H145ZM150 107H151V108H150ZM185 107H187V106H185ZM195 107H196V106H195ZM239 107H240V106H239ZM17 108H18V107H17ZM36 108H37V107H36ZM73 108H74V107H72V111H71L72 113H71V112H67L66 114H71V116H74L75 118L72 117V119L74 118V119L72 120V119H71V116L68 115V116H70V119H71V120L69 121V119L65 118L67 115L64 114V115H66L65 117H63V118H65V120L63 119V121H64V125H65L66 121H67V120H68V121H67V124H66L65 126L60 124V125H61V126H60L61 129L58 127V128L60 129V131H61V130L63 131V130H64L63 128H65V127L68 125V123L71 122V121H75V122L77 123V124H74V123H73L74 125L69 123L70 125H72L73 129H77L76 127H78L79 125H80V126L82 125V123L80 124V121H79V120H80V119H79L80 117L77 118V115H76V116L74 115L75 113L78 114L79 111L76 110V108H75L76 111H75V113H73V111H74ZM79 108H81V106H80ZM132 108H134V107H132ZM141 108H142V107H141ZM152 108H153V109H152ZM155 108H156V109L159 108V109H157L158 111H157ZM170 108H171V110H170L169 107L166 105V109H167L168 111H170L169 113H168V111H166V109H165L166 112L163 111V109H162L161 112L164 114V118H166L168 115H170V114L172 113L171 115H172V119H173V120L176 118L175 116H178V117H179V120L184 121V123H188V124H190V125L194 124V121H193V119H192L191 117H188V116L185 117V116L183 115V113H181V114L179 113V112H182V111H183V108H182V111H179V110H178V108L180 109L181 107H176V108H175V107L172 106V107H170ZM173 108H174V109H177V111L174 110ZM188 108H189V107H188ZM188 108H187V109H188ZM190 108H191V107H190ZM206 108H208V107H206ZM223 108H224V107H223ZM227 108H228V107H227ZM233 108H235V107H232L231 109H233ZM258 108H259V107H258ZM12 109H13V108H12ZM29 109H30V110H29ZM65 109H66V108H65ZM172 109H173V110H172ZM197 109H198V107H197ZM214 109H215V108H214ZM261 109H262V108H261ZM261 109H259V110H261ZM263 109H262V110H263ZM5 110L8 111L7 109H5ZM13 110H14V112H15V109H13ZM28 110H29V111H28ZM63 110H64V109H63ZM120 110H122V111H120ZM140 110H141V109H140ZM153 110H154V111H153ZM190 110H192V109H190ZM194 110H195V109H194ZM194 110H193V111H194ZM198 110H199V109H198ZM217 110L219 111V109H217ZM222 110H223V109H222ZM233 110H234V112H235V109H233ZM251 110H253V111H251ZM251 110H250V116H251V114H252L251 112H254L255 110H258V109L255 108V110H254V109H251ZM36 111H37V109H36ZM89 111H90V110H89ZM99 111H100V109H99ZM101 111H102V110H101ZM108 111H109V112H108ZM132 111H133V109H132ZM174 111H175V112H174ZM178 111H179V112H178ZM218 111H217V112H218ZM224 111H225V108H224ZM224 111H222V112H224ZM229 111H230V108H229ZM229 111H228V109H227L226 112H224V113H222V112H220V111H219V112L222 113V116H223V114L226 113V114H225V117L228 116V114H231V116L234 118L235 115H234V116L232 115L233 111H232V110L230 111V112H232V113H230ZM242 111H243V110H242ZM9 112H10V111H8V112L6 113V119H7V121L5 120L6 122H8V120L11 118L10 115L13 114V113H12L13 111L10 112L11 114H10ZM16 112L13 114L14 119H15ZM18 112H17V113H18ZM31 112H32V114H33V110H32ZM31 112H29V114H30ZM133 112H134L133 115H135V114H136L135 111H133ZM195 112H197V110H196ZM201 112H202V111H200L199 113H200V114H203V112H202V113H201ZM261 112H264V110L261 111ZM261 112H260V111H259V112H258V111H257V112L255 111V112H254L255 114H252V115H255L254 117H256V115H257V117H260V116H261V119H260V120H262V118L264 117V116H263L264 113L262 114ZM19 113L17 114V116H19V115L22 116V114H19ZM34 113H35V110H34ZM140 113H141V111H140ZM155 113H158V114H155ZM162 113H161V114H162ZM166 113L168 114L167 116H166ZM235 113H237V112H235ZM240 113H241V112H240ZM256 113H260V114H262V115H259V114H256ZM7 114L9 115L8 117H10V118H7ZM35 114H36V113H35ZM99 114H100V113H99ZM105 114H104V115H105ZM108 114H109V115L111 114V115H110L111 117H109ZM146 114H145V115H146ZM163 114H162V116H163ZM210 114H211V111H210ZM213 114H215V113L213 112ZM216 114H218V113H216ZM216 114H215V115H216ZM244 114H246V113L244 112ZM244 114H242V116L239 115V114H237V116H239V117L241 116V119H242V120H240V121H238V122H241V123H242L243 121L245 122V120L248 121V122H245V123H246L247 125H250V128H248V129H250V130H248V129L246 128V126L244 125L245 123L243 124V127H242V124L240 123V125H241V129H240L241 131H240V132H242V131L245 129V130H244L245 132L243 131V132L241 133V136H243L244 133H246L244 136L248 135V133L251 134L250 131H251V129L253 128L252 126L257 125V123H256V124H253V123L256 121V118L254 119L253 117H251V119H250V118H249L250 116L244 118V117H245V116H243ZM25 115H26V116H25ZM137 115H138V114H137ZM145 115H144L143 119L145 118ZM155 115H156V116H155ZM193 115H194V113H193ZM258 115H259V116H258ZM17 116H16V117H17ZM118 116H119V117H118ZM139 116H140V115H139ZM139 116H138V117H139ZM173 116H174V117H173ZM203 116H205V113L203 114ZM206 116H207V114H206ZM237 116H235V117H237ZM246 116H248V115L246 114ZM262 116H263V117H262ZM24 117H23V119L25 120ZM117 117H118V118H117ZM124 117H126V116H124ZM169 117H171V116H168V118H169ZM194 117H195V116H194ZM194 117H193V118H194ZM208 117H209V116H208ZM208 117H207V118H208ZM212 117H213V116H212ZM229 117H230V115H229ZM229 117H227V118H229ZM17 118H18V120H19L20 122L22 121V120H20V119H22V118H20V117H17ZM28 118H29V117H28ZM32 118H33V117H32ZM35 118H36V116H35ZM68 118H69V117H68ZM139 118H140V117H139ZM164 118H161V119H164ZM168 118H166V119H168ZM213 118H214V117H213ZM233 118L230 119V120H232L233 122H235V121H237V120L240 119V118L237 117L236 119H234V120H235V121H234ZM30 119H31V118H30ZM75 119H76V120H75ZM117 119H118V120H117ZM143 119H142V120H143ZM146 119H147V118H145V120H146ZM176 119H177V118H176ZM243 119H244V120H243ZM247 119H248V120H247ZM257 119H259V118H257ZM12 120H13V118H11V121H12ZM24 120H23V121H24ZM32 120H34V118H33ZM61 120H62V119H61ZM120 120H121V119H120ZM122 120H123V119H122ZM124 120H125V119H124ZM145 120H143V121H145ZM158 120H159V121H158ZM168 120H169V122H171L170 118H169ZM173 120H172V121H173ZM196 120H197V119H196ZM230 120H229V121H230ZM249 120H252V121H249ZM254 120H255V121H254ZM260 120H259V121H260ZM28 121H29V120H28ZM84 121L86 122V120H84ZM107 121H104V122L107 123ZM125 121H126V120H125ZM138 121H139V120H138ZM177 121H178V120H177ZM202 121H205V120L203 119ZM224 121H225V120H224ZM253 121H254V122H253ZM6 122H5V123H6ZM20 122H18V123H20ZM32 122H33V121H32ZM61 122H62V121H61ZM155 122H154V123H155ZM162 122L165 123V121H162ZM207 122H209V120H208ZM212 122H213V121L209 122L208 125H212V124H210V123H212ZM219 122H220V120H219ZM226 122H227V121H226ZM238 122H236L237 125H239ZM249 122H251V124H250ZM263 122H264V121H263ZM29 123H30V122H29ZM71 123H72V122H71ZM78 123H79V124H78ZM96 123H97V122H96ZM113 123H114V124H113ZM121 123H123V122H121ZM139 123H140V122H139ZM167 123H168V122H167ZM175 123H176V122H175ZM198 123H199V122H198ZM200 123H201V120H200ZM205 123H206V122H205ZM229 123H230V122H229ZM8 124H9V123H7V125H8ZM16 124H17V123H16ZM86 124H87V123H86ZM86 124H84V126H85ZM91 124H92V123H91ZM98 124H99V123H98ZM98 124H96V125H98ZM112 124H113V125H112ZM128 124H129V123H128ZM146 124H147V122H146ZM165 124H166V123H165ZM168 124H169V123H168ZM170 124H171V123H170ZM179 124H180V123H179ZM179 124H178V125H179ZM225 124H226V123H225ZM225 124H224V126H225ZM234 124H235V123H234ZM260 124H262V122H260ZM260 124L257 125V126H258L257 128H259V126H260V127L263 126V128H264V125H260ZM263 124H264V123H263ZM29 125H30V124H29ZM96 125H95V126H96ZM103 125H104V124H102V127L99 128V129H103V130H105V131L108 130V131H106V134H107V132H108L107 137L109 136V139H110V136H111V137L113 136L114 139H115V141H116V142H115V143H116L115 146H117V145L119 146V144L121 143V142L119 141V136L117 137V136L115 135L116 138H118V139H117L118 141H117L114 135H109L110 131H112V130H109V129H111L112 127H110V128L108 127V128H109V129H108V128H105V126L107 127V125H104V128H103ZM172 125L175 126L174 121H173ZM176 125H177V124H176ZM178 125H177V126H178ZM180 125H181V124H180ZM183 125H184V124H183ZM217 125H218V124H217ZM220 125H221V124H219L218 127H219ZM222 125H223V124H222ZM222 125H221V127H222ZM228 125H229V124H228ZM228 125H227V126H228ZM230 125H233V124L231 123ZM235 125H236V124H235ZM240 125H239V126H240ZM251 125H252V126H251ZM5 126H6V124L3 125V127H2L3 130H0V131H1L0 134H3L2 132H4V131L6 130V127H7V126H6V127H5ZM8 126H9V125H8ZM12 126H13V125H12ZM16 126H17V125H15V127H16ZM24 126H25V125H24ZM24 126H23V127L20 126V127L23 128V130H22V129H21V130H22V134L24 135V137H20L21 139L18 137V136H20V135L23 136V135L21 134V131H20V133H19V131H18V133L20 134V135H18V134H17V131H13V128H12V129H8V128H7V130H9V131L12 130V132H16V135H15V136H16V137H15L16 140H18V139H20V140L25 139L26 142H27V139H28V141H34V142H37L38 139H39V135H38L37 131H35V130H33V129H32V131H31L28 127H26V128L29 129V133H28V135H26L27 132H26V133H25V132L23 133V131L26 129ZM58 126H59V125H58ZM63 126H64V127H63ZM68 126H69V125H68ZM91 126H92V125H91ZM99 126H100V125H99ZM127 126H128V125H127ZM127 126H126V128H127ZM139 126H140V125H139ZM147 126H148V129H145ZM166 126H167V125H166ZM166 126H163V127L166 128ZM184 126H185V125H184ZM184 126H182V128H184ZM227 126H226V127H227ZM15 127H14V128H15ZM20 127H17V130H19ZM85 127H86V126H85ZM124 127H125V126H124ZM151 127H152V126H151ZM156 127H157V126H156ZM175 127H176V126H175ZM179 127L181 128V126H179ZM195 127H196V126H195ZM197 127H198V126H197ZM207 127H208V126H207ZM231 127H232V126H231ZM244 127H245V128H244ZM247 127H248V126H247ZM4 128H5V130H4ZM24 128H25V129H24ZM113 128H112V129H113ZM172 128H174V127H172ZM176 128H177V127H176ZM189 128H190V127H189ZM204 128H205V127H204ZM204 128H203V129H204ZM209 128H210V127H209ZM222 128H223V127H222ZM222 128H221V130H222ZM235 128H236V126H235ZM237 128H238V127H237ZM242 128H243V129H242ZM257 128H256V132H257V130L260 129V128H259V129H257ZM15 129H16V128H15ZM87 129H88V128H87ZM144 129L146 130V133H145ZM144 129H143V131H141V132H142V134H144L145 136L149 133V131L151 132V130H152L151 128H149V125H146V126L144 127ZM150 129H151V130H150ZM163 129H164V128H163ZM163 129H162L161 132H162V134L164 133V135H166V133L163 132ZM166 129H168V126H167ZM169 129H171V126H170V125H169ZM194 129H195V128H194ZM229 129H230V128H229ZM246 129H247L248 131H247ZM253 129H254V128H253ZM26 130H27V129H26ZM26 130H25V131H26ZM117 130H118V131H117ZM124 130H125V129H124ZM147 130H148V132H147ZM153 130H154V129H153ZM160 130H161V129H160ZM214 130H215V129H214ZM218 130H219V129H218ZM221 130H219V132L222 134V133H223L224 131H226L227 129L225 128V130H224L223 132H221ZM232 130H233V128H232ZM260 130H262V129H260ZM65 131H66V129H65ZM101 131H102V130H101ZM164 131H165V130H164ZM170 131H171V130H170ZM202 131H206V129H205V130H202ZM208 131H210V130H208ZM208 131H206L205 133L203 132L204 135L207 133L206 136H208ZM227 131H229V130H227ZM234 131H235V130H234ZM263 131H264V129H263L261 132H263ZM63 132H64V131H63ZM75 132H76V131H75ZM78 132H80V131H78ZM103 132H104V131H103ZM113 132H114V131H113ZM134 132H135V131H134ZM185 132H186V131H185ZM190 132H191V131L189 130V131H187L186 133H190ZM235 132L237 133L238 131L236 130ZM240 132H239V134L237 133V135L234 134V133H232V134L236 135V137H237V136L240 135ZM5 133H6V131L4 132V134H5ZM40 133H41V132H40ZM66 133H68V131H67ZM86 133H87V132H86ZM120 133H121V132H120ZM226 133H227V132H226ZM257 133H258V132H257ZM7 134H11V133L8 132ZM7 134H5V136H6ZM13 134H15V133H13ZM13 134H12V135H13ZM41 134H42V133H41ZM68 134H69V133H68ZM75 134H76V133H75ZM82 134H83V133H82ZM110 134H113V133L111 132ZM122 134H120V135H122ZM153 134H154V133H153ZM153 134H152L151 136H153ZM157 134H158V133H157ZM160 134H161V133H160ZM216 134H218V133H216ZM232 134H231V135H232ZM242 134H243V135H242ZM254 134H255V133H254ZM49 135H50V134H49ZM49 135H45V136L47 137L48 140L44 137V138H45L44 143H43L44 146H46V145H45V141H46V140H47V141H50V139H51V137H52V136H51L50 139H49V137H48ZM71 135H72V134H71ZM71 135L69 134V136H71ZM76 135H77V134H76ZM76 135H74V132H73V137H74V138H75ZM118 135H119V134H118ZM148 135L150 136V134H148ZM155 135H156V134H155ZM155 135H154V137H155ZM168 135H169V134H168ZM190 135H193V136H194V134H192V133H191ZM219 135H220V134H219ZM257 135H258V134H257ZM257 135L255 136V138L257 137ZM262 135H263V137H264V132L259 134V136L257 137L258 140H256L257 138H256V139L253 138L254 141H251V140H250V144H251L252 148H253V147L255 148V149H252V148H251V149H252V152L249 150V148H248V149L246 148L247 151L244 152V151H245L244 148H245L246 146H248V145L246 144V143H248V142L245 143V142H243V141H244V140L246 141V139H247V141H248V139H250V137H245V138H243L244 140L242 139V141L239 140L240 138H239V139H236L237 141L239 140L241 143H242V142L244 143L245 146H244V148L242 149V151L244 150V151H243L244 154L247 153L248 156L250 157V154L253 153V154L251 155V156H253V157H252V158L250 157V158L253 160V161H252V160L250 159V160H251L250 162H253V163H252V167L255 166V167L259 168V167L261 166V163L258 162V161H260L261 159L259 160L258 157L260 156V158H261V156L264 155V154H261V153H263V151H264V147H263V146H264V143L262 142V141H264V139L262 138ZM0 136H2V135H0ZM77 136H78V135H77ZM77 136H76V137H77ZM122 136H123V135H122ZM122 136H121V139H124L125 137L122 138ZM213 136H214V135H213ZM220 136H221V135H220ZM220 136H219V137H220ZM241 136H239V137H241ZM249 136H250V135H249ZM6 137H7V136H6ZM6 137H5V139H6ZM26 137H27V138H26ZM66 137H67V136H66ZM158 137H160V136L158 135ZM171 137H172V136H171ZM208 137H209V136H208ZM215 137H216V136H215ZM215 137H214V138H215ZM221 137H222V136H221ZM226 137L230 139L229 136H225V138L223 137V139L225 140ZM251 137H252V135H251ZM253 137H254V136H253ZM259 137H260V138H259ZM29 138H30V140H29ZM69 138H70V137H68V139H69ZM133 138H134V139L137 138V137L135 136V134H134ZM156 138H157V135H156ZM163 138H164V137H162V142H163ZM217 138H218V137H217ZM261 138H262V140H259V139H261ZM0 139H1V138H0ZM53 139H54V138H53ZM126 139H127V138H126ZM137 139H138V138H137ZM137 139H135V140L137 141ZM147 139H148V138H147ZM159 139H161V138H159ZM192 139H193V138H191V140H192ZM197 139H198V138H197ZM219 139H221V138H219ZM231 139L234 140L235 137H234V138L232 137ZM231 139H230V141H229L228 139H226L227 141H229V143L227 142L229 146H228L226 143H224V142H225L224 140H223V142H221V141H216V142H221V144H225V145H226V146H223V147H222V145L220 146V147H222L225 151L222 150V149H221V150L224 151V152H226V153H227V151H228V150H226V149L234 150V151H233V154L231 153L232 151H229L227 154L225 153V155H226V156L229 155V156H227V157H229V159H230V161H231V164L234 165V163H235V164L237 165V163H236V162L233 163V161H235V160L237 159V156H240L241 154H243V153H241L242 151L240 152V149L243 147V146H242L243 144L241 145V146H242V147H241V146H238V144H240V143H238V144L236 143L238 147H237V146H236V147H233L235 144L232 146V143H233V142L235 143L236 140L233 141V142H231ZM9 140H10V138H9ZM14 140H15V139H14ZM16 140H15V141L12 140V141L15 142V144L18 143V142L20 141V140H19V141L17 142ZM25 140H24V141H25ZM41 140H43V138H42V139L40 138V141H41ZM51 140H52V139H51ZM69 140H70V139H69ZM111 140H113V139H111ZM129 140H131V138H129ZM174 140H175V139H174ZM185 140H186V139H185ZM185 140H184V141H185ZM3 141H4V140H3ZM5 141H6V140H5ZM12 141H11L10 143L6 141V143H9V144H10L9 146H12V145L14 146V143H12ZM24 141L22 140V141L19 142V143H22V142H24ZM40 141H39V143L42 142V141H41V142H40ZM99 141H100V140H99ZM126 141H127V140H126ZM131 141H132V140H131ZM131 141H129V142H131ZM136 141H132L131 143H132V144L134 143V144H136V146H138ZM239 141H238V142H239ZM255 141H257L256 144L254 143ZM260 141H261V142H260ZM26 142H24V143H26ZM52 142H53V141H52ZM59 142H60V141H59ZM59 142H57V143H59ZM82 142H83V141H82ZM109 142L112 143L113 145L115 144L114 141H113V142L109 141ZM135 142H136V143H135ZM169 142H170V140H169ZM197 142H198V141H196V143H197ZM213 142H214V141H213ZM230 142H231V144H230ZM251 142H253V143H251ZM259 142H260L261 144H260ZM11 143H12V144H11ZM19 143H18V144H19ZM29 143H30V142L26 143V144H28V145H25V146H26L27 148H28V146L31 147V148H30V149L28 148V150H25V149L23 148L24 152H22V151H23L22 148H20L19 145L17 146V144H16L17 148L19 147V151H20V153H19V155H18V159H19V160L21 159V160L19 161V164L23 163V162H21V161H22V159H23V157H24V159H26L25 161L29 163V164L27 163V166H26L27 168H26V169L24 168V170H25V171H26V170L28 171V170H31V169H32L31 171H33V172H32L31 174H32L33 176H34V174L36 173L35 171H36V170H37V171L39 170L38 167H41V168L43 167V168H44V169H43L44 172H43L41 169H40V170H41L42 173H44V175L40 172V173H39L40 176H41V175H43V177L46 176L45 178H47V177L49 176V177H50V180H53V181L56 182V183H54L53 181H50L51 183H52V182L54 183V186H51V185H53V184L50 185L47 179H45L46 181L44 180L46 184L48 183L51 187L54 188V189H53V188H50L51 190H49V191H52V189H53V191H52L53 194H51L52 196L49 195L50 193L48 194V191H47L46 196L49 195L48 197H51L52 200H53V198H54L55 201H56V198H57V197H56V196L54 197V194H55V195H56V194H57V195L59 194V192H58V193H55V192H56L55 189L57 188V185H58V188H59V187L62 188V187L64 186L63 188H64V192H65L66 189H68L69 187H73L74 184L76 185V182H77L76 179H74V178L76 177L77 174H73L72 178L70 177V180L73 179V181H70V182L67 181V180H68V179H67L68 177L65 176V175H64V176H65L66 179L63 177V181H62V176H61V174H63V172H64L65 170H67V169L69 168V166L72 165V163H73V165H72L70 168H73V170H72V169H68V170L66 171L67 173H68V171H69V172L71 171L72 173H74V169H76L75 172H77V171L80 172V171H82V168H83V167L80 169V168L77 166L78 164H80V163H76L77 161L79 162L77 156L74 155V156H75V157H74L75 160H74V159H73V156L70 155V154H73L72 151L74 150V148H73V150L71 151L72 153H70V149H68V147H67V149L64 148V150H68L67 153H69L70 156H69L67 153H64V154H67V155H68L67 158H69V159H68V161H65V159H67V158H66L65 156H63V158H64V163H66L67 165H66V164H63V165H62L63 161H61V160H63V158L61 157L62 155L60 156V154H61L62 151H61L60 153H57V152L60 151V149H59V151L56 152V150H58V147L56 146L57 144L55 145V147H53L52 144H51L52 147H50V146L48 145V146H49V150H48V148H47L48 146L46 147V150H48V153L51 152L50 154H52V152H54V154H52V157H51L53 160H52V159H51L52 161L48 160V163H47V162H43L42 164H41V161H42L43 159H44L43 161H45V160L47 161V159H49V158H48L49 156H47L46 154H45V155H46L47 158L44 156L43 153H45V152L42 151L43 149L41 150V148H40V147H41V144H40V146H37L36 150H37V149H40L39 152H42V153H41V154L38 153L36 156L39 155L38 157H40V155L43 154L44 158H43V156H42V157H41L42 160L40 161V159L37 157L36 159H37V160L39 159L38 161H40V163H39V162H35V158L32 157V156H33L34 154H36V153L38 152V150L36 151L35 148H34L35 143H34V145H31V146L29 145ZM46 143H47V142H46ZM50 143H51V142H50ZM65 143H66V142H65ZM71 143H72V142H71ZM127 143H128V141H127ZM158 143H159V142H158ZM1 144H2V143H1V141H0V145H1ZM30 144H33V143L31 142ZM66 144H67V143H66ZM72 144H73V143H72ZM84 144H87V143H84ZM88 144H90V143H88ZM112 144H111V145H112ZM121 144H122V143H121ZM124 144H125V143H124ZM129 144H130V143H129ZM134 144H133V145H134ZM159 144H160V143H159ZM159 144H157V145H159ZM162 144H164V143H162ZM165 144H166V143H165ZM209 144H210V143H209ZM209 144H208V145H209ZM216 144H217V143H216ZM250 144H249V145H250ZM257 144H258V145H257ZM36 145H37V144H36ZM74 145H75V144H74ZM79 145H81V144H79ZM79 145H78V146L75 145V146H77V148H78ZM94 145H95V144H94ZM94 145L92 144L93 147H94ZM111 145H110V147H112V149H115V148H113V145H112V146H111ZM133 145H132V146H133ZM146 145H147V144H146ZM167 145H168V144H167ZM172 145H173V143H172ZM180 145L183 146V144H180ZM184 145H186V146L184 147L185 149H183V150H186L187 147H189L188 145H191V144H189V142H187V144L184 142ZM196 145H198V144H196ZM196 145H195V146L193 145V146H194V151L192 150L193 148H190L191 151H193V152H191V153H194V152H195V153H194L195 155L200 154V152H199L200 150L197 149ZM206 145H207V144H206ZM212 145H213V144H212ZM212 145H211V147H212ZM230 145H231L232 147H231ZM255 145H256V147H255ZM260 145H261L262 148L260 147ZM4 146H5V145H4ZM13 146H12V147H13ZM20 146H21V147H25V146H23V145H21V144H20ZM32 146H33V150H34V151L32 150L33 152H31ZM58 146L60 147V144H59ZM64 146L66 147V145H64ZM68 146H69V145H68ZM88 146H91V145H88ZM92 146H91V147H92ZM121 146H122V145H121ZM127 146H128V144H127ZM127 146H126V147H127ZM132 146H131V147H132ZM134 146H135V145H134ZM199 146H200V145H199ZM199 146H198V147H199ZM213 146H214V145H213ZM251 146H249V147H251ZM1 147H2V148H0V149L3 151V146L1 145ZM42 147H43V146H42ZM56 147H57V149H56ZM61 147L63 148L62 144H61ZM72 147H73V146H72ZM119 147H120V146H119ZM152 147H153V144H152ZM159 147L162 148V146H159ZM159 147H158V149L160 150ZM195 147H196V148H195ZM208 147H209V146H208ZM215 147H216V146H215ZM217 147H218V145H217ZM220 147H219V148H220ZM224 147H225V148H224ZM240 147H241V148H240ZM14 148H15V146H14ZM27 148H26V149H27ZM51 148H52L53 150H54V148H55V150H54V151H53V150H50ZM62 148H61V149H62ZM77 148H75V150H76ZM81 148H82V147H81ZM85 148H86V147H85ZM87 148H88V147H87ZM87 148H86V149H87ZM120 148H121V147H120ZM136 148H137V147H134V148H131V149L135 150ZM138 148H139V146H138ZM163 148H164L163 150L161 149L162 151H164L165 149H167V147L165 148L164 146H163ZM178 148H179V147H178ZM181 148H182V147H181ZM181 148H179V150H181ZM203 148H204V147H203ZM234 148H235L238 152H240L241 154H240V153L238 154V152H235L236 150H235ZM237 148H238V149H237ZM239 148H240V149H239ZM112 149L110 148L109 150L112 151ZM139 149H140V148H139ZM158 149H157V150H158ZM173 149H174V148H173ZM196 149H197V150H196ZM211 149H214V148L212 147ZM211 149H209V151L212 153V155H213L214 153H215V154H214L215 156H218V154L220 155V152H218V153L216 152V151L218 150L217 148H216L217 150L215 149L216 151L212 150L213 152L211 151ZM1 150H0V153H2ZM4 150H5V149H4ZM13 150H14V149H13ZM21 150H22V151H21ZM46 150H45V151H46ZM87 150H88V149H87ZM90 150H92V149H90ZM116 150H117V149H116ZM122 150H123V149H122ZM125 150H126V149H125ZM133 150H132V151H133ZM149 150H150V149H149ZM159 150H158V151H159ZM161 150H160V152H161ZM179 150H177V155H175V156H176L175 158L171 156V157H172L171 159L176 160V162H179V160H177V158L180 159V158H179V152H178ZM183 150H182V151H183ZM248 150H249V152H251V153H249ZM260 150H261V151H260ZM14 151H15V150H14ZM14 151H13V152H14ZM16 151H18V150L16 149ZM35 151H36V153H35ZM80 151H81V150H80ZM82 151H83V150H82ZM100 151H101V150H100ZM111 151H110V152H111ZM120 151H121V150H120ZM127 151H128V150H127ZM127 151L125 152L126 154H128V153L131 152V150H129L130 152H127ZM135 151H136V150H135ZM137 151H139V150L137 149ZM158 151H157V154L159 153ZM169 151H170V150H169ZM182 151H181V152H182ZM186 151H187V150H186ZM218 151H219V150H218ZM222 151H221V152H222ZM259 151H260L261 153H260ZM65 152H66V151H65ZM76 152H77V151H76ZM93 152H94V151H93ZM103 152H104V151H103ZM117 152H119V150H117ZM167 152H168V149H167ZM197 152H198V153H197ZM207 152H208V151H207ZM234 152L236 153L235 156H234V154H235ZM257 152H259L260 154H258ZM4 153H5V152H3V155H4ZM7 153H8V151H7ZM15 153H16V152H15ZM21 153H24V154H22V155H23L22 158H21V156H22ZM31 153H33V155H32ZM56 153H57V155H58L59 157L56 155ZM91 153H92V152H91ZM91 153H89V154H91ZM122 153H123V152H122ZM132 153H133V152H131V156H132ZM140 153H141V152H140ZM165 153H166V150L163 152V154H165ZM184 153H185V152L183 151L182 155H183ZM202 153L204 154V151L201 152V154H202ZM216 153H217V154H216ZM76 154H77V153H76ZM83 154H84V151H83ZM85 154H86V153H85ZM160 154H162V153H159L158 155H160ZM163 154H162V156H163ZM175 154H176V153H175ZM187 154H188V153H185V156H187ZM194 154H193V155H194ZM201 154H200V155H201ZM203 154H202V157H203ZM230 154H231V155H230ZM244 154H243V155H244ZM3 155L0 154V157H2ZM7 155H8V154H6L5 156H7ZM14 155H16V157H17V153L14 154ZM20 155H21V156H20ZM30 155H31V160L28 159V158L30 157ZM48 155H49V154H48ZM54 155L56 156V159H60V158H61V160H59V161L62 162V163H60L61 165L59 164V161H58V160L55 159V160L57 161V163H56V161H54V158H55ZM91 155H93V153H92ZM101 155H103V153H101ZM104 155H105V154H104ZM128 155H130V154H128ZM128 155H126V157H127ZM200 155H199V156H200ZM214 155H213V156H214ZM222 155H224L223 152H222ZM225 155H224V156H225ZM243 155H241V157H242ZM5 156H4V157H5ZM19 156H20V158H19ZM50 156H51V155H50ZM53 156H54V157H53ZM84 156L86 157V156H88V155H84ZM95 156H96V155H95ZM95 156H94V157H95ZM98 156H99V155H98ZM98 156H97V157H98ZM148 156H149V155H148ZM160 156H161V155H160ZM162 156H161V157L158 156L157 158H162ZM165 156L167 157V155H165ZM191 156H192V155H191ZM204 156H205V155H204ZM207 156H208V155H207ZM215 156H214V157H215ZM226 156L223 158V159H224L223 162H225ZM255 156H256V158H255ZM257 156H258V157H257ZM4 157H2L3 159L0 158V159H1L0 161H2V163H3V161H6V160H5L6 158H4ZM88 157H89V156H88ZM97 157H96V160H97ZM102 157H103V156H102ZM102 157H101V158H102ZM104 157H105V156H104ZM104 157H103V158H104ZM169 157H170V154H169ZM194 157H196V156H194ZM197 157H198V156H197ZM197 157H196V159H197ZM202 157H199V159L201 158V161H200V162H199V159L197 160L199 163L203 162L204 160H205L206 162H208L207 159H206V157H205V158L203 157L204 159H202ZM221 157H223V156H221ZM234 157L236 158L235 160H233ZM241 157H238V158L241 159ZM245 157H246V155H245ZM7 158H8V157H7ZM32 158H34V160H33ZM45 158H46V159H45ZM70 158L73 159V161H72ZM76 158H77V159H76ZM80 158H81V157H80ZM83 158H84V157H83ZM92 158H93V156H92ZM92 158H91V159H92ZM106 158H108V159L111 158L112 161L115 160L114 157H113V159H112V157H110V156H108V157L106 156ZM106 158H104L105 161L103 160V161H104V165H103L102 160H101L100 158H99V159H100L101 161L98 159V163H101V162H102V165H103V166L100 165L101 167L99 166L100 168L98 167L99 169H96V170H95V172H97V170H98V173H101V172L103 171V172L100 174L101 176L98 175V176H100V177L97 178L98 180H99V179L102 180V178H103L102 175H103V174H104L105 177H108V176H109V175H108V172L110 173V171L113 170V168H112L113 164H111L112 161L109 159V161L107 162L108 159L106 160ZM117 158H119L120 160L123 159V158H121V157H119V156H118ZM127 158H129V156H128ZM163 158H164V157H163ZM188 158H189V160H190V156H188ZM188 158L185 159L186 162H185V164H184V165H185V166H184V169H186V166H187L186 163H187V159H188ZM218 158H220V156H218ZM253 158H254V159H253ZM257 158H258V159H257ZM263 158H264V156H263ZM18 159H17V160H18ZM119 159H117V160L119 161ZM129 159H130V158H129ZM129 159L126 160V158H125V159H124L125 161L123 160V161L126 163V166H125V167L123 166V169L121 168L122 165H121L120 167H117V169H116V170H117L116 172L120 173V175L123 177V178H122L120 175H118V176L121 177V179H124L123 173L126 175V171H125V169H126L127 167H128V168H127V172H128V170L131 172V173H130V176H132V175L134 174V172H135V175H133V176L139 175L138 178L143 177V178L145 179V177H144L143 174H146L145 176H149V175L152 176V174L150 173V171H146V170H149V169H148L149 167H143L144 165H143V166H142V165H139V166H142V169L139 168V167H134V165H133L134 168L132 167V169H129V168H131V166H132V164H133V162H134V161H132V160H134V159H131L132 163H131V161H129ZM165 159H166V158H165ZM229 159H228V160H229ZM27 160H28V161H27ZM37 160H36V161H37ZM70 160L72 161V163H71ZM80 160H81V159H80ZM87 160H90V158L87 159ZM93 160H94V158H93ZM156 160H158V159H156ZM156 160H155V161H156ZM189 160H188V161H189ZM191 160H192V165L190 164L191 166L189 165V166H187V167H190V168L193 167L192 170L190 171V169H186V170H187V172H186V171L183 169V170H184V173L189 174L188 172H192V171H194L195 176H197V177H193V178H195L194 180H197L198 182L193 181L192 176L194 175V173L192 172L193 175H192L191 173L189 174V175H191V178H192V181H193L192 184H193L194 182H196L197 184L201 185V184L203 183V182L201 183V180H203V178H204L205 180H207V179H209L210 177H209V174L207 175L209 178H205V177H203L202 174H201V177H200V175H198V173L200 174V172L197 173V170H198L197 168H198L199 166H201V167H200V169H201L203 165L206 166V167H208V166H207L208 164H207V165H206L205 163H204V164H198V162H197V164H196V163H195L196 161L193 162V161H194L193 158H191ZM202 160H203V161H202ZM210 160H213V159H210ZM15 161H16V160H15ZM69 161H70V162H69ZM82 161H83V160H82ZM90 161H91V160H90ZM94 161H95V160H94ZM99 161H100V162H99ZM118 161H117V162H118ZM162 161H163V160H162ZM162 161H161V162H162ZM169 161H170V160H169ZM205 161H204V162H205ZM237 161H239V160H237ZM242 161H243V160H242ZM242 161H241V162H242ZM247 161H248V160H247ZM263 161H264V159H263ZM263 161H262V162H263ZM20 162H21V163H20ZM26 162H25V163H26ZM30 162H35V163H37V164L34 163L33 165H36V166H38V167L36 168L35 166H33V168H34V167L36 168V169L33 170V168H32L31 166H28V165L31 164ZM50 162H52V165H54V166H52ZM53 162H55V163H53ZM74 162H75V163H74ZM91 162H92V161H91ZM95 162H96V161H95ZM106 162H107L108 164H107ZM124 162H123V163H124ZM127 162H128V163H127ZM153 162H154V161H153ZM153 162H152V163H153ZM226 162H227V163H226ZM226 162H225L226 164H225V166H224L225 168H226V166H228V164H229L228 161H226ZM2 163H1V164H2ZM85 163H86V162H85ZM89 163H90V162L88 161V164H89ZM96 163H97V162H96ZM109 163H110L112 166H111ZM134 163H135V162H134ZM150 163H151V162H150ZM170 163H174V161L172 162V160H171ZM181 163H182V162H181ZM214 163H215V162H214ZM216 163H217V162H216ZM3 164H4V163H3ZM5 164H8V163L5 162ZM5 164H4V165H5ZM9 164H10V163H9ZM23 164H24V163H23ZM43 164H44L45 166H43ZM70 164H71V165H70ZM75 164H77V165L75 166ZM90 164H93V163H90ZM90 164H89V165H90ZM105 164H106V165H105ZM115 164H116V163H115ZM127 164H128V166H127ZM154 164H156V163H154ZM174 164H175V163H174ZM231 164H230V165H231ZM238 164H239V163H238ZM240 164H241V163H240ZM263 164H264V162H263ZM263 164H262V165H263ZM4 165H3V167H2V166H1V167H2V168H5L4 171H6V167H7V166H4ZM13 165H14V164H13ZM17 165H18V163H17ZM40 165H41V166H40ZM50 165H51V166H50ZM55 165H56V168H55ZM57 165H58L59 167H57ZM81 165H82V164H81ZM83 165H84V164H83ZM85 165H86V164H85ZM85 165H84V166H85ZM109 165H110V168L108 167ZM124 165H125V164H124ZM135 165H136V164H135ZM145 165H146V164H145ZM152 165H153V164H152ZM156 165H157V164H156ZM159 165H160V164H159ZM161 165H162V164H161ZM172 165H173V164H172ZM196 165H199V166L197 167ZM210 165L212 166V165H213V162H212V164H210ZM219 165H220V164H219ZM233 165H232V167L234 168L235 165H234V166H233ZM242 165H243V164H242ZM246 165H247V166H246ZM246 165H243V167L245 166V168H246V167L249 168V167H248V166H249L248 163H247ZM14 166H16V165H14ZM46 166H48V167H46ZM49 166H50L51 171H50V169H49ZM60 166H61V167L63 166V168L65 169L62 173H61V170H63V169L60 170V169H59V168H61ZM74 166L77 167L79 170H78L77 168H74ZM79 166H80V165H79ZM86 166H87V165H86ZM150 166H151V165H150ZM162 166H163V165H162ZM173 166H174V168H173ZM173 166H172V172H173V171H174V172L176 171V172H175V174H173L174 172L171 174V170H170V174H169V175L174 176V175L177 174L178 177L174 176L176 179H177V178H182V177H183L182 179H183L185 182L188 183V181L186 180L187 178H185L183 175H180L179 172H178L177 170H173V169H177V167H179L178 164H177V166H176V165H173ZM194 166H196L195 168H196L197 170H195ZM217 166H218V165H217ZM217 166H216V168H215V164H214V167L212 168L213 170H212V169H211V170L214 171V168L217 169V168L220 167V166H218V167H217ZM240 166H241V165H240ZM17 167H19V166H16V168H14V169L19 170L20 168L18 169ZM20 167H22V165H21ZM66 167H67V168H66ZM80 167H81V166H80ZM88 167H89V166H88ZM88 167H87V168H88ZM103 167H104V168L107 167V168H109V169H107V168L104 169ZM158 167H159V166H158ZM158 167H157V168H158ZM169 167H170V166H169ZM175 167H176V168H175ZM222 167H223V165H221L220 168H222ZM230 167H231V166H230ZM241 167H242V166H241ZM252 167H250V168H252ZM45 168H48V169L45 170ZM53 168H54V170H55V169H56V170L59 169V170L57 171V172L60 171V172H59V175H58L57 173H56V174H55V173L53 174V172H54V170H52ZM89 168H90V167H89ZM118 168L120 169V171H121V170H124V171H121V172H122V173H121V172L119 171ZM135 168H136V171H134ZM138 168H139V169H138ZM143 168H144V169H143ZM145 168H147V169H145ZM154 168H155V166H154ZM162 168H163V167H162ZM182 168H183V167H182ZM210 168H211V167H210ZM225 168H222V169H223V172H224V170H226ZM245 168H244V170H245ZM263 168H264V166H263ZM12 169H13V166H12ZM14 169H13V170H14ZM85 169H86V168H85ZM91 169H93V167H92ZM94 169H95V168H94ZM94 169H93V170H94ZM111 169H112V170H111ZM137 169H138V171L140 170L139 173H136V172H138ZM158 169H160V168H158ZM168 169H171V168H168ZM200 169H199V170H200ZM203 169L205 170L206 168L203 167ZM231 169H232V168H231ZM231 169H230V168L227 169V171H225V173L228 172V173L230 174V171H229V170H231ZM235 169H238V166L235 167ZM253 169H254V168H253ZM9 170L13 172V170H11V168H8V167H7V171H6V173H8ZM17 170L14 171L13 173H10V171H9V173H10L11 175H12V174H13V175H15V174H19L20 171L18 172ZM20 170L23 171V168H21ZM40 170H39V171H40ZM48 170H49V172H48ZM89 170H90V169H89ZM99 170H101V172H99ZM105 170H107L108 172L105 171ZM109 170H110V171H109ZM114 170H115V168H114ZM114 170H113V171H114ZM188 170H189V171H188ZM206 170H207V169H206ZM217 170H218V169H217ZM219 170H220V169H219ZM232 170H233V169H232ZM251 170H252V169H250V171H251ZM258 170H259V169H258ZM261 170H262V169H261ZM263 170H264V169H263ZM2 171H3V169H2ZM4 171H3V172H4ZM27 171H26V173H27ZM39 171H38V172H39ZM46 171H47V172H46ZM87 171H88V170H87ZM87 171H86V172H87ZM90 171H91V170H90ZM141 171H142V174H140ZM145 171H146L147 173H150V174L144 173ZM153 171H154V169H153ZM195 171H196V172H195ZM233 171H234V170H233ZM247 171H248V170H247ZM253 171H254V170H253ZM45 172H46L47 174H45ZM51 172H52V173H51ZM55 172H56V171H55ZM84 172H85V171H84ZM84 172L82 171L83 174H84ZM93 172H94V171H93ZM93 172H92V173H93ZM95 172H94V173H95ZM106 172H107L106 175H108V176L105 175ZM168 172H169V171H168ZM177 172H178V173H177ZM214 172L216 173L217 171H214ZM214 172H213V175H215V179L217 180L218 177H219V179H221V178H220V177H221L220 175L222 174V173H221L222 171L220 172L221 174L217 172V173L219 174L218 177L216 176V174H214ZM234 172H235V171H234ZM234 172L231 171V176L228 175L229 178L232 177L231 180H230V181H232V182L235 181L236 176L238 175V172H237V175L234 174ZM245 172H246V171H245ZM4 173H5V172H4ZM6 173H5V174H6ZM29 173H30V172H29ZM33 173H34V174H33ZM67 173H66V174H67ZM72 173H70V174H72ZM77 173H78V172H77ZM87 173H89V172H87ZM94 173L91 174V175L94 176ZM98 173H96V174H98ZM132 173H133V174H132ZM157 173H158V174L161 173L160 175L157 176L156 179L154 178V180H158L157 183H160L161 180H162V182H163V181H166L167 178H166V179H162V178H164L163 176H165V175L161 176V175H162V169H161V172H157ZM157 173H156V174H157ZM202 173H203V172H202ZM204 173H205V172H204ZM206 173H207V171H206ZM232 173H233V175H234L235 178H233ZM235 173H236V172H235ZM246 173H247V172H246ZM249 173H250V172H249ZM257 173H258V172H257ZM1 174H2V173H1ZM10 174H9V178H8L9 180H8V179H5V182H7V183H5V184L9 185L8 187L5 186V184H4V186H5V188H4V187H3V184H2V183L4 182L3 179H4V178H7V177H3V176H2L3 179L0 180V181L3 180V181L1 182V184H0L2 187H0V188H1V189H3V188L6 189V187H7L6 190H4V189L1 190V189H0L1 192H2V193H3V191L7 192V190H12V191L15 192V193L18 192V191H19V192L22 191V192H21V193H22L21 196H20V195H19V196L22 197V195L24 196V194H25V196H26V193H23V191L25 192V188L22 189L23 186H22L21 188H18V189H19L18 191H14V190H13L15 186H14L13 184H12V185H10V184L13 183V182H12L13 179H15L17 176H16V177L14 176V178H12L13 176L11 177ZM37 174H38V173H37ZM64 174H65V173H64ZM111 174H112V173H111ZM113 174H114V173H113ZM113 174H112V176L115 175V174H114V175H113ZM241 174H242V173H241ZM50 175H51V176H50ZM56 175H57V177H56ZM78 175L81 176V173H79ZM87 175H88V174H87ZM87 175H86V176H87ZM89 175H90V174H89ZM141 175H142V176H141ZM210 175H211V172H210ZM213 175H211V176H213ZM235 175H236V176H235ZM254 175H255V174H254ZM4 176H8V175H4ZM58 176H59V177L61 176V177H60V178H61L60 180H59V177H58ZM112 176H110L112 179H111L110 177L108 178V179H111V181H112L111 184L114 183V181H115V180L113 181L114 178H113ZM116 176H117V173H116ZM130 176H129V175L127 176L128 179L130 178V181H132V180L134 181V180H135V179H134L135 177H132V179H131ZM140 176H141V177H140ZM160 176H161V177H160ZM198 176H199V177H198ZM222 176H224V174H223ZM244 176H245V174H244ZM244 176H243V177H244ZM31 177H32V176H31ZM37 177H38V176H36V179H38ZM51 177H52V179H51ZM53 177H54V178H53ZM84 177H85V176H84ZM101 177H102V178H101ZM105 177H104V178H105ZM120 177H119V178L117 177L118 179H116V181H117V180L121 181V180H120ZM159 177H160L161 180L159 179ZM165 177H166V176H165ZM174 177H173V178H174ZM186 177H188V176L186 175ZM189 177H190V176H189ZM202 177H203V178H202ZM213 177H214V176H213ZM213 177H212V178H213ZM216 177H217V178H216ZM245 177H246V176H245ZM245 177H244V178H245ZM10 178H11L12 180H11ZM89 178H90V176H89ZM91 178H92V181H93V177H91ZM143 178H142V179H143ZM147 178L149 179V177H146V181L149 182V180H147ZM175 178H174V179H175ZM184 178H185V179H184ZM225 178H227V177H224V179H225ZM229 178H228V181H229ZM247 178H248V177H247ZM18 179H19V178H17V180H18ZM41 179H42V178H41ZM64 179L68 182V183H67V184H68V185H67L68 188H66L65 184H63V183H66ZM94 179H96V178L94 177ZM105 179H106V178H105ZM105 179H103V180L105 181ZM108 179H106V180H108ZM128 179H127V180H128ZM136 179H137V176H136ZM182 179H180V180L177 179V181L180 182V183H179V182L176 183V187H177V190H178V191L175 190V188H174V187H175V186H174L175 183H172V184H171L170 181H169V182L166 181L167 183L165 182L166 184H163V183L161 182V183L163 184V186H164V185L166 186L168 183H170V184L173 185L174 187H172L173 189L170 191V190H167V188L169 189V188L171 187L169 184H168L169 187H168V185H167V188H166V187H163V186H160V187H162L163 189L165 188V189L168 191V194L165 193V192H166L165 189H164V190H165V192H164V190L161 188L162 191L164 192V194H163V192L161 191L162 193L160 192V194H159V198H157L158 196L155 197V199L157 198L156 202L160 199L159 202L162 201V203H161V202L159 203V204H161V206H162V204L164 205L165 203H168V201H169L170 203H169V204H165V205H167V206H168V205L171 206V205H172L171 203L173 202V207H171V208H174V205H175L174 200H173V198L169 197L170 195H171V196L173 195V194H171L172 191L175 190L174 193H176V191L178 192V193L174 194V195H176V196L174 197V199H176V197L178 198V199L175 200L176 203L179 202V201H177V200H182L183 197L185 196V194L189 193L188 190H187V193H186V190H185V192L182 191L183 188H185V185H186L184 181H181ZM213 179H214V178H213ZM224 179H223V184H225V183H224V181H225ZM237 179H239V178L237 177ZM249 179H250V177H249ZM6 180H7V181H6ZM10 180H11V181H10ZM85 180H86V177H85ZM101 180H100V181H101ZM103 180H102V183H105V184H101V186H103V185H104V186H103V187H101L100 185L98 186V188H99L102 192H101L99 189L97 190V187H96V186L92 185L91 179L89 180L90 183H87V182H88V178H87V181H85V182H83V181L81 180V181H82L81 184L84 183V184H83L84 187H85V185L87 186V184H89L88 186L91 185V186H90L91 189L87 188V187H88V186H87L86 188L89 189V190H86V189L83 187V185H81V187H78V186H80V185H78V186L76 185V186L73 187V188H74L75 190H76L77 188H79V189L76 190V191L78 192V193L76 192L77 194L75 193L74 189L71 188L72 191H73L74 193L71 191L70 188L68 189V190H70V192H72V193H70V192H69V193H70L71 196H73V198L71 197V198H72V199H71V202H74L75 205H74V204H73V205H74V208L76 209V212H77V210H78V205H79V207L82 206V205L79 204V203H81L82 201H83L82 204H84V205L82 206V207H83L82 209H83L84 212H85V208H84V206L87 205V207H86V212H85V213H86V214H90V217H89V215H86L83 211H81L82 213L79 214V213H80L79 210H82V209L80 208V209L78 210L79 213L77 212L78 215H83V214H85V216L83 215V216L79 217L80 219H82V218H84V217H88V219L90 218V219H89V221H90V220L92 219V218H91V215H92L94 220H96V218H98V219H100V221H101V217H100V218L98 217V216H101V215H99V214H101V213H96V212H97V211H98V212H99V211L101 212V210H103V209L100 208L99 204L102 203V202H101L102 200H100V199H101L102 197H105V196H107V197H105V199H109V200H110L109 202H108V201L106 202V206H110V205H111L110 207H108L109 210L107 209L108 211H107L106 213L111 214V216L109 215V219H111V221H112L113 219L118 221V219H119L120 217H121V219H122V216H123V215L126 216V214H129L130 211H131V213H132L133 209H135V210H134L135 212L138 211V212H137L138 214H137V213L135 214L134 211H133V214L130 213V215H133V216H134V217L131 216V217H132V220H131V217H130V216H129V218H128V215H127L126 218H123V219H126V220H125V221H126V224H130V223H127V222L137 221L136 218H138V215L142 216L141 218H142V220H143V223H144V221H145V224H146V223L148 224L150 221H151V222L153 221V219H151V220H149V219H150V217H151L154 213H156L155 215H158V214H160V212H161V217L163 216L162 214H163L164 209H165V207H166L165 205L162 207L163 212H162L161 209H160L161 211L158 210V211H160V212H158V211H157V212H153V211H151L152 208H150L151 210L148 209L149 211H151V212L147 211L148 213H152V212H153L151 215L148 214V216H150V217H147V215H146L147 213H146L145 209H142V208H144V207L147 205V203L149 202V199H148V201L146 202V197L148 198V193H149V191H148L147 189H149V188L151 189V187H150V185H149L150 183H145L146 181L144 182V180H142L144 183H140L141 181H140V182L138 181V182H137V185H138L139 183H140L141 185L139 184V186H136V183H133V182L127 181L126 179H125L126 181L124 180L125 183H123V182H118V181H117V183H115V184H117V185H118V183H120V184L122 183V184H126V185H124V186H128V187H129L130 184H132V185H131L132 187L134 186V187H133L134 190H133V189L131 188V186H130L129 189H130V192H131L130 194H131V195H128L127 193L119 192L120 190H119V191L116 190V192H115V189H116V188H114V186H112V185H114V184L110 185V187H109L110 180H108L109 183H108V181H107V183H108L107 185H106V181L103 182ZM140 180H141V179H140ZM170 180H173V179H170ZM190 180H191V179H190ZM243 180H244V179H243ZM250 180H251V179H250ZM250 180H248V182H249ZM253 180L255 181V179H253ZM253 180H252V181H253ZM28 181H29V180H28ZM30 181H32V180H30ZM30 181H29V182H30ZM58 181H59V182H58ZM60 181H61V182H60ZM94 181H95V180H94ZM100 181H99V183H101ZM199 181H200V182H199ZM214 181H215V180H214ZM228 181H227V182H228ZM8 182H9L10 184H9ZM17 182H18V181H17ZM34 182H35V181H34ZM42 182H43V180H42ZM96 182L98 183V181H96ZM126 182H127V183H126ZM134 182H136V180H135ZM173 182H175V180H174ZM182 182H184V184H183L184 187H182V188L178 187V186L182 185V184H181ZM240 182H241V180H240L239 182H237V183H239V184L241 185ZM14 183H15V182H14ZM35 183H36V182H35ZM59 183H62V184H59ZM71 183L73 184V186H72ZM77 183H78V182H77ZM86 183H87V184H86ZM94 183H95V182H94ZM94 183H93V184H94ZM178 183H179L180 185H179ZM190 183H191V181H190ZM196 183L193 184V186H192L193 189L196 188V187L194 186ZM208 183H209V185H208ZM211 183H212V184H211ZM216 183H217V182H216ZM216 183L213 184V181H212V180L209 181V182H207L206 184L203 183L204 187H206V186L209 187V188L207 187L209 190H205V188H203V187H202V189L205 190V193H206V191H207L209 194H210V193L213 194L212 196H214V197H212V198H215V195L217 194L218 197H216L215 199L218 200L219 198L222 199L221 197H222V196H225V195H226V194H225L226 192H225V190L223 189L224 187L221 188V186H218L219 183H218V185L216 186V185H215ZM220 183H222V182H220ZM235 183H236V182H235ZM249 183H250V182H249ZM55 184H56V185H55ZM69 184H71V185H69ZM122 184H121L120 186H122ZM127 184H129V185H127ZM133 184H135V185H133ZM177 184H178V186H177ZM197 184H196V185H197ZM230 184H231V183H230ZM232 184H233V183H232ZM239 184H238V185H239ZM257 184H258V183H257ZM16 185L18 186V184H16ZM30 185H33V183L30 182ZM59 185H60V186H59ZM61 185H62V186H61ZM95 185H96V184H95ZM117 185H115V187H117ZM148 185H149V187H147ZM183 185H182V186H183ZM188 185H190V184L188 183ZM225 185H226V184H225ZM225 185H222V186H225ZM254 185H256L255 182H254ZM33 186H34V185H33ZM38 186H39V187H38L39 189L43 190V191L38 190V191H39L38 194H39V195H40V194H41V195H43V194L45 195L46 192H45L44 190H45L48 186L46 185L47 187H45V188H43V189L40 187L39 184H38ZM105 186H106L107 188H106ZM118 186H119V185H118ZM135 186L137 187V189H136ZM144 186L147 187V188H145ZM153 186H154V185H153ZM214 186H216L217 188L214 187ZM242 186H243V184H242ZM252 186H253V184L250 185L251 189H252ZM9 187H12V189H11V188L9 189ZM43 187H44V185H43ZM55 187H56V188H55ZM82 187H83V188H82ZM92 187H94V189L96 188V189H95L96 191L93 190L94 193L96 194V195L94 194V196H95V197H96V196H99V198H98L99 201L96 202V204H97L99 207L96 206V209H95L96 212L93 211V209H92V212H94L95 214L91 212V207H90L89 204H88V203L90 202V197L93 195V194L89 193L88 191H91V190H92ZM108 187H109V190H107ZM111 187H112L113 189H112ZM139 187H140V188L143 187V188L145 189V192H146V193H145V192H143V193H144L145 195L147 194L146 196H144V194H142V190H143V189H140L141 191L138 190ZM192 187H189V188L187 187V189H189V191H190V190H192ZM200 187H201V186H200ZM225 187H226V186H225ZM232 187H234V185H233ZM244 187H245V186H244ZM15 188H16V187H15ZM31 188H32V187H31ZM81 188H82V189H81ZM102 188H105V191L107 190L108 193L105 192V191H103ZM117 188H118V187H117ZM121 188H124V187H121ZM121 188H120V189H121ZM178 188H180L181 192H179V189H178ZM190 188H191V189H190ZM207 188H206V189H207ZM215 188H216V189H215ZM227 188H228V186H227ZM27 189H28V188H26V190H27ZM36 189H37V188H36ZM36 189L33 187L34 192H32V193H30V194H29V192L26 191V192L29 194V197H27L28 194H27L26 197H27V198H30V197H32V196L35 197V196L37 195V193L35 192V191H37ZM59 189H60V188H59ZM83 189H84L85 193H87V192H88V193H87V194L84 193L85 195H84V194H81L82 192L80 193L79 191H80V190H83ZM124 189H125V188H124ZM131 189H132L133 191H132ZM185 189H186V188H185ZM200 189H201V188H200ZM214 189H215V190H217V189L220 190V189H221V190H222V193L224 192V194L220 197V194H222V193L219 192V194H218V192H215ZM231 189H232V188H231ZM236 189H237V188H236ZM236 189H235V191H237V192L239 193L240 191H239V190H236ZM244 189H245V188H244ZM30 190H31V189H30ZM30 190H29V191H30ZM78 190H79V191H78ZM111 190L114 191L115 194H113L114 192L112 193ZM121 190H122V189H121ZM126 190H127V189H126ZM135 190H137V192H136ZM210 190H213L214 193H212ZM221 190H220V191H221ZM226 190H227V189H226ZM229 190H230V187L228 188V191H229ZM233 190H234V189H233ZM12 191H11V194H12ZM38 191H37V192H38ZM54 191H55V192H54ZM57 191H60V190H57ZM62 191H63V190H62ZM84 191H83V192H84ZM98 191H99V192H98ZM109 191H110V193H109ZM123 191H124V190H123ZM127 191H128V190H127ZM147 191H148V193H147ZM228 191H227V195L230 194V193H228ZM230 191H231V190H230ZM230 191H229V192H230ZM1 192H0V196L2 197L3 195H1V194H2ZM40 192H42L43 194L40 193ZM44 192H45V193H44ZM91 192H92V191H91ZM100 192H101V193H100ZM124 192H125V191H124ZM132 192H135V193H134V194L136 195L135 197H134V194H133ZM138 192H139V193H138ZM170 192H171V193H170ZM33 193H35V195H33ZM65 193H66V192H65ZM65 193L62 192L61 195H64ZM67 193H68V192H67ZM69 193H68V194H69ZM98 193H99V194H98ZM102 193H103V194H102ZM117 193H122V194H124V195H122V194H117ZM136 193H137V194H136ZM181 193H182V195L179 196L178 194H181ZM202 193H203V192H202ZM205 193H203V194L205 195ZM208 193H206V194L208 195L207 197L210 199L211 197H209L210 195H209ZM242 193H243V192H241V194H242ZM252 193H253V192L251 191V194H252ZM259 193H260V192H259ZM3 194L5 195V193H3ZM31 194H32V195H31ZM68 194H66V195H67L66 198H64L65 196H63V198H62V196L60 195L61 200L63 199L64 202H61V201L58 202V201H56L57 204H58V203H61V204H59V205L62 207V208H60V211H62V212L66 209L65 206L68 207L69 205H72V204H69V203H70V199H68V198H69V197H68ZM79 194H81V196L84 197L83 200H81V198H80V199L78 198V195H79ZM88 194H89V196H88ZM90 194H91V195H90ZM97 194H98V195H97ZM101 194H102V195H101ZM105 194H106V195H105ZM107 194H108V195H107ZM110 194H111V195H114V196H117V197L112 196L113 199H111L112 197L110 196ZM149 194H150V193H149ZM153 194H154V193H153ZM194 194H195V193H194ZM243 194H244V193H243ZM13 195H15V194H13ZM16 195H17V194H16ZM16 195H15V196H16ZM30 195H31V196H30ZM39 195H38V196H39ZM41 195H40V196H41ZM75 195H76V196H75ZM104 195H105V196H104ZM119 195H120V196L122 195L123 197H122V196H121V197H122L123 199L121 198V200H120V196H119ZM137 195L140 196V197H138ZM142 195H143V196H142ZM162 195L165 196V197L163 198ZM174 195H173V196H174ZM188 195H189V196H188ZM188 195H187V196H188L189 198L186 196L187 199L191 200V199H190V194H188ZM204 195H202V196L204 197ZM230 195H231V196H229V197L227 196V197H228V198H230V197L233 198V196H232L233 193H232V192H231ZM237 195H238V194H237ZM6 196H7V193H6ZM40 196H39L40 199H41V197L43 198V196H41V197H40ZM86 196H87V197H86ZM125 196H128V197H125ZM141 196H142V197H141ZM153 196H154V195H153ZM160 196H161V198H160ZM202 196H200V197H202ZM239 196H240V195H239ZM241 196H242V195H241ZM1 197H0V198H1ZM3 197H5V196H3ZM3 197H2V200L0 199V200L2 201V203H3V204H2L1 201H0L1 205L3 206V209L6 208V207L9 208V206H10V208H11V206H13V204L11 205L12 202L10 201V203L8 204V202H9L8 200H9V199L6 200V199H5L6 197H5L4 199H5L6 201H8V202L6 203V201H5V203H4V202H3V201H4V200H3ZM17 197H18V196H17ZM20 197H19V198H20ZM36 197H37V196H36ZM58 197H59V196H58ZM74 197H75L79 202H78L76 199H74ZM79 197H80V195H79ZM95 197H94V199H95ZM100 197H101V198H100ZM108 197H109V198H108ZM129 197H130V199H129ZM143 197H144V198H143ZM149 197H150V196H149ZM167 197H168V198H167ZM180 197H181V199H179ZM186 197H184V199H185ZM207 197H206V198H207ZM227 197H226V198H227ZM235 197H236V199H237V196H235V194H234V198H235ZM242 197H243V196H242ZM250 197H251V195H250ZM250 197H249V198H250ZM257 197H258V196H257ZM257 197H254V198H257ZM7 198H11V199H13L14 197L12 198V197L9 195V197L7 196ZM24 198H25V197H24ZM37 198H38V197H37ZM46 198H47V197H46ZM60 198H59V200H60ZM85 198H89V199H85ZM115 198H116V199L118 198V199L115 200ZM127 198H128V200H126ZM131 198H134V199L131 200ZM135 198H136V200H138V202L140 201V202H139L140 205H141V202H142V201H141L142 198H143L142 200H144L145 202H143L142 206H139V205H138V206H135V207H138V208H135L133 205H137V203H138V202L135 200ZM165 198H166V199H165ZM170 198H171V200H173V201L167 200V199H170ZM223 198H224V197H223ZM228 198H227V199H228ZM240 198H241V197H240ZM260 198H261V197H260ZM15 199H16V198H15ZM15 199H14V200H15ZM47 199H49V198H47ZM65 199L67 200L68 205H67V202H65ZM124 199H125V200H124ZM161 199H163V200H161ZM187 199H185V201H186ZM194 199H195V198H194ZM201 199H202V198H201ZM215 199H214V201H215ZM224 199H225V198H224ZM243 199H244V198H243ZM250 199H251V198H250ZM258 199H259V198H258ZM258 199H257V200H258ZM18 200H19V199H18ZM41 200H42V199H41ZM49 200H50V199H49ZM57 200H58V199H57ZM72 200H74V201H72ZM80 200H81V202H80ZM85 200H88V201L85 202ZM91 200H92V199H91ZM96 200H97V199H96ZM96 200H95V201H96ZM114 200H115V201H114ZM119 200H120V201H119ZM123 200L126 201V202H124ZM133 200L136 201V202L132 203V204H133L132 206H133L134 208L131 207V202L129 203V201H132V202H133ZM166 200H167V201H166ZM189 200L187 201V203L183 200V201H184V205H181V206L185 207V203H186V205H187V204L190 205V204H191L190 202H192V201H189ZM196 200H197V198H196ZM234 200H235V199H234ZM237 200H238V199H237ZM239 200H240V199H239ZM239 200H238V202H239ZM43 201H44V203L41 202L43 206H44V204H45V206L48 205V206L50 207V209H53L52 207H54V209L52 210L53 212H51V210H50L51 213L48 212V215L53 213L52 218H53V216H54L55 214H56L57 216H59V215L56 213L57 210L55 209V207L57 208V207H60V206H57V204H55L54 206H52V205H53L52 202L50 203V204H51V205H50V204H48L49 202L46 201L45 199H44ZM76 201H77V202H76ZM113 201H114V203H113ZM118 201H119L120 203H119ZM127 201H128V202H127ZM153 201H154V200H153ZM202 201H205V198L202 199ZM214 201L212 200L211 202H214ZM241 201L244 202V200H242V199L240 200V204H238V202H237L236 200H235V202H234V203H237V204H234L235 207L237 206L236 208H238V207L240 208V209L238 208L240 211L237 210L238 213H239V215L242 214V212H243L242 209H243L244 211L246 210V209H245V208H246L245 205H244L245 207L241 208V207H242V206H241ZM255 201H256V200H255ZM258 201H259V200H258ZM262 201H263V200H262ZM45 202H47V203H45ZM53 202H54V201H53ZM87 202H88V203H87ZM91 202H92V201H91ZM110 202H111V203H110ZM117 202H118V203H117ZM123 202H124V203H123ZM195 202H196V201H195ZM211 202H210V203H211ZM243 202H242V205L244 204ZM249 202H250V205H251V204H252V205H253V204L255 205L256 203H257V205H258V202L251 203V201L248 200V203H249ZM263 202H264V201H263ZM31 203H32V202H31ZM31 203H30V206L32 205V209H33L34 207H33V204H31ZM36 203H38V205H37ZM36 203H35V204L37 205L38 209H40V208H39V204H40V207L42 206L41 203H40V201H39V202H36ZM54 203H55V202H54ZM64 203H66V205H65ZM85 203H86V205H85ZM94 203H95V202H94ZM107 203H108L109 205H108ZM126 203H129V204L127 205ZM139 203H138V204H139ZM144 203H145V204H144ZM192 203H193V202H192ZM205 203H206V202H205ZM210 203H209V205H210ZM248 203H247V205H248ZM7 204H8V205H7ZM35 204H34V205H35ZM63 204H64L65 206H64ZM77 204H78V205H77ZM96 204H94V205H96ZM103 204H104V202H103ZM116 204H117V205H118V204H119V205H120V204H121V205L123 204V205H122L123 208L126 206L125 208H126L127 211H124L125 214H124V212L122 211V215H121V214H120V213H121V210H120V213H118V210H119L120 208H122V207L119 206V205H118V207L113 206V205H116ZM157 204H158V202H157ZM180 204H183V202H182V201L179 202V203L177 204V206L180 205ZM202 204H204V203H202ZM260 204L262 205V203H260ZM260 204H259V206H260ZM6 205H7V206H6ZM22 205H23V204H22ZM25 205H26V204H25ZM36 205H35V209L37 210ZM62 205H63L64 207H63ZM73 205H72V206H73ZM117 205H116V206H117ZM124 205H125V206H124ZM148 205L150 206L151 204L148 203ZM192 205H194V204H192ZM212 205H214V203H213ZM217 205H219L218 202H217ZM5 206H6V207H5ZM30 206H29V208H31ZM75 206H76V207H75ZM101 206H102V204H101ZM127 206H130L131 208H128ZM149 206H146V207L148 208ZM169 206H168V207H169ZM177 206H176L175 210L178 209L179 206H178V207H177ZM190 206H191V205H190ZM197 206H198V205H197ZM207 206H208V205H207ZM207 206H206V207H207ZM215 206H216V204H215ZM240 206H241V207H240ZM15 207H16V206H14V207L12 208L13 211L16 210V209H14ZM19 207H20V206H19ZM21 207H22V206H21ZM70 207H71V206H69L68 208L70 209ZM88 207H89V209H90L89 211H90L91 213L87 211ZM102 207H103V206H102ZM112 207H114V209H115L114 211H117L116 214H113L114 212H113ZM140 207H142V208H140ZM146 207H145V208H146ZM186 207H187V206H186ZM193 207L195 208L196 206H193ZM200 207L202 208V206H200ZM203 207H204V206H203ZM247 207L250 208L249 205H248ZM17 208H18V207H17ZM23 208H25V207H23ZM43 208H45V207H43ZM68 208H67V211H66L65 213L68 214V217L70 216V217L72 218L71 215L74 214V213H73V212H74V208H72L73 210L70 209V211H69V213L72 212L71 215L68 213ZM98 208L101 209V210H98ZM104 208H105V207H104ZM110 208H111L112 210H110ZM147 208H146V209H147ZM158 208H159V207H158ZM187 208H188V207H187ZM187 208H185V209L187 210ZM191 208H192V207H191ZM201 208H200V209H201ZM216 208H218V207H216ZM261 208H262V206H261ZM3 209H2V210H3ZM26 209H27V208H26ZM35 209H34V210H35ZM46 209L48 210L49 208L47 207V208H45L44 210L41 209L40 211H41L43 214H41V213L39 212V213H40L39 216H42V215H43V216H42L43 218H44V217H47V218H48V216H44V214H46V213L43 212V211H45ZM61 209H63V210H61ZM117 209H118V210H117ZM128 209H129V212H128ZM130 209H131V210H130ZM136 209H137V210H136ZM139 209H141L142 211L144 210V211H145V214L143 215L144 211H143V212H142V211H139ZM167 209H169V208L166 207L165 210H167ZM180 209H181V211H182V213H183V210H184V209H182V208H180ZM180 209L177 210L178 212L175 211V214H176V215H177V214L182 215V213L179 212ZM192 209H193V208H192ZM263 209H264V208H263ZM263 209H262V210H263ZM6 210H7V209H6ZM8 210H9V209H8ZM8 210H7L5 213H3V215L7 213V215L10 216L11 213H9ZM28 210H29V209L26 210L27 212H26V211L23 212V211H21L20 209H19V211H18V210H17V211H18V212L21 211V213H25L26 216H28V215L30 214V215H29L30 217H31V213L33 212V214H34V216H35V217H33V220L36 221V219H35V218H37L36 215L39 214V213L36 214V213H34L35 211L30 210L31 212H29ZM42 210H43V211H42ZM55 210H56V212H54ZM104 210H105V209H104ZM123 210H124V209H123ZM170 210L174 213V211H173L174 209H173V210H172V209H169L168 212L165 211L166 213H168L167 215H169V212H170V214H171V211H170ZM186 210H184V211H186ZM194 210H195V209H194ZM201 210H202V209H201ZM201 210H200V211H201ZM203 210H205V207H204ZM203 210H202L201 213H199V214H202V215H199L198 212H200V211H199V209H198V207H197V211H198L197 214H198L199 216L203 217V218L206 216V213H207V214H208V213L211 214L210 212H207V210H206V212H204ZM227 210H228V209H227ZM256 210H257V209H256ZM256 210H255V212H256ZM258 210H259V207H258ZM258 210H257V211H258ZM0 211H1V210H0ZM13 211H12V212H13ZM48 211H49V210H48ZM60 211H59V208H58V212H59V213H60ZM109 211H112V212H109ZM208 211H209V210H208ZM232 211H233V210H232ZM241 211H242V212H241ZM250 211H254V209L252 208V209L249 210V212H250ZM260 211H261V209H260ZM3 212H4V210H3ZM18 212H16V213H18ZM28 212H29V214H26V213H28ZM37 212H38V211H37ZM87 212H88V213H87ZM102 212H103V211H102ZM141 212H142V214H139V213H141ZM165 212H164V213H165ZM193 212H194V211H193ZM195 212H196V211H195ZM203 212H204V214H203ZM218 212H220V211H218ZM234 212H235V211H234ZM234 212H233V215L236 214V213L234 214ZM246 212H248V211H246ZM255 212H254V213H255ZM16 213H15V214H16ZM54 213H55V214H54ZM77 213H76V215H77ZM117 213H118V214H117ZM157 213H158V214H157ZM173 213H172V215H173ZM238 213H237V214H238ZM1 214H2V212H0V215H1ZM9 214H10V215H9ZM35 214H36V215H35ZM60 214H62V213H60ZM67 214H65L66 217H67ZM96 214H98L97 217L95 216ZM119 214H120L121 216H120ZM193 214H194V213H193ZM197 214H196V215H197ZM209 214H208V215H209ZM226 214H228V213L226 212ZM3 215H2V216H3ZM7 215H6V216L4 215V216L7 217ZM12 215L14 216L13 213H12ZM16 215L18 216V214H16ZM16 215H15V216H16ZM25 215L22 214V218H20V216H19V217L16 216V218H20V220H24L23 218H27ZM62 215H63V214H62ZM65 215H64V217H65ZM78 215H77V216H78ZM112 215H115V216H114L115 218H110V217H113ZM167 215H165V216H167ZM176 215H175V216H176ZM203 215H204V216H203ZM208 215H207V216H208ZM214 215H215L214 218H216V219H217V218H221V219H223V216H224V217L226 216L224 213L222 214V212L220 213V215H219V213H218L219 216L217 215V217H216V214H214ZM221 215H223V216H221ZM2 216H1V217H2ZM24 216H25V217H24ZM39 216H38V217H39ZM50 216H51V215H50ZM50 216H49V218H50ZM57 216L55 217V219L53 218L54 220L52 221V224H54V227H55V228H54L52 225H51V227H53V229H56V228L58 227L57 229H58V231H59V229L62 227V225L64 224V222H63L62 224L59 225L60 221H59L58 219H57L58 222H56V221H57V220H56ZM77 216L75 217V219L78 218ZM136 216H137V217H136ZM140 216H139V218H140ZM165 216H163V217H165ZM170 216H171V215H170ZM170 216H168V218H169ZM173 216H174V215H173ZM173 216H172L171 218H173ZM175 216H174V217H175ZM177 216L179 217L178 220L176 219ZM177 216H176V218H175V221H173L174 219L172 220L173 222H176V221L179 222L181 216H179V215H177ZM199 216H197V217H199ZM220 216H221V217H220ZM250 216H251V215H250ZM250 216H249V217H250ZM254 216H255V215H254ZM254 216H253V217H254ZM94 217H95V218H94ZM116 217H118V219H116ZM135 217H136V218H135ZM143 217H144V218H143ZM153 217H154V215H153ZM161 217L159 216V218H161ZM163 217H162V219H161L162 222H164L163 220H165V218H163ZM201 217H199L200 220H201V221L204 220L203 218L201 219ZM211 217H213V214L211 215ZM241 217H242V216H241ZM43 218H42V219H43ZM47 218H45V219H47ZM49 218H48V220L51 221V219H49ZM58 218H59V217H58ZM71 218H70V219H71ZM133 218H134L135 220H133ZM139 218H138V219H139ZM141 218L139 219V220H140V223H142ZM146 218H147V220H148L149 222H148V221L146 222ZM148 218H149V219H148ZM151 218H152V217H151ZM155 218H156V217H155ZM155 218H154V219H155ZM157 218H158V217H157ZM157 218L155 219L156 221H155V220L153 221V222H155L154 224H156V223H161V222H158L159 220L157 221ZM171 218H170V219H171ZM199 218H198V220H199ZM209 218H210V217H209ZM209 218L206 217V220H205V221H207ZM226 218H227V216H226ZM234 218H238V217H237V216L232 217V218H231L232 220L228 217V219H230V222L233 223L232 226H233V225L235 226V224H236L235 221H233V220H235ZM243 218H244V217H243ZM245 218H246V217H245ZM245 218H244V219H245ZM250 218H251V217H250ZM262 218H264V217H262ZM1 219H3V218H1ZM4 219H5V218H4ZM6 219H7V218H6ZM45 219H43V222H42L41 219L37 218L38 221L40 220L39 222H40L41 224L43 223V226H42L43 228H44V226H45L46 223H48L49 225L51 224L50 221L45 222V221H46ZM62 219H63V218H62ZM67 219H68V218H67ZM80 219H78V220H80ZM98 219L96 220V222H97L98 224L101 225V222H98ZM123 219H122V220H123ZM127 219H129V220L127 221ZM144 219H145V220H144ZM166 219H167V217H166ZM181 219H182V218H181ZM216 219H215V220H216ZM224 219H225V218H224ZM18 220H19V219H18ZM28 220H29V222L26 221V224H23V225H26V226L29 225V226H30L32 223H35L36 227H37V225H38V228H39V224H40L39 222H33V221H32V223H31V221H30L31 218L28 219ZM64 220H65V218H64ZM78 220L76 219V221H78ZM94 220H91V221L89 222V225H90V223H92V221H93V223L95 224L96 222H94ZM106 220H107V219H106ZM106 220H105V221H106ZM122 220H119V221H122ZM139 220H138L137 222H139ZM183 220H184V219H183ZM210 220H211V219H210ZM210 220H209V221H210ZM3 221H4V220H3ZM5 221H6V222H5ZM5 221H4V223H3L4 226H5V224H6V226H8V224H9V225L12 227L11 231H12V230L15 231V232H14V231H12V232H14L15 234H20V233H21V231H19V229H18L19 232H18L17 230H15V229H17V228H16L15 226H13L12 222H9L10 219H9L8 221H7V220H5ZM24 221H25V220H24ZM24 221H22V222L25 223ZM62 221H63V220H62ZM65 221H66V220H65ZM71 221L74 222V223H76V222L74 221V219H71ZM71 221H70V222H71ZM83 221H86V219H84ZM83 221H81V222L78 221V222L82 225V222H83ZM87 221H88V220H87ZM105 221H104V222H105ZM119 221H118L117 223L121 225V223H119ZM172 221H171V222H172ZM180 221H181L182 223L184 222V221H182V220H180ZM209 221H207L206 223L208 224ZM211 221H212V220H211ZM219 221H220V220H218V222H216V223H219ZM223 221H224V220H223ZM223 221H222V222H223ZM19 222H21V221H19ZM53 222H54V223H53ZM68 222H69V221H68ZM68 222L66 221V223H68ZM122 222H124V220H123ZM153 222H152V224H153ZM166 222H168V219H167ZM166 222H165L164 225L167 224ZM171 222H169V223H171ZM198 222H199V221H198ZM203 222H204V221H203ZM212 222H213V221H212ZM214 222H215V221H214ZM214 222H213V223H214ZM220 222H221V221H220ZM222 222L219 223V224H220L219 226H223L224 224H225V225L228 224L227 221H224V222H226V223H224L223 225H221ZM241 222H242V221H241ZM253 222H254V221H253ZM255 222H256V221H255ZM27 223H29V224H27ZM37 223H39V224H37ZM44 223H45V224H44ZM74 223H72V224H74ZM79 223H76L75 225H72L73 228H75L74 230L77 231V233L80 231V229H79L80 227L78 226V227H79V228H78L79 231H78V230H77V226H76V225H80ZM113 223H115V221H112V224H113ZM117 223H115V225H113L115 228L118 227V225L116 226ZM169 223H168V224H169ZM179 223H180V222H179ZM182 223H181V224H182ZM204 223H205V222H204ZM210 223H211V222H210ZM234 223H235V224H234ZM48 224H47V225H48ZM55 224L57 225V227H56ZM83 224H84V223H83ZM102 224H104V223H102ZM122 224L124 225V223H122ZM135 224H136V222H135ZM135 224L132 223L133 226H134ZM145 224H144V227L146 226ZM154 224L152 225V228H153V229H155V228L157 229L158 226L155 227ZM162 224H163V223H162ZM172 224H173V223H172ZM186 224H187V223H186ZM186 224L184 223L183 226H185ZM199 224H200V223H199ZM255 224H256V223H255ZM1 225H2V224H1ZM1 225H0V226H1ZM67 225H68V224H67ZM84 225H85V224H84ZM86 225H87V224H86ZM95 225H97V224H95ZM100 225H99V226H100ZM136 225H137V224H136ZM138 225H139V224H138ZM148 225H150V224H148ZM156 225H157V224H156ZM164 225H163V226H164ZM174 225H175V224H174ZM176 225H178V224H176ZM196 225H198V224H196ZM214 225H217V224H214ZM239 225H240V223H239ZM242 225H243L242 227H239V228H241V229H239V230H241V231L243 230V227H244V224H242ZM250 225H251V224L249 223V226H250ZM10 226H9V227H10ZM65 226H66V225H65ZM65 226H64L63 228H65ZM68 226H69V225H68ZM74 226H75V227H74ZM92 226H93V224H92ZM92 226H91V227H92ZM126 226H127V225H126ZM150 226H151V225H150ZM150 226H148V227H150ZM153 226H154V227H153ZM160 226H162V225L160 224ZM169 226H170V225H169ZM169 226L167 225V226H165V227H163V228H167V227H169ZM172 226H173V225H172ZM179 226H180V224H179ZM199 226H200V225H199ZM204 226H205V225H204ZM204 226H203V227H204ZM210 226H211V224H210ZM219 226H216V227H219ZM245 226H246V225H245ZM253 226H254V225H253ZM253 226L251 225L250 227H253ZM256 226H257V225H255L253 228H257ZM1 227H2V226H1ZM14 227H15V229H14ZM23 227L26 228L25 226H23ZM42 227L40 226L41 229H42ZM51 227L49 226V228H51ZM69 227H70V226H69ZM95 227H96V226H95ZM119 227H120V226H119ZM129 227H131V226H129ZM137 227H139V226H137ZM137 227H136V228H137ZM148 227H147V228H148ZM174 227L176 228V226H174ZM180 227H182V226H180ZM180 227H178V228H180ZM203 227H202L201 230H204ZM224 227H225V226H224ZM226 227H227V226H226ZM236 227H237V225H236ZM246 227H247V228L244 229L245 231L243 230L244 232H246V231L248 230V224H247ZM2 228H3V227H2ZM7 228H8V227H7ZM46 228H48V227L46 226L44 229H46ZM73 228L71 227L70 229L72 230ZM81 228H82V227H81ZM83 228H84V227H83ZM100 228H101V227H100ZM100 228H99V229H100ZM103 228H105V227H103ZM115 228H114V229H115ZM122 228H123V227H122ZM124 228H125V227H124ZM124 228H123V229H124ZM133 228H134V227H133ZM145 228H146V227H145ZM147 228H146V230H148ZM170 228H171V226H170ZM178 228H177V229H178ZM189 228H190V227H189ZM192 228H193V227H191V229H192ZM204 228H205V227H204ZM211 228H213V227H211ZM214 228H215V226H214ZM219 228L222 230L221 227H219ZM228 228L231 229V228H233V227H231V225L228 224ZM262 228H263V227H262ZM8 229H9V228H8ZM8 229H7V230H8ZM29 229H30V230L32 229V225H31L30 228L27 227V231H28ZM44 229H42V231H44ZM65 229H66V231L70 232V231L67 229V227H66ZM92 229H93V228H91V230H92ZM95 229H98V228H95ZM99 229L96 230L98 233H95V232H94L95 235H93V233H90V235H93V236L96 237L97 234L99 235V231H100ZM101 229H102V228H101ZM120 229H121V227H120ZM123 229L120 230V231H121L120 234L122 233ZM127 229H128V226H127ZM127 229L125 228L124 232H126ZM149 229H150V228H149ZM160 229H161V228H160ZM171 229H172V228H171ZM181 229H182V228H181ZM184 229H185V228H184ZM217 229H218V228H217ZM217 229H216V231H217ZM220 229H219V231H220ZM223 229H224V228H223ZM1 230H2V229H1ZM1 230H0V232H1V233H0V240H4L3 237H6V236L9 237L8 235H6V233H8V234L11 233V234H12V232L9 233V231L5 232V229L3 228V230H4L3 232H5L4 234H5L6 236H5V235H2V231H1ZM32 230H33V229H32ZM37 230H38V229H37ZM51 230H52V229H51ZM51 230H50V232H51ZM61 230H62V228H61ZM63 230H64V229H63ZM128 230H129V229H128ZM135 230H137V229H135ZM142 230H143V229H142ZM157 230H158V229H157ZM161 230H162V229H161ZM167 230H168V228H167L166 230L163 229V232H164V231H167ZM174 230H175V229H174ZM174 230H173V231H174ZM198 230H199V229H198ZM209 230H210V229H209ZM211 230H212V229H211ZM38 231H39V230H38ZM47 231H48V230L46 229V232H47ZM52 231H54V230H52ZM66 231H63L64 234H65ZM81 231H82V230H81ZM94 231H95V230H94ZM103 231H105V230H103ZM118 231H119V230H117V232H118ZM131 231H134V230H131ZM152 231H153V230H152ZM155 231H156V230H155ZM155 231H153V232L155 233ZM173 231H172V232H173ZM192 231H193V229H192ZM196 231H197V230H196ZM224 231H225V233H223V234H226V236H227V235L229 234V232H228V234L226 233V232L228 231L227 228L224 229ZM233 231H234V229H233ZM233 231H232V232H233ZM243 231H242V232H243ZM28 232H29V231H28ZM30 232H31V231H30ZM40 232H41V231H40ZM56 232H57V230H56ZM68 232H67L66 234H68V235L70 236L71 233H72V231H71V233H68ZM89 232H90V231H89ZM129 232H130V231H129ZM135 232H136V231H135ZM135 232H134V233H135ZM148 232H149V231H148ZM148 232H147V233H148ZM174 232H176V231H174ZM177 232H178V231H177ZM177 232L174 233V234H177ZM186 232L188 233L187 230H186ZM189 232H191V230H190ZM212 232L215 233L214 230H212ZM222 232H223V230H222ZM222 232H220V233L218 232V233L221 234ZM249 232H251V231L249 230ZM33 233H34V232H33ZM38 233H39V232H38ZM43 233H45V232H43ZM51 233H52V232H51ZM60 233H61V232H60ZM77 233L75 232V233L72 234V235L74 236V238H73V236H71V237H72V238H71V237H69V236L66 235V234H65V235L63 234V235L69 237V239H71V240H70V242H71V241H74L73 239H75V236H76ZM83 233H84V232H83ZM85 233H86V232H85ZM87 233H88V232H87ZM118 233H119V232H118ZM118 233H117V234H118ZM127 233H128V231H127ZM127 233H126V235H127ZM132 233H133V232H132ZM147 233H146V234H147ZM150 233H151V232H150ZM167 233H168V232H167ZM181 233H183L184 236H185V233H184L183 231H182ZM193 233H195V232H193ZM198 233H199V234L196 235V237H198V238L200 237V236H198V235H201V234L204 235V234H203L204 232H202V233H201V232H198ZM200 233H201V234H200ZM208 233H209V232H208ZM208 233L205 234V235H206V236L210 235V233H209V234H208ZM253 233H254V232H253ZM258 233H259V232H258ZM262 233H264V232H262ZM15 234H14V235H15ZM47 234H48V233H47ZM47 234H46V235H47ZM58 234H59V233H58ZM74 234H75V235H74ZM79 234H81V232H80ZM100 234H102V236H104V237L102 238V236L99 235L100 237H99V236H98V238L96 237V238H97V241H96V238H95V237H91V238H95V243H96V244H97V242H98L99 240L101 241V243L104 244V241H102V239L105 238V234H103L102 230H101V233H100ZM117 234L115 233V235H117ZM130 234H131V233H130ZM135 234H136V233H135ZM151 234H152V233H151ZM179 234H180V233H179ZM183 234H182V235H183ZM191 234H192V233H191ZM195 234H196V233H195ZM247 234H248V232H247ZM247 234H246V235H247ZM38 235H41V234H38ZM38 235H36V234L32 235V234H31V236H32V238H31V240H30V241H31V244H32V239H33V237L38 236ZM42 235H43V234H42ZM85 235H86V234H84V237H82V238H84V239L86 238V239H87V242H89V241H88V238L90 237V235H89V237H86L87 235H86V236H85ZM111 235H112V234H111ZM113 235H114V234H113ZM113 235H112V236L109 235V237L111 238L109 241L112 240ZM138 235H139V234H138ZM147 235H149V233H148ZM158 235H159V234L157 233L156 236L158 237ZM160 235H161V234H160ZM160 235H159V237H160ZM164 235H165V233H164ZM170 235H171V233H170ZM172 235H173V234H172ZM188 235H190V234H188ZM202 235H201V236H202ZM205 235H204V238H206ZM221 235H222V234H221ZM221 235H220V236H221ZM230 235H231V234H229V237H230V239H231V236H230ZM248 235H249V234H248ZM263 235H264V234H262V236H263ZM12 236H13V235H12ZM12 236H11V237H12ZM48 236H50V235L48 234ZM51 236H53V235H51ZM59 236H60V235L57 236L58 239L60 238ZM64 236H63V237H64ZM122 236H123V235H122ZM223 236H224V235H223ZM242 236H243V233H242ZM249 236H250V235H249ZM254 236H255V235H254ZM254 236H253V237H254ZM258 236H260V234H259ZM258 236H255L256 238L254 237L255 240L257 239L256 241H259ZM1 237H2V238H1ZM14 237H15V236H14ZM39 237H40V236H38V237H36V238H39ZM61 237H62V235H61ZM63 237H62V238H63ZM77 237H78V235H77ZM77 237H76V238H77ZM107 237H108V234H107ZM128 237H129V235H128ZM128 237H127L126 239H125V238H124V239H125V240H128ZM131 237H134L133 234H132ZM131 237H129V238H131ZM135 237H136V235H135ZM151 237H153V235H152ZM154 237H155V235H154ZM154 237H153V238H154ZM178 237H179V236H178ZM229 237L227 236V239H228ZM244 237H245V235H244ZM244 237H243V239H244ZM247 237H248V236H247ZM253 237L251 236L250 238L253 239ZM45 238H47V237H45ZM49 238H50V237H49ZM53 238H55V237H53ZM53 238H52V239H53ZM99 238H102V239H99ZM155 238H156V237H155ZM162 238H163V237H162ZM164 238H165V237H164ZM171 238H172V236H171ZM189 238L192 239L193 236L188 237V239H189ZM208 238H212V236H208ZM222 238L224 239V237H222ZM225 238H226V237H225ZM259 238H260V237H259ZM261 238H262V237H261ZM9 239H10V238H9ZM18 239H19V238H18ZM66 239H67V238L65 237V241L67 242L68 239H67V240H66ZM86 239H85V243H84V244L82 243V242H84V241H83V239L81 240V237H80V240H81L82 242H81V241H79V242H81V243L78 242L79 245H83V246L85 245V250H86V248H87V247H86V244H87V243H86ZM120 239H122V238H120ZM138 239H139V238H138ZM179 239H180V237H179ZM193 239H194V238H193ZM196 239H197V238H195V240H196ZM200 239H202V237H201ZM200 239H199V240H200ZM220 239H221V238H220ZM220 239H219V240H220ZM239 239H240V238H239ZM251 239H249V240H250V243H249L250 245H249V246H251V244H252L251 242H253V240L251 241ZM262 239H263V238H262ZM262 239H261L260 242H262V241L264 240V239H263V240H262ZM43 240H44V239H43ZM43 240H42V241H43ZM50 240H51V239H50ZM55 240H56V239H55ZM76 240H77V239H76ZM76 240L74 241L75 243H76ZM89 240H91V239L89 238ZM113 240H114V239H113ZM157 240H158V238H157ZM177 240H178V238H177ZM189 240H190V239H189ZM189 240H187V238H186L185 243H186L187 241H189ZM195 240H193V242H194ZM203 240H204V239H203ZM210 240H212V239H210ZM221 240H222V239H221ZM221 240H220V242H221ZM240 240H242V239H240ZM19 241H20V240H19ZM30 241H28V242H30ZM52 241H53V240H52ZM65 241L61 242L62 245H63V243H66ZM77 241H78V240H77ZM114 241H115V240H114ZM121 241H122V240H121ZM121 241H118V242H121ZM130 241H131V240H130ZM130 241H129V242H130ZM132 241H133V243H134V242H135V239L132 240ZM139 241H140V239H139ZM154 241H155V239H154ZM162 241H163V240H162ZM182 241H183V240H182ZM190 241H191V240H190ZM196 241H198V239H197ZM196 241H195L194 243H193L192 241H191V242L193 243V245H195V244H196ZM225 241H226V239H225ZM235 241H236V240H235ZM243 241H244V240H243ZM256 241H255V243L253 242V245H254V246L252 245V246L250 247V249L254 248L256 243L259 244V242H256ZM68 242H69V241H68ZM70 242H69V243H70ZM129 242H127L128 246L130 245ZM137 242H138V241H137ZM140 242H141V241H140ZM148 242H149V244H150V243H151V244L153 243V241L151 242L150 237L148 238L147 244H148ZM158 242H159V244H161V237H160V241H158ZM218 242H219V241H218ZM220 242H219V243H220ZM226 242H227V241H226ZM226 242H225V245H226ZM0 243H1V242H0ZM2 243H3V242H2ZM46 243H47V242H46ZM49 243H52V242H49ZM75 243H72V244L75 246ZM90 243H91V242H90ZM95 243H94V241H93V243H92V244H93V247H95V246H94ZM130 243H131V242H130ZM155 243H157V241H156ZM155 243H154V245L152 244L153 246H155V247L153 248V249H154V252H155V254H154L155 257L157 256V252H158V256H157V257H160V256H159V255H160V252H162L161 254L164 255V253H165L164 250H166V251L168 252V251L171 249V248H170V249L167 250V248H168L167 245H168L169 242L167 243V245H165L164 243H162L161 246H160L161 248H159V251L157 250V252H156L155 249H157V248H158L157 246H159V245H157V244L155 245ZM189 243H190V242H189ZM199 243H200V242H199ZM227 243H230V242H227ZM233 243H234V242H233ZM31 244H30V246H31ZM38 244H39V243H38ZM66 244H67V243H66ZM66 244H65V245H66ZM123 244H125V243H123ZM136 244H137V243H136ZM136 244L134 243V244H132V246H133V245H136ZM142 244H144V243L142 242ZM142 244H141L140 246H142ZM149 244H148V245H149ZM178 244H180V243H178ZM183 244H184V242H182V245H183ZM197 244H198V243H197ZM262 244H264V243H262ZM262 244H260L261 247L264 246V245H262ZM1 245H2V244H1ZM32 245H33V244H32ZM47 245H48V244H47ZM52 245H55V244H52ZM68 245H69V244H68ZM88 245H89V243H88ZM90 245H91V244H90ZM99 245H102V244H99ZM115 245H116V242H115ZM115 245L113 244L114 247H115ZM137 245H139V244H137ZM152 245H151V247H153ZM164 245L166 246L165 248H164ZM171 245H172V242L170 243L169 247H170ZM190 245H191V244H190ZM190 245H189V246H190ZM198 245H200V244H198ZM221 245H222V244H221ZM221 245H220V246H221ZM223 245H224V244H223ZM245 245L248 246V243H247V244L245 243ZM30 246H29V247H30ZM38 246H39V245H38ZM74 246H73V248H74ZM97 246H98V245H96V248H97ZM117 246H118V245H117ZM130 246H131V245H130ZM149 246H150V245H149ZM183 246H185V245H183ZM189 246H188V248H185V250L188 249V251H189ZM195 246H196V245H195ZM200 246H201V245H200ZM214 246H215V245H214ZM243 246H244V245H243ZM53 247H54V246H53ZM66 247H67V246H66ZM120 247H121V246H119V248H120ZM151 247L148 248V246H147L148 249H150ZM172 247H173V246H172ZM185 247H186V246H185ZM192 247H193V246H192ZM197 247H198V246H197ZM207 247H208V246H207ZM225 247H226V246H225ZM256 247H257V246H256ZM9 248H10V247H9ZM63 248H64V247H63ZM63 248H60V249L63 250ZM68 248H69V247H68ZM73 248H72V249H73ZM82 248H83V247H81V246L79 247L80 251H81ZM90 248H92V247H89V249H90ZM99 248H100V247H99ZM101 248H102V247H101ZM104 248H105V247H104ZM123 248H124V247H123ZM123 248H122V250H123ZM125 248H126V247H125ZM131 248H134V247H131ZM137 248H138V247H137ZM147 248H144V246H143L142 248L139 247L138 249H141V252H142V254H143L144 250L147 249ZM162 248H164V249L161 250ZM173 248H175V247H173ZM180 248H181V247H180ZM198 248H200V247H198ZM203 248H204V247H203ZM258 248H259V247H258ZM19 249H20V248H19ZM79 249H78V246H77V250H78V252H77V250L75 251V250L73 249L74 252H77V254H75V256L80 254V253H79ZM89 249H88V250H89ZM116 249L118 250L117 247H116ZM116 249H115V250H116ZM135 249H136V247H135ZM142 249H143V251H142ZM183 249H184V248H182V250H183ZM201 249H202V248H201ZM262 249H264V247H262ZM0 250H1V249H0ZM4 250H5V248H4ZM6 250H7V249H6ZM66 250H68V252H70V250H71V245H70V250H69V249H66ZM90 250H91V249H90ZM92 250H94V249H92ZM92 250H91V251H92ZM98 250H99V249H98ZM98 250H97V253H95V254H97V255L100 254L99 256H102V257L105 256V255H102L101 253H98V252H99ZM100 250H101V249H100ZM160 250H161V251H160ZM177 250H178V249H177ZM182 250H181V251H178V253H179V252L183 253ZM185 250H183V251H185ZM216 250H217V249H216ZM246 250H247V249H246ZM254 250H255V249H254ZM260 250H261V249H259V250H257V251L260 252ZM7 251H9V250H7ZM7 251H6V258H9V257L11 256L10 258L13 260V256H14V255H11V254H13L14 252L10 253L11 251H9V253H8ZM17 251H18V250H17ZM47 251H50V250H49V249H46L45 247H38V248H36V249H35V255L31 258V260H30V264H44L45 261H46V260H44V258L47 257V256H49L48 254L50 253V252H47ZM53 251H54V250H53ZM59 251H60V250H59ZM64 251H65V250H64ZM73 251L70 252V253H73ZM106 251H107V248H106ZM124 251H125V249H124ZM131 251H135V250H132V249H131ZM131 251H130V252H131ZM193 251H194V248H193ZM198 251H199V250H198ZM27 252H28V251H27ZM60 252H61V251H60ZM89 252H90V251H89ZM89 252L87 251L88 254H89ZM94 252H95V251H94ZM101 252H105V251L101 250ZM108 252H109V251H108ZM108 252L105 253L106 256H107V253H108ZM114 252H115V251H114ZM118 252H119V251H118ZM138 252H139V251L135 252L134 256H135L136 253H138ZM145 252H147V251H145ZM185 252H187V251H185ZM185 252H184V253H185ZM191 252H192V251H191ZM228 252H229V251H228ZM246 252H247V251H246ZM1 253H2V252H1ZM65 253H66V252H65ZM92 253H93V252H91L90 254H92ZM124 253L127 254L126 251H125ZM131 253H132V252H131ZM131 253H130V254H131ZM149 253H150V251H149ZM149 253H148V254H149ZM152 253H153V252H152ZM169 253H170V252H169ZM169 253H167V254H169ZM188 253H189V252H188ZM196 253H197V252H196ZM220 253H221V251H220ZM237 253H238V252H237ZM247 253H248V252H247ZM8 254H9V255H8ZM18 254H19V253H18ZM21 254H23V253H21ZM63 254H64V253H63ZM73 254H74V253H73ZM81 254H82V256L85 255V254H86V251H85L84 253H81ZM81 254H80L79 256H81ZM90 254H89V256H90ZM138 254H139V253H138ZM148 254L145 255V257H147V259H149V258L151 257V259H152L153 261H151L150 259H149V260H150L151 262H153V263H156V262H157V264L159 263V261H160L161 264H162V263H163V264H165V263L167 264V262H166L167 260H172V259H168V258H167L168 255L166 256V259H167V260H165V255H166V254H165L164 256H162V258L164 257L163 259L160 257L159 260L157 259V260L155 261V260H154V259H155L154 256L152 257L153 254L150 255V257H148V256H149ZM185 254H186V253H185ZM185 254H184V255H185ZM3 255H4V254H2V256H3ZM66 255H68V254H66ZM70 255H71V257H72V254H70ZM86 255H87V254H86ZM192 255H193V254H192ZM250 255H251V254H250ZM2 256H1V257H2ZM4 256H5V255H4ZM4 256H3V257H4ZM15 256H16V255H15ZM62 256H65V255H62ZM82 256H81V257H82ZM113 256H114V254H113ZM118 256H120V252H119V255H118ZM124 256H125V255H124ZM127 256H128V254H127ZM130 256H131V257H130ZM138 256H139V255H138ZM178 256H180V255H178ZM3 257H2V258H3ZM22 257H23V256H22ZM76 257H78V256H76ZM76 257L73 256L72 258L75 259ZM81 257H80V258H81ZM84 257H85V256H84ZM84 257H83V258H84ZM90 257H91V256H90ZM96 257H98V256H96ZM108 257H109V256H108ZM108 257H107V258H108ZM136 257H137V256H136ZM143 257H144V254H143ZM157 257H156V258H157ZM168 257H169V256H168ZM221 257H223V256H221ZM250 257H251V256H250ZM6 258H5V259H6ZM65 258H67V257H65ZM65 258H63V261L66 262V260H64ZM87 258H88V257H87ZM87 258H86V259H87ZM98 258H99V257H98ZM104 258H105V257H104ZM114 258H115V257H114ZM130 258H131V262H133V264H134V263L137 264V261H136V260H135V262L132 260V259H133V258H132V255H129V258H128V259H130ZM153 258H154V259H153ZM170 258H171V257H170ZM215 258H217V257H215ZM3 259H4V258H3ZM14 259H15V258H14ZM19 259H21V258H19ZM47 259H48V258H47ZM78 259H79V257H78ZM92 259H93V258H92ZM100 259H101V257H100ZM109 259H110V257L108 258V260H109ZM115 259H116V258H115ZM117 259H118V258H117ZM124 259H126V256L124 257ZM161 259L164 260L165 263H164L163 261L161 262ZM217 259H218V258H217ZM217 259H216V260H217ZM12 260H11V261H12ZM21 260H23V258H22ZM21 260L19 261V260L17 259V261L20 262V263L22 262ZM24 260H25V258H24ZM48 260H49V259H48ZM51 260H52V259H51ZM84 260H85V259H82V258H81V261H83V263L79 261V262H80L79 264H84L85 261L87 262L88 260H91V258H90V259H87V260H85V261H84ZM103 260L106 261L107 259H103V258H102V260H100V261H103ZM110 260H112V257H111ZM181 260H182V258H181ZM219 260H220V259H219ZM6 261H9V259H8V260L6 259ZM17 261L15 260V261H13L14 263L11 262V264H12V263H13V264H16ZM63 261H62V264H63V263L65 264V262H63ZM97 261H98V260H97ZM115 261H116V260H115ZM122 261H126V260H122ZM184 261H185V260H184ZM221 261H222V260H221ZM0 262H1V263H4V260H3V262H2V260H0ZM47 262H48V261H47ZM71 262L74 263V261H71ZM86 262H85V264H86ZM95 262H96V260H95ZM106 262H107V261H106ZM144 262H145V258H144L143 263H144ZM172 262H173V260H172ZM172 262H171V263H172ZM182 262H183V260H182ZM89 263L92 264V261H91V262L89 261L88 264H89ZM110 263L112 264L113 262H110ZM118 263L121 264V260H120V261L118 260ZM122 263H124V262H122ZM126 263L129 264V263H130V260H129L128 262L126 261ZM126 263H124V264H126ZM141 263H142V262H141ZM143 263H142V264H143ZM153 263H150V264H153ZM169 263H170V262H169ZM169 263H168V264H169ZM171 263H170V264H171ZM179 263L181 264V262H179ZM196 263H197V262H196ZM4 264H6V263H4ZM8 264H10V263H8ZM54 264H55V263H54ZM56 264H57V263H56ZM60 264H61V260H60ZM75 264H76V263H75ZM94 264H96V263H94ZM104 264H105V263H104ZM106 264H107V263H106ZM147 264H148V263H147ZM172 264H175V263H172ZM182 264H184V262H183Z\"/></svg>",
  "mask_w": 264,
  "mask_h": 264
}]
</instances>
